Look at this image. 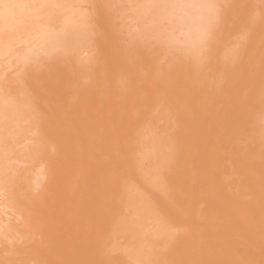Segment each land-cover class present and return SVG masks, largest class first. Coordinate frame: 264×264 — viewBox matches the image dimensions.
Returning <instances> with one entry per match:
<instances>
[{"label":"bare ground","instance_id":"bare-ground-1","mask_svg":"<svg viewBox=\"0 0 264 264\" xmlns=\"http://www.w3.org/2000/svg\"><path fill=\"white\" fill-rule=\"evenodd\" d=\"M2 1H4L5 2V0H2ZM1 1V2H2ZM11 1L12 0H6V4L8 3V2H10V4L8 3V8L6 7V6H4L5 5V3H2V5L1 6H4V7H6L7 8V11L8 12H6L7 14L9 13H17V11L20 9V11L21 10H23V8H25V9H27L26 7H30L31 6V4H33V3H36L37 2V0H36V2H34L35 0H29V2L28 3H25V5H24V2H26V1H28V0H21V1H23V6L21 5V3H20V5H19V1H15L18 5H16V3L15 2H13L12 1V3H11ZM30 1H32L33 3H31L30 4ZM40 0H38V3H40V5L39 6H41V4L43 3V1L44 0H41V2H39ZM75 2H76V0H74ZM81 1V0H80ZM92 1V3H91V7H92V9H93V7L95 8L94 10H92V11H94V13L96 12L97 14V17H99V15L101 16V17H99V18H97V19H100V21L101 20H103V19H105V18H107L109 15H110V13H112V12H114L115 13V10L116 9H114L113 7H111L112 9H114V11H112V12H110V10H112V9H110V5H112V3L111 2H113V1H109V0H87V2H85V5H86V3H87V5L90 3ZM123 4H121V5H125L124 4V2H126V0L124 1H122V0H120ZM139 1V0H138ZM145 1V0H144ZM143 1V2H144ZM146 1H147V3H146ZM145 1V3H142L141 5H148V7L150 8V10H152L153 12H149L150 10H149V8H147L148 10H146V6H145V10H144V8H139V10L140 11H142V12H139V10H138V8L136 7V4H135V6H134V8L136 7V10H138L137 12L139 13H137V14H135L133 11H131V9H130V12L131 13H133L134 14V16H135V18L136 17H138V18H140V19H138L139 20V22L138 21H134L133 19V22H137V23H135L136 25L139 23V24H141V26H142V24H143V26L141 27L139 24L137 25V27H139L138 29H139V31H138V29H137V27H136V25L131 21V20H129V23H130V21H131V23H133L132 25H133V28H135V29H132L134 32L135 31H137V32H139L138 34H143L142 36H141V38L142 39H140L141 40V42H140V40H138V37L135 35V34H137V33H133V31H132V33H131V30L129 31V26H125V25H127L126 23H123L121 20L123 19L122 17H120V15L118 16V20H120V18H121V24H122V26L123 27H127V34H124L123 33V36L124 35H128L129 34V32H130V34L131 35H133V36H135L134 38L136 39L137 38V42L134 44V45H136V44H138V42L139 43H142V44H148L147 46H149V48L150 47H152L151 45L152 44H154V42L153 43H151L150 41H152L153 39H155L156 38V34L157 33H152V32H150L151 31V29H152V31H155L156 29H155V26H156V28H158L159 26H161L160 25V23H163V21L164 22H167L165 19L167 18V20H169V19H173L172 17H175V19H176V23H177V25H175L176 27H177V29H176V27H173V30L174 29H176L177 31H178V34L179 33H181L180 32V30L182 31V33L183 32H185L183 35H182V33L180 34L182 37L184 36V38H185V40H183V42H184V44L185 45H188L189 46V48L192 50V53L194 54L195 53V55H193V54H191L190 52H191V50L188 52L187 51V54L188 53H190L188 56H190V55H193L191 58L190 57H188V60H189V58H190V60H191V62H190V60L189 61H185V60H187L186 58H184L183 57V61L182 62H175V63H171V65L168 63L166 66V68H167V71H165L166 70V68L164 69L163 68V65L161 64V62L159 63V61H161L160 59H158L157 60V62L155 61V59H157V57L156 58H154L155 57V55H154V57L152 56V53H153V51L152 50H150L149 51V49H147L149 52H147V50H146V46L145 47H142V46H140V44H138L139 45V47H137V49H136V51H132V50H135V49H133V48H130L131 50H128V47L126 48L125 46H123L124 45V42H118V40H117V43H116V41H114V40H112L111 38H110V36H105V37H103L104 35H105V33L107 32V34L108 33H111V30L113 29V28H109L110 29V32L109 31H106L108 28H106L107 26H105V25H103V21H101L102 22V24H101V22H99V20H97L98 22H93V20H92V24H90L91 26L89 27L88 26V28L86 27V30H84L85 29V25L83 26L82 25V27H84V29L82 28V27H77V24H67V21H66V23H64V24H66V25H68V26H65V27H68V29H70V30H68L67 28V30L68 31H70V32H68L67 30V32L65 31V29L63 28V33L64 32H66V34L64 33H62L61 32V34H60V32H59V26H58V22L59 21H61V20H58V22L55 20V22H57L55 25H56V27L58 26L59 28H56V27H53V28H55V29H53L54 30V32L53 31H51V30H49V31H51V32H48V30H43V32H40V33H43L42 34V36H40V38H39V46H45V51H46V53L43 51L44 50V48H42V47H40V49H38V47L39 46H37L36 47V49L34 50V52H32V51H28V52H30V54H31V56H30V54H28L27 53V55H26V58L25 59H23L24 61H22L23 62V66H24V68H23V70L22 71H20V72H22V74H20L21 76L25 73V75H27V76H25L24 75V77H21V78H24V80L27 78V80H25V82L26 81H35V79L36 78H38L35 82H31V85H32V83H33V85L31 86L30 84H29V88L28 87H22V89H23V92H22V94H20V96H24L23 98H25V100L24 99H19V101L21 100L22 101V107H24V105L26 106L27 105V103L28 102H30L29 101V99H30V96H26V94L28 93V95L31 93V91H29V92H27L26 93V91H28V89L29 90H32V88H33V90H34V92H35V95H37V99L38 100H40V102L39 101H36V102H34L35 100H32L31 102H33V104L34 105H38L39 103V105L41 106V107H39V106H36L35 108H39V109H41V110H44L45 111V109L47 108H49V111H50V109H52L53 111H54V113H56L57 112V114H55L54 115V117L53 118H50V117H52L53 116V114H52V111H50L51 113V116L50 117H44V115L42 114V116L45 118V119H43V118H41L42 119V121H43V123L44 124H42V121H41V126L40 127H42V128H44V131H43V129L42 130H40L41 131V134H43L42 133V131L43 132H46V136H47V133H48V137L50 138V140L48 141V138L46 137V139H45V143L46 144H48V147L46 148V150H47V154H49L47 157H50L49 158V160H48V162L47 163H45V166H44V170H40V172H38L37 171V173L38 174H35V175H37V176H35L36 178H34V181L36 182V185H37V187H38V189H37V192H33L34 190H32V189H24V190H29V192H30V194H34L33 196L31 195H29V192L26 194V195H28V196H25V191L24 190H22V189H20V188H18V189H20V192H21V190H22V192H23V194L21 195L20 194V192L19 193H17V195L18 194H20L21 195V197H19V196H17L16 195V192H15V194H13L14 193V190H10V187L12 188V186H10V183L12 182V181H14L13 179H16L15 177H13V178H9V180L7 181V179L6 178H4L5 176H6V174L9 172H12L13 170H11V169H9V167L7 168V169H9L10 171H7V170H4L5 169V167H4V165H5V163H4V165L2 164V162H1V158H0V171L2 172H0V186L1 187H7V185H8V189H9V194H11L10 196H9V198L8 197H6L7 199H8V202L10 201V205H11V203H13V202H15L16 203V205L13 203L12 205L13 206H16L17 208V212H18V210H19V212L21 211V209H22V214H19L18 215V213H16V214H12V212L14 213L15 211H16V209H13L12 208V210L13 211H9V208H4V210H2L3 212H5V210H7V211H9L8 213L7 212H5V213H3L2 211H1V213L0 214H2V215H0V236H2L1 238H0V264H117L116 262L119 260L118 258L119 257H121V256H117V258L115 259L114 257H115V255H114V257L112 258L111 257V255H110V257H109V255H108V252L109 251H107L106 250V246H105V241H104V237H103V232H105L106 230L105 229H110L109 227H107V228H105V224H103V223H113V222H116V219H114V221L112 220L113 218H114V216L113 215H111V213L110 212H108V210H110V211H112V209H113V211H114V207L115 206H117V204L116 205H114V207L113 206H108V205H113L112 203L113 202H115L116 201V203H121V201H118L117 202V200H115V199H117V198H115L114 200L115 201H113V200H111L110 201V198H107L109 195V192L111 191H113V190H108V196L106 195V186H104L103 184V182H105V184H106V181H104L105 180V174L101 171V169L104 167V164L107 162H105V161H103L104 159H103V156L102 155H104L103 154V152L105 153L107 150L110 152V147L109 146H114V143L115 142H117V140L119 139V140H121L122 138L120 137V136H124V134H126V133H124L123 131H120V130H122L123 128H124V125H126L127 127L129 126L130 127V125L132 126V124L134 125V124H137V123H140L141 124V122H142V120H141V118L140 117H137V113L140 111L139 109H140V106L142 107V105H143V103H145V102H147V104L148 103H150L151 104V101H152V103H153V105L155 106H157L156 108H158V105H159V107L161 108H163V107H166V109L165 108H163V110L165 111V113H166V110H167V112H171V114H170V116L172 115V117H170V116H168V117H170V118H168V119H166L167 118V114H166V118H164L165 120H167L168 122H170V123H172V124H174L175 126H174V129H175V127H178V126H182L181 124H183V126L181 127V128H183L184 127V125L185 126H192V129L191 128H189L188 127V129H187V131H188V136L186 135V133H184V132H186V129H185V127H184V131H183V129H181L182 131H183V133H184V136H186V138H188L189 137V139L190 140H188V139H186L185 137V139H186V141L184 142V143H188L189 141V143H190V145L192 146V144H193V147L195 146L196 148H198L199 147V150H200V147H202V145L205 143V141L207 140V142L206 143H208V145H211V146H208L207 144H205V145H207L208 147H210V149L211 150H209V148L206 150V146L204 147L205 148V150L207 151H205L204 149V151L206 152V153H209V155L210 156H208V154L206 155V153L204 152V155L202 156V154H203V152H201V150H200V152L198 151V149H196V148H193V151L192 152H196L195 154L194 153H192L191 151H189V153L191 152V156L190 155H188L187 154V156H186V159H188V157H189V159H188V162L187 163H190V162H192L193 163V161H191V160H194V162L196 163L195 165H196V169L194 170L195 172H193V164H189L190 165V168H191V166H192V168H191V170L189 169V172L190 171H192V172H188V173H186V174H184L185 172H186V169H187V166H185L186 167V169H185V171L184 170H182L183 171V174L184 175H187L188 174V176L190 177V179L187 177V176H184V178H182V180H183V184H184V181L187 179L188 180V182H185L186 184H187V186H188V188H186V189H188L187 191H189V189L191 190H193L194 192H193V194H190V196H193L192 198H190V199H195V201L193 200V201H191V203L193 204V202L195 203V204H197V202H198V200H196V197L197 198H201V200H203V201H205V199L206 198H208L210 201H208V199H206V201H208V204L207 203H204L203 201H201L200 199V203H204V204H207L208 205V207L207 208H205L204 210V212L203 213H200V211L202 212V209H199V217L202 219L203 217H205L206 215H207V213L206 212H208V214L209 213H211V214H214V210H215V214L214 215H216V213L218 212L217 210H220L219 212H218V214L220 213V215H223V219H224V216L226 215V213H230L229 215L227 214V216L230 218V216H231V218L233 217L234 218V216H237V218L239 219H237V220H235L236 221V223H232V222H230L229 220H231V218L229 219V218H227V216H226V220H225V222L227 223V220L230 222L229 224L230 225H228V223L227 224H225V222L223 221V219H222V221L223 222H221V218H220V221H219V223L220 224H225V225H223V227L221 226V227H219V231H218V233L216 232L217 230H216V228H214L216 231V233H217V235L218 236H220V237H218L219 239L221 238V236H222V238L220 239V240H218L217 241V239H216V241L215 240H213L212 238L214 237V235L216 236V234H215V232H214V230H213V228H212V225L215 223V221L218 219L219 220V217H218V215L216 216V217H211L210 215V217L211 218H209L208 217V215H207V217L210 219L209 221H206L205 222V220H206V217H205V220H204V218H203V220H204V225L206 226V228L205 229H201V231L200 230H197V227H198V225H203V224H198L197 225V221L194 223V224H196L195 226H197V227H195L193 224H191V222L189 223V224H191L189 227L190 228H192V225L196 228L195 230H197V231H195L194 230V228L192 229V232H189V231H187V232H189V236L187 235V232H184V233H186V235H187V239H186V236H185V239H186V241H185V239L184 238H182L183 236H180V234H179V236H177V231L178 230H175V229H177V227H173V228H175L174 230H172V228L171 229H169V231H168V227H170V225H168V224H165L164 222H163V224L159 221V223L160 224H162V225H157V227L159 226V227H163L162 228V230L164 229V231H168L169 233L170 232H176V240H173V241H170L169 243H171V242H175V243H171L172 245H174V244H178L179 243V245L182 243V244H184V246L182 247V250H181V245H180V247L177 245V247H176V245H175V247L173 246V248L174 249H172V248H170L171 249V258L172 257H179V259L178 258H172L173 260H176V259H178L179 260V262L181 261H183V263H185V262H187V261H189V262H191V259H193V260H195L196 261V263H198V264H256V263H258V264H264V223H263V219H264V180H262L261 179V181L259 182V187H261L260 188V190L258 189V187H257V189H258V191H259V193H258V195L259 194H261V196L260 197H262V199H261V204H260V200H259V198L257 199L258 200V202H259V204L260 205H263L262 207H259V204H257L258 202L257 201H254V200H252L253 201V203H252V205H251V203L249 204V202H245V199H246V201L251 197H253L252 196V193L251 192H249L248 191V186H247V191H245V193L246 192H249V193H251V194H249V195H251V196H249V198H244V197H242L241 198V196L242 195H244V194H242L243 192L241 191L240 192V190L238 191H236V190H234V191H236V192H239V194L238 193H234L233 194V196L231 197L230 195H227V194H231V191H228L227 192V190H226V192L224 191V188L225 187H229V185L230 184H232L233 182H235L238 178H239V176L237 175V173L238 174H241V171H242V169H243V171H242V174H241V176L243 175V174H245L246 173V175L248 174H254V173H257V171H260L261 169L263 170L264 169V152H263V155H262V151H264L263 150V147H264V145H263V147H261V146H258V147H260V149H262V151H260L259 150V148H258V150H257V148L256 149H253V148H255V146H253V148H252V145H251V148H248L249 146H250V144H249V141L247 142V138H242L240 141H238V140H236L235 139V141H237L238 142V144L233 140V143H234V146H233V150H232V153H231V149L229 150V144H231L230 142H232L231 140L233 139V138H235L237 135H239V134H242V130L244 129V126L246 125L245 123H247V121L249 122H252V120H249V119H251L250 118V116H251V113H252V111H251V109L249 108L248 109V111L246 110V108L244 107L246 104H247V106H248V104H252V103H254L253 101L256 99V97L258 96V95H261L262 93H261V91L260 90H257V89H255L254 88V86L255 85H257V84H255V82L257 83V81L256 80H259V76H258V79L256 78V79H253V81H252V79H251V82H253L252 84L250 83V84H247L246 82L248 81H246L245 83L247 84H244V83H242L240 80H238V79H240L239 78V75L241 74V75H243L244 73V71L241 73V71H239V70H237L236 68H235V70H234V68L232 69L231 67L232 66H234V65H232L231 66V63H232V60H231V55L228 53V55H227V53H225L224 52V50L225 49H223V48H227V46L228 47H230L229 46V44L228 45H226V42L223 44L222 43V49L220 50V49H218L219 50V52H218V50L216 49V48H218V47H216V45H215V43L217 44V45H219L218 43H219V41H221L219 38H220V36H221V34L219 33V31L217 32V30H219V29H222V28H220V26L221 27H224L222 30L224 31V33H228V31L225 29V25L226 24H223V23H227V21L229 20V16H227V15H230L228 12V10L229 9H227L228 7H227V5L226 4H228V2H226V1H229V0H224L225 1V7H224V9L222 8H220L219 6H224V1H221V0H146ZM238 2L237 3H239V0H237ZM242 0H240V2H241ZM247 2H248V0H246ZM252 1H254V5L256 4L257 6H259L258 5V2H259V0H251L250 2L252 3ZM256 1H258V2H256ZM0 2V3H1ZM53 2H56V1H53ZM67 2H70V0L68 1L67 0ZM67 2H65V4L67 3ZM81 2H83V1H81ZM89 2V3H88ZM117 2V1H116ZM115 2V0H114V3H116ZM119 2V1H118ZM117 2V3H118ZM129 2V1H128ZM127 2V3H128ZM137 1H135V3H136ZM219 2H220V5H219ZM221 2L223 3L222 5H221ZM236 2V1H235ZM245 1H243V3H244ZM247 2H246V4H247ZM16 5V6H14V4ZM72 3H74V2H72ZM111 3V4H110ZM130 3V2H129ZM134 3V2H133ZM132 3V4H133ZM218 3V4H217ZM232 3V2H231ZM260 3H262L261 4V6L263 5V2H262V0H260ZM259 3V4H260ZM4 4V5H3ZM44 4V6H41V7H47V6H49L50 7V11H51V7L52 6H56V8L54 9V10H52V11H58V9L61 7V9H63L62 8V6L64 5V6H66L65 4H61V6H60V4H59V8L57 9V7H58V5H57V3H54V4H48V2L47 3H43ZM69 4H71V3H69ZM76 4H77V2L76 3H74V5L76 6ZM118 4H120V3H118ZM131 4V5H132ZM139 4H140V2H139ZM234 4V3H233ZM240 4V3H239ZM34 5L36 6V5H38V4H33L32 6L34 7ZM79 5H80V3H79ZM81 5H83V4H81ZM116 5V4H115ZM121 5H118V7L119 6H121ZM141 5H139L140 7H142ZM143 5V6H144ZM243 5H245V4H243ZM243 5H241V7L243 6ZM248 5H253V4H249V2H248ZM247 5V6H248ZM254 5H253V7H252V10H250L251 9V6H249L250 7V9L247 7L246 8V15L247 14H249L250 13V11H251V13L246 17V15H245V17H246V19L245 20H247V18H249L246 22L247 23H245L244 24V26H242V28L243 27H245V26H247V24H248V26H249V28L250 27H252V29H247V27H246V31L243 29L242 31H244V32H246L245 34H247V33H249L250 32V30L251 31H253L254 33L256 32L255 30H257V33H259V34H262L263 33V31H264V7L262 6L261 7V9L263 10L262 12V14H261V12L260 13H258V10L256 9H254L255 10V12H254V10H253V8H254ZM255 5V7H257ZM0 6V7H1ZM20 6H21V8H20ZM24 6H26V7H24ZM38 6V8H40ZM72 6H73V4H72ZM71 6V7H72ZM78 6V5H77ZM89 6V5H88ZM129 6H130V4H129ZM138 6V7H139ZM216 6H218L219 8L217 9L216 8ZM222 6V7H223ZM236 6V5H235ZM3 7V10H2V7L0 8L1 10V18L0 19H6L8 22L10 21V24H9V33H10V31H12L11 30V28L13 27L14 29H16V27L18 26V23L17 22H13L10 18L12 17V19H14V21L17 19V18H14V17H18L19 18V15L18 16H15V14L13 15V13H12V15L14 16H10V18H9V15H7L8 16V18H6L7 16L5 15V11L6 10H4L5 8ZM37 7V6H36ZM70 7V6H69ZM68 7V8H69ZM82 7V6H81ZM90 7V8H91ZM130 7H132V6H130ZM227 7V8H226ZM229 7H232V6H230L229 5ZM237 7H238V5H237ZM35 8V7H34ZM65 8V7H64ZM73 8V7H72ZM125 8H126V6H125ZM239 8H240V6H239ZM243 8V7H242ZM259 8V7H258ZM25 9H24V11H25ZM32 9V7H30V10ZM36 9V8H35ZM42 9V8H41ZM44 9V8H43ZM42 9V10H43ZM60 9V10H61ZM77 9L79 10V8L77 7ZM82 9H83V7H82ZM81 9V10H82ZM85 9V8H84ZM83 9V10H84ZM98 10V11H95V10ZM120 9V8H119ZM118 9V10H119ZM215 9H216V12H218L219 11V13H220V10H221V12L223 11L224 12V10L226 11L227 10V14H223V12H222V14H223V16L222 17H220V18H223V19H221L222 21L224 20V22L223 23H221L222 21L220 20V18H218L217 17V19H219V21H221L220 23L218 22V20L216 19V12H215ZM220 9V10H219ZM235 9V8H234ZM244 9V8H243ZM14 10V11H13ZM66 10V9H65ZM121 10V9H120ZM143 10L145 11V13L143 12ZM232 10V9H231ZM241 10V9H240ZM240 10H238V11H240ZM250 10V11H249ZM2 11H4L3 13V15H2ZM20 11H18V12H20ZM23 11V12H24ZM34 11V10H33ZM32 11V12H33ZM37 11V9L35 10V12ZM64 11V10H63ZM63 11H61V12H63ZM70 11H72V10H70ZM77 11V10H76ZM75 11V12H76ZM85 11V10H84ZM81 11L80 13H82L83 12V14H79V17H80V15H83V17L84 18H81L82 20H84L86 17H88V11ZM123 9H122V13H123ZM127 11V13H128V10H125L124 12H126ZM243 11V10H242ZM242 11H241V13H242ZM249 13H248V12ZM252 11L254 12L253 13V17L254 16H258L257 18L256 17H254L255 18V20L257 21V22H259V23H256V21H254L253 19V17H251V14H252ZM260 11V10H259ZM31 12V11H30ZM31 12V13H32ZM40 12H42V11H40ZM44 12V11H43ZM46 12H47V10H46ZM67 12V11H66ZM66 12H64V13H66ZM98 12H99V15H98ZM117 12V11H116ZM118 12H120V11H118ZM146 12L148 13H154V14H156V13H158V15L159 16H157V15H153V18L151 19V17H149V18H147V20L146 19H142V17H140L141 15H140V13L142 14V13H144L145 15H147L146 14ZM244 12V14H245V11H243ZM21 13V12H20ZM19 13V14H20ZM39 13V12H38ZM38 13H35V14H33L34 16L36 15V16H38L39 14ZM52 13V12H51ZM63 13V14H64ZM87 13V14H86ZM90 13L92 14V12H91V9H90ZM89 13V14H90ZM93 13V14H94ZM121 13V14H122ZM127 13H126V15H127ZM216 13V14H215ZM224 13H226V12H224ZM230 13H231V11H230ZM235 13V12H234ZM240 13V12H239ZM240 13V14H241ZM258 13V14H257ZM24 14V13H23ZM25 14H28V13H25ZM30 14V13H29ZM38 14V15H37ZM42 14H44V13H42ZM54 14H55V12L52 14L53 15V17H54ZM60 14H62V13H60ZM72 14V13H71ZM74 14V13H73ZM84 14H86V15H84ZM91 15V17L92 16H94V15ZM118 14V13H117ZM120 14V13H119ZM128 14H130V13H128ZM133 14H132V16H133ZM221 13H220V15H217V16H221L222 15ZM237 14V13H236ZM235 14V15H236ZM243 14V13H242ZM255 14V15H254ZM261 14V15H260ZM11 15V14H10ZM33 15L32 16H30V17H33ZM52 15L51 16H48L47 14L45 15L46 17L48 16V17H52ZM57 15H58V13H57ZM56 14H55V16H57ZM66 15V14H65ZM70 15V14H69ZM75 15V14H74ZM74 15H73V17H74ZM95 15V16H96ZM108 15V16H107ZM126 15H125V17H126ZM239 15V14H238ZM238 15H236V16H238ZM3 16V17H2ZM21 17H22V15H20ZM23 16H28V15H23ZM35 16V17H36ZM40 16V15H39ZM45 16H40L41 18H42V21L39 19V17L38 18H36V21L40 24V22H43V19H45L44 17ZM76 16H78V15H76ZM75 16V17H76ZM155 16V17H154ZM165 16H167V17H165ZM224 16H226V17H224ZM243 16V19H244V15H242ZM260 16H262L261 17V20L259 19V17ZM21 17L19 18V20H21ZM58 17H59V15H58ZM63 17V16H62ZM71 17V16H70ZM90 17V16H89ZM103 17V18H102ZM117 17V16H116ZM128 17H129V15H128ZM128 17H126V19L128 18ZM131 17V16H130ZM160 17V18H159ZM161 17H163V18H161ZM168 17H170V18H168ZM215 17V18H214ZM54 18H57V17H54ZM68 19H69V16L67 17ZM93 18V17H92ZM96 18V17H95ZM94 18V19H95ZM154 18H156V19H154ZM224 18H226V20L224 19ZM240 17H238V19H239ZM263 18V19H262ZM23 19H25V17L24 18H22V23H23ZM30 19V18H29ZM28 19V20H29ZM35 19V18H34ZM39 19V20H38ZM47 19V18H46ZM60 19V18H59ZM66 19V18H65ZM67 19V20H68ZM73 19V18H72ZM77 19V18H76ZM88 18H86V20H87ZM109 19H111V18H108V20ZM112 19H114L113 17H112ZM116 19V20H117ZM126 19H125V21H126ZM158 19H162V21L160 22V21H157L156 22V20H158ZM164 19V20H163ZM213 19V20H212ZM214 19L216 20V21H214ZM234 19V18H233ZM243 19H242V21H243ZM259 19V20H258ZM6 20H4L3 21V23H6V25L5 24H1V29H4L3 28V26H8L7 24H8V22H6ZM18 20V19H17ZM16 20V21H17ZM47 20H51V19H47ZM107 20V21H108ZM116 20H114V24H115V21ZM141 20H143V21H141ZM149 20V21H148ZM150 20H154L153 21V24L154 23H156L155 24V26L154 25H152L151 23H152V21L150 22ZM170 20V21H171ZM174 20V19H173ZM244 20V21H245ZM14 23V24H12V22ZM70 21V20H69ZM68 21V23H71V22H69ZM106 21V22H107ZM110 21V20H109ZM146 21V22H145ZM175 21V20H174ZM232 21H234V20H232ZM239 22H241L240 20H238ZM248 21L250 22V25H249V23H248ZM1 22V21H0ZM26 22V21H25ZM24 22V23H25ZM31 22V20L29 21V23ZM33 22H34V20H33ZM32 22V23H33ZM36 22V23H37ZM44 22H47V21H44ZM43 22V23H44ZM53 22H54V19H53ZM78 22H81L80 21V19H79V21ZM113 22V21H112ZM142 22H145V23H149V25L151 24L152 26H149V25H147L146 24V27L144 26L145 25V23H142ZM172 22V21H171ZM170 22V23H171ZM238 22V23H239ZM17 23V24H16ZM20 23L21 22H19V28H21V26L22 25H24V24H22V25H20ZM36 23H34V27H35V24ZM88 24L87 22H85V21H83V24ZM105 23V22H104ZM128 23V25H130ZM214 23H219L220 24V26H219V28H218V25L219 24H214ZM230 21H229V26H231L230 25ZM233 23H236V22H233ZM31 24V23H30ZM46 24V23H45ZM52 24V23H51ZM62 24V23H61ZM81 24V23H80ZM94 24V25H93ZM109 24V23H108ZM107 24V25H108ZM113 24V23H112ZM117 24L119 25V27H120V24L117 22ZM124 24V25H123ZM166 25H168L167 23H165ZM165 24L163 23L162 25L163 26H165ZM179 24V25H178ZM222 24H223V26H222ZM242 24V23H241ZM255 24H257V25H255ZM17 25V26H16ZM26 25V24H25ZM29 25V24H28ZM48 24H46V26H47ZM53 26H55L54 24H52ZM93 25V26H92ZM101 25H103L104 27H102ZM217 25V26H216ZM228 25V24H227ZM237 25V24H236ZM255 25V26H254ZM51 25H50V23H49V27H50ZM62 26V25H61ZM63 26V27H64ZM70 26V27H69ZM72 26V27H71ZM78 26H79V24H78ZM95 26V27H94ZM112 25H110V27H111ZM180 26H183L182 27V29H180V30H178V28H181ZM216 26V27H215ZM36 27H37V24H36ZM92 27H94V30H93V28ZM101 27L102 28V32H104V34H103V38L101 39H95L99 44H97V46H98V54L99 55H96V54H94V55H96V56H98V57H95V59L96 60H98V62H96L95 61V59H93L94 61H95V63H97V65L95 66V63L93 64L92 63V61H91V63L93 64V65H90V66H82V64H81V67L79 68L80 69V71H79V69H77L76 70V68L77 67H75L74 65L76 64V66L78 65V63L76 62V60H75V64L72 66V65H70L69 66V64H72V63H69V64H67V62L66 61H56V62H59V63H61V64H59V63H55V60H54V62H51V60L53 59V57L51 56L52 55V53L50 52V51H52V50H54L55 51V53H57L58 51H56L57 50V48L56 47H60L61 48V46L63 47V45L64 44H62V43H66V40H65V38H64V36H66L68 33V35H70L69 37L67 36V38L66 39H69V38H71L72 39V41H71V39H70V41L71 42H69L68 40H67V42L68 43H72L71 44V46H69L70 48H68V43L67 44H65L66 46V49H68V50H66V52H68L69 51V49H70V51H72L71 50V48L73 49V53H76V52H78L79 51V49L78 48H80L81 46L80 45H82L83 43V46H85L86 45V43H85V41L87 40V43H90V42H88V39L89 38H91L90 37V35H89V33H88V30H90V28H91V32L93 33L94 31H96V30H98L99 32H101V28H100V30H99V28ZM116 27H118V26H116ZM119 27H118V29H119ZM130 27H132L131 25H130ZM141 27V28H140ZM153 27V28H152ZM166 27H168V26H166ZM170 27V26H169ZM169 27L167 28V29H169ZM215 27V28H214ZM237 27V26H236ZM24 28V27H23ZM22 28V29H23ZM62 28V27H61ZM148 29L147 31L145 30V29ZM151 28V29H150ZM217 28V29H216ZM234 28V27H233ZM25 30H27L26 28H24ZM41 29V28H40ZM45 29V28H44ZM57 29V30H56ZM105 29V30H104ZM108 29V30H109ZM120 29H123L122 27H120ZM131 29V28H130ZM137 29V30H136ZM143 30V32H140L141 30ZM215 29V30H214ZM241 29V28H240ZM255 29V30H254ZM17 30H18V28H17ZM24 30V31H25ZM56 30V31H55ZM116 30V29H115ZM158 30H160L159 31V35H161V33L160 32H162V33H165V32H167V33H169L170 35H172V36H170L169 34H165L164 35V37L165 38H169V37H171V39H169V41L167 40V39H165L164 40V42H168V44L167 43H163L164 44V46L166 45V47H168V45H169V42H173V44H174V42L177 44V42L176 41H182V37L180 38L179 36H178V39H173V41H172V37L174 38V37H176L177 35L176 34H174L175 33V30H174V32H172L175 36H173V34H171V32H169V30H166V31H164L162 28H159V29H157V31H155V32H158ZM163 30V31H162ZM171 30V29H170ZM221 30V31H222ZM226 30V31H225ZM238 30V29H237ZM248 30H249V32H248ZM1 32H3V34L5 33V31H7V29H4L3 31L2 30H0ZM34 31V30H33ZM123 30H121V32H122ZM147 33H146V32ZM214 32L215 34H211V32ZM222 31V32H223ZM232 30H230V32H231ZM13 32H14V30H13ZM20 32H22L21 30H20ZM32 32V31H31ZM35 33H36V31H34ZM99 32H95V34L96 35H102V34H97V33H99ZM113 33H114V30L112 31ZM125 32V31H124ZM23 33L24 32H22V35H23ZM34 33V34H35ZM71 33V34H70ZM87 33H88V35H87ZM145 33V34H144ZM150 33V34H149ZM210 33V34H209ZM219 33V34H218ZM223 33V34H224ZM226 33V34H227ZM234 33V32H233ZM235 33H237V32H235ZM252 33V32H251ZM6 34H8V33H6ZM10 34H12V33H10ZM16 34V33H15ZM29 34H31V33H29ZM33 34V33H32ZM64 36H63V35ZM106 34V35H107ZM117 34H119V33H117ZM116 34V35H117ZM209 34V35H208ZM217 34H218V36H217ZM0 35H2V33H0ZM5 35V34H4ZM9 35V34H8ZM7 35V36H8ZM24 35H26V34H24ZM23 35V36H24ZM86 35H87V37H86ZM108 35H110V34H108ZM120 35H122V34H120ZM146 35H148V36H151V37H148V36H146ZM169 35V36H168ZM208 35V36H207ZM212 35V37H209V36H211ZM241 35L244 37V35L241 33ZM247 35H249L247 38H249L250 37V34H247ZM246 35V36H247ZM12 37L11 38H13V36L14 35H11ZM29 36V35H28ZM32 36V35H31ZM33 36H35V35H33ZM112 36V35H111ZM118 36V35H117ZM129 36V35H128ZM132 36V37H133ZM140 36V35H139ZM144 36V37H143ZM148 37V39H151L150 41H148L147 39H144V38H146V37ZM155 37V38H153V37ZM234 36V35H233ZM240 36V35H239ZM246 36L244 37L245 39H247L246 38ZM258 36V35H257ZM260 36V35H259ZM264 35L262 34L261 36H260V38H259V42L260 43H262L261 41L263 40V43H264V37H263ZM6 37V36H5ZM9 37V36H8ZM39 37V36H38ZM88 38V39H86V38ZM93 37H95V35H94V33H93ZM93 37L91 38V39H93ZM101 37V36H100ZM164 37L162 38L161 37V39H164ZM208 37L211 39V40H214V43L210 40V42H209V39H208ZM216 37H219V38H216ZM222 37H223V35H222ZM236 37H238V35H236ZM235 37V41L233 40L232 42H236V38ZM261 37H263V38H261ZM2 38H3V35H2ZM1 38V39H2ZM18 38V37H17ZM96 38V37H95ZM110 38V40H108ZM114 38V37H113ZM120 38H121V36H120ZM123 38V37H122ZM121 38V39H122ZM124 38H126V37H124ZM131 38V37H130ZM177 38V37H176ZM179 38H180V40H179ZM213 38V39H212ZM243 38V40H245ZM251 38V37H250ZM252 38H255V37H253V34H252ZM252 38H251V40H252ZM0 39V40H1ZM7 39V38H6ZM5 39V40H6ZM16 39V38H15ZM31 39V38H30ZM120 39V40H121ZM143 39H144V41H145V43H144V41H143ZM159 39H160V36H159ZM207 39H208V41H207ZM218 39V40H217ZM225 39H226V36H225ZM232 39H234V38H232ZM239 39V38H238ZM241 39V38H240ZM256 39V38H255ZM260 39H262L261 41H260ZM4 40V39H3ZM5 40L3 41V42H5ZM10 40V39H9ZM28 41H29V38L27 39ZM84 40V41H83ZM104 40H106L105 42H104ZM119 40V41H120ZM129 40V39H128ZM128 40H126V41H128ZM131 40H133L134 41V39H131ZM157 42H158V36H157V39H155ZM217 40V41H216ZM248 40V39H247ZM250 40V41H251ZM18 41V40H17ZM25 41V40H24ZM65 41V42H64ZM95 41V42H96ZM100 41H102L101 42V45L104 43V45H102L103 47H100L101 45H100ZM123 41H125L124 39H123ZM125 41V43H127ZM136 41V40H135ZM207 41V43L209 42L212 46H213V44H214V46L212 47V46H210L209 44H207V43H205ZM224 41H226V40H224ZM224 41H222V42H224ZM228 41H230V39L228 40ZM240 41V40H239ZM239 41L237 40V42L239 43ZM0 42H2V41H0ZM9 42V41H8ZM11 42V41H10ZM14 42H16V41H14ZM31 42V41H30ZM29 42V43H30ZM183 42H179L176 46L178 47V49H177V51L178 50H180L181 48L180 47H183L184 45H183ZM202 42H203V46H208V51L209 52H206L205 51V49H204V47H203V50H204V56L206 57V59H205V57H204V61L202 60L203 59V57H202V59H201V53H202V51H201V47H200V44H201V46H202ZM231 42V41H230ZM243 42V41H242ZM23 43V42H22ZM29 43H27V46H29L28 44ZM38 43V42H37ZM91 43H93V42H91ZM105 43H106V46H105ZM121 43H123V45H121ZM149 43H151V45H149ZM181 43H182V45H181ZM245 43H247V42H245ZM244 43V44H245ZM255 40H254V45H255ZM258 43V42H257ZM6 44V43H5ZM15 44V43H14ZM16 44H17V42H16ZM15 44V45H16ZM34 44H36L35 43V41H34ZM33 44V45H34ZM41 44V45H40ZM60 44V45H59ZM62 44V45H61ZM162 44V43H161ZM162 44V45H163ZM181 46H180V45ZM206 44V45H205ZM221 44V43H220ZM233 44V43H232ZM235 44V43H234ZM240 44V43H239ZM243 44V45H244ZM259 44V43H258ZM2 45V44H1ZM12 46V43L11 44H9V46ZM22 45V44H21ZM23 45H25V44H23ZM88 45H90V44H88ZM91 45H93V44H91ZM96 45V44H95ZM95 45H93V46H95ZM131 45H132V43H131ZM133 45V46H134ZM155 45H156V43H155ZM172 45V44H171ZM171 45H169L170 47H171ZM225 47H224V46ZM246 45V44H245ZM261 45V44H260ZM6 46H7V44H6ZM14 46V45H13ZM36 46V45H35ZM48 46H49V48H48ZM80 46V47H79ZM82 46V47H83ZM96 46V47H97ZM133 46H131V47H133ZM161 46V45H160ZM163 46V47H164ZM210 46V47H209ZM220 46V45H219ZM234 46V45H233ZM259 45H257V47H258ZM16 47V46H15ZM23 47V46H22ZM25 48H26V46H24ZM23 47V48H24ZM81 47V48H82ZM92 47V46H91ZM90 47V48H91ZM100 47V48H99ZM158 47V46H157ZM157 47L155 48V49H157ZM165 47V48H166ZM173 47H175V46H173ZM234 47H236V46H234ZM251 47V46H250ZM260 47H262V46H260ZM264 47V46H263ZM1 48H6L4 45H3V47H1ZM8 48H12V47H7V49ZM18 48H20L19 46L17 47V49ZM25 48L23 49V50H25ZM30 48H31V50H32V47L30 46ZM30 48H28V49H30ZM46 48H47V50H46ZM50 48H51V50H50ZM60 48H58L59 49V52H60V50L62 49H60ZM80 48V49H81ZM89 47H88V49H90ZM136 48V47H135ZM148 48V47H147ZM165 48H163V50H162V52L163 51H165V53H166V50L169 48H167V49H165ZM186 48H188V47H186ZM239 48V47H238ZM254 48V47H253ZM6 49V50H7ZM13 49V48H12ZM16 49V50H17ZM41 49H42V51L46 54V56H47V58H48V60H46V58H43V56H45V55H43V56H41L40 54H43V52L41 51ZM49 49V50H48ZM63 49H64V51H65V48L63 47ZM62 49V50H63ZM76 49H78V51H75ZM87 49V48H86ZM87 49V50H88ZM160 49V48H159ZM159 49L157 50V52H159ZM169 49H173L172 47L171 48H169ZM168 49V51H170ZM175 50H176V47L174 48ZM184 49V48H183ZM210 49V50H209ZM217 51H216V50ZM240 49V48H239ZM4 50V49H3ZM2 50V51H3ZM6 50H5V52H6ZM21 50V49H20ZM40 50V51H39ZM82 50V49H81ZM85 50V49H84ZM96 50V49H95ZM107 50V51H106ZM128 50V51H127ZM215 50V51H214ZM230 50V49H229ZM257 50H259V48H255V51H257ZM262 50H264V48L262 49ZM22 51V50H21ZM38 51V52H37ZM50 52V54L48 53V52ZM90 51H91V49H90ZM126 51V53H124ZM151 51H152V53H151ZM172 51V50H171ZM170 51V52H171ZM182 50H180L179 52H181ZM185 51H186V49H185ZM221 51H222V53H221ZM234 51H237V49H235ZM261 51V49L259 50V51H257V52H255V53H259ZM5 52H3L4 53V55H5ZM8 52V51H7ZM13 52H15V50H13ZM12 52V53H13ZM23 52V51H22ZM22 52H17V53H15V56H16V59H17V57H18V55H19V53H22ZM65 52V53H66ZM88 52V51H87ZM168 53L167 52V54H171V53ZM174 52V55H175V53H176V51H173ZM184 52V51H183ZM213 52L215 53V52H218V53H215V54H213ZM227 55V56H229L228 58L229 59H227V57L226 58H224L223 56L225 55L224 53ZM226 52H229V51H226ZM249 52V51H248ZM23 53H25V51L23 52ZM23 53L21 54V55H23ZM61 53V52H60ZM60 53H58L59 55H60ZM63 54H64V52H62ZM71 53V52H70ZM70 53H68L69 55H70ZM72 53V54H73ZM149 53V54H148ZM185 53V52H184ZM237 53V52H236ZM7 54V53H6ZM10 54H11V52H10ZM7 55V56H10V62H11V56L12 55ZM17 54V55H16ZM63 54H61V55H63ZM84 54V53H83ZM89 56V54H91V53H85V56H83V57H86L87 55ZM93 54V53H92ZM155 54V53H154ZM179 56H181L179 53H177ZM232 55H233V53H231ZM264 53H262V55H263ZM4 55H3V57H4ZM25 55V54H24ZM23 55V56H24ZM53 55H55V54H53ZM67 55V54H66ZM65 55V56H66ZM74 55V54H73ZM72 55V56H73ZM78 55V54H77ZM76 55V56H77ZM80 55V54H79ZM156 55H157V53H156ZM173 55V54H172ZM173 55V56H174ZM225 55V56H226ZM250 55V54H249ZM260 55H261V53H260ZM1 56V55H0ZM14 56V54H13V56H12V58L13 57H15ZM20 56V55H19ZM48 56H51V57H48ZM57 56V55H56ZM55 56V57H56ZM65 56H64V58H65ZM91 56V55H90ZM159 56H161L160 55V53H159ZM166 56L167 55H165V58H166ZM237 56H238V53H237ZM254 56H255V58H258V57H256V55L254 54ZM259 56V55H258ZM6 57V56H5ZM82 57V58H83ZM172 57V56H171ZM171 57H169L168 56V58H171ZM178 57V56H177ZM253 57V56H252ZM19 58H21V56L19 57ZM22 58H24V57H22ZM50 58H51V60H50ZM57 58V57H56ZM71 58V57H70ZM94 58V57H93ZM154 58V59H153ZM159 58V57H158ZM164 58V55H163V57L161 56V59H163ZM175 57H173V59H174ZM238 58V57H237ZM248 58V57H247ZM246 58V60H248ZM250 58V57H249ZM263 58H264V56H263ZM6 59V58H5ZM15 59V58H14ZM61 59V58H60ZM66 59H67V57H66ZM75 59V58H74ZM81 59V58H80ZM84 59V58H83ZM172 59V58H171ZM185 59V60H184ZM193 59V60H192ZM226 59V60H225ZM236 59V58H235ZM259 59H261L262 60V58H260L259 57ZM259 59H255V61H254V58L253 59H251V61L253 60V68H252V66H251V62H249V61H246L251 67L250 68H252V69H250V71H252L254 68H255V72H256V70H258L259 69V67L258 66H256V65H258L259 63L258 62H260V61H257V60H259ZM4 60V58H2L1 59V61H3ZM18 60V59H17ZM20 60V59H19ZM19 60H18V63H19ZM58 60V59H57ZM63 60H65V59H63ZM71 60H72V62H73V59L71 58ZM70 60V61H71ZM85 60V59H84ZM88 60V58L86 57V60L85 61H87ZM167 59H165V61H166ZM182 59L180 58V61H181ZM196 60V61H195ZM212 60L215 62H212ZM264 60V59H263ZM12 61H14V60H12ZM21 61V60H20ZM83 61V60H82ZM81 61V62H82ZM93 61V62H94ZM169 61V60H168ZM203 61V62H202ZM15 62H16V60H15ZM64 62H66V63H64ZM89 62V64H90V61H88ZM164 61H162V63H163ZM243 62V61H242ZM264 62V61H263ZM2 63H4V61L2 62ZM11 63H13V62H11ZM17 63V62H16ZM15 63V64H16ZM17 63V64H18ZM27 63H29V65L30 66H28L29 68H25V64H27ZM212 63H213V65H212ZM251 63V64H250ZM258 63V64H257ZM7 64H9V63H7ZM6 64V65H7ZM20 65L22 64V63H19ZM85 64H86V62H85ZM84 63H83V65H85ZM166 63H164V65H165ZM232 64H236V63H232ZM239 64V63H238ZM243 64V63H242ZM5 65V66H6ZM14 65V64H13ZM19 65V66H20ZM28 65V64H27ZM80 65V64H79ZM168 65H170L169 67H168ZM172 65H173V69L171 68L172 67ZM212 65V66H211ZM244 66L246 65V64H243ZM242 65V66H243ZM249 65H247V66H249ZM261 65H262V62H261ZM10 66V65H9ZM8 66V67H9ZM18 66V67H19ZM118 66V67H117ZM151 67L150 69V71L149 72H146V71H148L146 68H148V67ZM211 67V69L213 68V71L215 72H213L211 69H209V72L211 71L212 73H210V74H208V73H206L208 70V68H210ZM0 67H1V64H0ZM3 67V66H2ZM1 67V69H6L5 67L4 68H2ZM7 67V66H6ZM17 67V66H16ZM17 67V68H18ZM22 67V66H21ZM27 67V66H26ZM70 67H72V68H70ZM75 67V68H74ZM92 67V68H91ZM121 67H125V69H123V68H121ZM214 67H215V69H214ZM237 67V66H236ZM256 67H258V69L256 68ZM264 66L262 65V68H263ZM12 68V64H11V66H10V68H8V69H11ZM119 68H121L120 70H118ZM170 68V69H169ZM248 69H249V67H247ZM246 68V69H247ZM261 68V70H263ZM0 69V70H1ZM14 69V68H13ZM70 69H72L71 70V72H73V73H71L69 70ZM78 71L77 73H76V71ZM172 69V70H171ZM233 70V71H228V70ZM243 69V68H242ZM245 69V68H244ZM248 69H247V72H248ZM12 70V69H11ZM10 70V71H11ZM18 71H19V69H17ZM169 70H171L170 72H169ZM3 71V70H2ZM4 71H6V70H4ZM17 71V72H18ZM23 71H26V72H23ZM29 71H32V72H29ZM206 71V72H205ZM217 71V72H216ZM228 71V72H227ZM249 71V72H250ZM9 71H7V73H8ZM16 72V71H15ZM178 72L179 73H181L180 75H177L178 74ZM252 72H254V71H252ZM264 72V71H263ZM1 73H3V72H1ZM11 73V72H10ZM71 73V74H70ZM76 73V74H75ZM216 73H217V75H216ZM226 73H228V74H226ZM257 73H258V71H257ZM12 74H14V72H12ZM18 75H16L17 77H20V75H19V73H17ZM73 74H75V75H73ZM213 74H215V75H213ZM249 74V73H248ZM261 75H262V73H260ZM259 74V75H260ZM264 74V73H263ZM2 75L3 74H1L0 76L2 77ZM4 75H5V72H4ZM15 75V74H14ZM14 75H12V77H14ZM240 75V76H241ZM250 75V74H249ZM258 75V74H257ZM260 75V82L261 81H263L264 80V76H261ZM6 76V75H5ZM56 76V77H55ZM238 76V77H237ZM246 76V75H245ZM8 77V76H7ZM16 77V78H17ZM53 77V78H52ZM54 77H55V79H54ZM59 77V78H58ZM83 77H85V78H90L88 81H89V83L88 82H86V80L85 81H83ZM107 77H108V79H107ZM109 77L110 78H112L111 80L109 79ZM253 77H257V76H254L253 75ZM11 78V77H10ZM82 78V79H81ZM235 78H237V83L235 82V84H236V87L233 85V83H231V86H233L231 89H233L234 87V89H233V91L232 90H230V88L228 89V91H226L225 89H227L228 87H227V82H229V81H233V80H235ZM251 78V77H250ZM3 79V78H2ZM5 79V78H4ZM3 79V80H4ZM29 79V80H28ZM40 79H41V81H40ZM48 79H50V81H52V82H49V80ZM54 79V80H53ZM81 79V80H80ZM2 80V81H3ZM7 80H8V78H7ZM18 80V79H17ZM23 80V79H22ZM21 80V81H22ZM38 80L40 81V86H39V84L37 85L36 83H38ZM47 80V81H46ZM244 80V79H243ZM5 81H6V79H5ZM10 81V80H9ZM0 82H1V80H0ZM8 82V81H7ZM18 82V81H17ZM43 82H44V84H43ZM50 83L49 84V86H48V83ZM83 82H86V83H83ZM155 82H157L158 84H156ZM250 82V81H249ZM259 82V83H260ZM12 84H14L13 82H11ZM19 83H20V81H19ZM28 83V82H27ZM183 83V84H182ZM3 84V83H2ZM2 84H0V85H2ZM18 83H15V87L16 88H21V86H22V84L20 85L19 84V86L17 85ZM34 84H35V87H33L34 86ZM58 84V85H57ZM159 84H162L161 86H159ZM7 85H8V83H7ZM18 87H17V86ZM28 85V84H27ZM47 85V86H46ZM238 85V86H237ZM261 85V84H260ZM4 86V85H3ZM25 86H26V84H25ZM37 86V87H36ZM112 86V87H111ZM167 86V90H166V88H164V87H166ZM261 86H264V85H261ZM260 86V87H261ZM5 87V86H4ZM4 87H2L3 89H4V91H5V88ZM7 87H9V86H7ZM32 87V88H31ZM39 87H43L44 88V91H43V93H42V91H41V88H39ZM46 87V88H45ZM61 87V88H60ZM109 87H111V88H109ZM258 87V86H257ZM10 88V87H9ZM15 88V89H16ZM18 88V89H19ZM28 88V89H27ZM31 88V89H30ZM43 88H42V90H43ZM55 88H58V91H57V89L55 90ZM106 88H108L109 90H110V92H111V95H112V97L110 96V93L108 94L107 93V91H109V90H107ZM117 88V89H116ZM17 89V90H18ZM36 89V90H35ZM39 89V90H38ZM46 89V90H45ZM60 89V90H59ZM161 89H164V91H163V93H162V91H161ZM261 89V88H260ZM1 90V89H0ZM20 90V89H19ZM165 90H166V92L168 91L169 93L168 94H164V92H165ZM243 90H246L245 92H242ZM262 90V89H261ZM7 91V90H6ZM5 91V92H6ZM10 91H11V88H10ZM226 91V92H225ZM229 91L232 93H230L229 94ZM264 90H262V92H263ZM3 92V91H2ZM0 93L1 95H3V97L5 96L6 97V93ZM14 92V91H13ZM21 92V91H20ZM33 92V91H32ZM165 92V93H166ZM26 93V94H25ZM37 93V94H36ZM38 93H42V95L41 94H38ZM261 93V94H260ZM33 94L34 93H31L30 95H32L33 96ZM105 94H106V96H105ZM109 96H108V95ZM115 94V95H114ZM122 94L123 95H125V97L124 96H122ZM9 95V94H8ZM14 95V94H13ZM16 95V94H15ZM39 95H41L42 97L41 98H43V101H42V99L40 98V96ZM118 95H121V97L122 98H124V99H122L120 96H119V98L121 99V101H120V99L118 98ZM164 95H167L166 96V98H167V100L165 101L164 99H166L165 98V96ZM31 96V97H32ZM105 96V97H104ZM108 96V97H107ZM261 96H264V93H263V95H261ZM260 96V97H261ZM3 97H0L1 99H0V101L2 102H0V104L1 105H3V103H5L4 101H2L3 100ZM8 97V96H7ZM6 97V100L7 99H9L10 97H11V95L9 96V98H7ZM106 97L108 98L107 100H106ZM128 97V98H127ZM259 97V98H260ZM12 98V97H11ZM9 99L7 102H9L10 103V105L9 106H11V104H12V106L14 105V103H16L15 104V106H13L14 108L15 107H17L18 108V105L20 106V111H22V108H21V105H20V103H19V101H17L18 99H17V97L16 98H12V99ZM18 98H20V97H18ZM170 100H169V99ZM172 98V99H171ZM5 99V98H4ZM14 99H17L16 101L19 103H17ZM28 99V100H27ZM116 99H117V101H116ZM261 100H262V98H260ZM5 100V101H6ZM27 100V101H26ZM105 100V101H104ZM110 100V101H109ZM133 100V101H132ZM261 100H259V102L261 101ZM11 101H13V103H11ZM41 101H42V103H41ZM58 101H60V103L58 102ZM252 103H251V102ZM24 102H27L26 104H24ZM62 102V103H61ZM155 102V103H154ZM165 102V103H164ZM169 104V103H171V105H168L167 103ZM250 102V103H249ZM256 102V101H255ZM264 102V101H263ZM8 103V104H9ZM115 103H118L119 105H117V110L116 111H114V110H111L112 109V107H108L110 110H108V109H106L107 108V106H112V105H114ZM24 104V105H23ZM42 104V105H41ZM110 104V105H109ZM163 104V105H162ZM166 104V105H165ZM222 104V105H221ZM257 104H258V101H257ZM256 104V105H257ZM260 104V103H259ZM262 104V103H261ZM5 105V104H4ZM28 105H30V104H28ZM146 105V104H145ZM219 105H221V106H219ZM6 106H8V105H6ZM6 106H4V107H2V106H0V108L2 107V109H0V111L2 112V111H8L10 108H12L11 110H13V111H15V109L11 106L10 108L9 107H7V108H9V109H3V108H5ZM42 106H43V108L45 107V109H42ZM154 106H150V107H154ZM255 105H253V107H254ZM261 106H263V104L261 105ZM260 106V107H261ZM29 107V106H28ZM28 107H27V109H28ZM33 107V106H32ZM32 107H31V109H32ZM145 107V106H144ZM256 107V106H255ZM254 107V108H255ZM258 107V106H257ZM37 108V110L39 111V109ZM151 108V109H152ZM156 108H153V109H156ZM161 108V109H162ZM244 108V109H243ZM248 108V107H247ZM259 108V107H258ZM26 109V110H27ZM57 110L56 112H55V110ZM103 109L104 110H107L108 112V115H105V116H102V112H103ZM115 109H116V107H115ZM148 109V108H147ZM151 109H149V110H147V111H144L145 112V114H146V112H150V110ZM152 109V110H153ZM11 110H9L7 113H5V116L4 115H0V119L2 118L3 119V116H4V118L6 117V116H8V113H10V114H12L11 113ZM34 110V109H33ZM135 110H137V112H136V116L134 115V112H135ZM170 110V111H169ZM255 110V109H254ZM262 109H260V111H261ZM4 111V112H5ZM30 111H32V110H30ZM30 111H28V112H30ZM38 111H35V113H36V115H37V112ZM109 111H111L112 113H114V114H116L115 112H117V115H118V117L116 118V117H114V116H117V115H114L113 116V114L112 113H110V114H112V116L115 118H113V117H111V115L109 116ZM17 112H19V109L17 110ZM17 112L15 111V115L17 116L18 114H17ZM41 112V111H40ZM132 114H130V113ZM255 112H257V110L256 111H254L252 114H253V117L252 118H255V119H253V120H256V118H258L260 121H258V124H259V122H261V120L264 118V114L262 115L261 113V116H263V118H261L260 116H255ZM14 113V112H13ZM21 113H23V111L21 112ZM21 113H19V115L21 114ZM27 113V112H26ZM140 114H141V111L139 112ZM173 113V114H172ZM3 114V113H2ZM7 114V115H6ZM9 114V118H12L11 117V115ZM29 114H31L32 115V113H29ZM58 114H59V117H58ZM142 114H143V110H142ZM144 114V115H145ZM14 115V114H13ZM25 115H27V114H25ZM33 115H34V113H33ZM62 115V116H61ZM173 115H175V117L173 116ZM258 115V114H257ZM65 117V118H62V117ZM139 116V115H138ZM18 117H22V116H18ZM24 117V116H23ZM22 117V118H23ZM57 117H58V119H57ZM144 117V116H143ZM143 117H142V119H143ZM260 117V118H259ZM20 118H18L19 119V126H20V124L22 123V121H23V119L21 120ZM25 118V117H24ZM32 119H33V117H31ZM40 117H36L35 119L37 120V119H39ZM61 120H60V119ZM112 118L115 120H112ZM32 119H30V120H32ZM145 119V118H144ZM154 119H157L156 117L154 118ZM12 120V119H11ZM20 120H21V123H20ZM34 120V119H33ZM44 120H46V122L44 121ZM264 120V119H263ZM262 120V121H263ZM25 121V120H24ZM39 121V120H38ZM38 121H37V123H38ZM117 121V122H116ZM133 121V122H132ZM157 121V120H156ZM160 121V120H159ZM246 121V122H245ZM1 122H3V121H1ZM12 122V121H11ZM10 122V124L9 125H12V127H10V130H12L13 131V129H11V128H13L14 127V123L12 122L11 123ZM31 123H32V121H30ZM155 122V121H154ZM161 122V121H160ZM160 122H156V124L157 123H160ZM168 122H166V124H168ZM16 123V122H15ZM36 123V122H35ZM47 123V124H46ZM48 123H50L52 126L51 127H55L53 130L54 131H56L55 129H57L56 128V126H58V125H60L61 123H62V125L59 127L58 126V130H57V133L56 132H54V133H50V131L52 130L51 129V127L50 126H48V125H50V124H48ZM60 123V124H59ZM129 123V124H128ZM131 123V124H130ZM153 123V122H152ZM163 123V122H162ZM169 123V124H170ZM176 123V124H175ZM262 123V122H261ZM263 123H264V121H263ZM7 124V123H6ZM17 125H18V122L16 123ZM33 124V123H32ZM39 124L40 123H38L37 125L39 126ZM128 124V125H127ZM151 124V123H150ZM154 124V123H153ZM169 124H168V128L170 127V130L172 131L173 129H171V126H169ZM171 124V125H172ZM244 124V125H243ZM248 124V123H247ZM251 124V123H250ZM250 124H248V125H246L245 127H247V128H249V125ZM253 124H255V123H253ZM257 124V120H256V125H258ZM5 125V124H4ZM8 125V124H7ZM23 125H24V123H23ZM54 125V126H53ZM121 125H122V127H121ZM148 125V124H147ZM146 125V126H147ZM252 125V124H251ZM250 125V126H251ZM16 126V125H15ZM27 126V125H26ZM38 126H35L36 127V129H37V127ZM45 126H48V127H45ZM118 126V127H117ZM125 126V128H127ZM154 126V125H153ZM155 126H157V125H155ZM243 127V129L242 130H240L241 129V127ZM260 126H261V124H260ZM3 127V126H2ZM2 127L0 128L1 130H2ZM8 128H5V129H9V126H7ZM21 127V126H20ZM23 127V126H22ZM25 127V126H24ZM24 127L23 128H19V127H17L18 128V132H19V130L20 129H22V130H20L21 132H20V134L22 133V131L23 130H25V132L27 131V129L26 128H28V127H26L25 129H24ZM39 127V128H40ZM119 127H121V129L119 128ZM134 127V126H133ZM151 127V126H150ZM161 127V126H160ZM164 125L161 127V128H159V130H163L164 128L166 129L167 127H164ZM173 127V126H172ZM193 127L196 129L197 128V131L195 130V129H193ZM253 127V126H252ZM263 127V126H262ZM107 128V129H106ZM117 128H119L120 130H118ZM138 128V127H137ZM152 128V127H151ZM156 128V127H155ZM179 128V127H178ZM178 128H176V130H178ZM258 128V127H257ZM4 129V128H3ZM14 129H16V128H14ZM29 129V128H28ZM35 128H34V130H36ZM46 129V130H45ZM48 129L50 130V131H48ZM147 129L149 130V128L147 127ZM146 129V130H147ZM153 130H154V128H152ZM152 129H151V133L150 132H147L148 133V135H146V137L148 138V136L149 137H151L152 135H150V134H152V133H154L153 131H152ZM157 129V128H156ZM164 129V130H165ZM179 129V130H180ZM190 129V130H189ZM246 129V128H245ZM252 129V128H251ZM0 130V131H1ZM29 130H31V129H29ZM39 130V129H38ZM37 130V132H40V131H38ZM120 131V133H121V135H119L118 133V131ZM126 130V129H125ZM128 131H129V129H127ZM132 130V129H131ZM133 130H135V129H133ZM132 130V131H133ZM164 130H163V132H164ZM169 130V129H168ZM178 130V131H179ZM180 130V131H181ZM193 130V131H192ZM9 131V130H8ZM15 131V130H14ZM13 131V132H14ZM33 131V130H32ZM140 131V130H139ZM158 131V130H157ZM190 131V132H189ZM193 133H195V134H193ZM194 131H196V132H194ZM3 132V131H2ZM5 132H6V130H5ZM4 132V133H5ZM10 133V132H8V134L10 133V134H12L11 135V137H10V134H9V136L7 135V133L5 134V136H6V138H3V136H2V138L3 139H1L0 140V143H1V141H2V143H1V145L3 144V142H4V146L3 147H5V144H8V147L14 142L13 140L15 139V137L19 134L18 132L16 133V134H14V133ZM24 132V131H23ZM118 132V133H117ZM122 132L124 133V134H122ZM135 131H133L132 133H134ZM138 132V131H137ZM163 132H162V134L161 135H165V134H163ZM172 132H174V131H172ZM244 132H246V130L244 131ZM244 132H243V134L241 135V137H243V135L245 136V134H244ZM27 133H29L30 135L32 134V133H30V132H28L27 131ZM26 133V134H27ZM56 133V134H55ZM141 133H143V132H141ZM160 133H161V131H160ZM167 133V132H166ZM179 133H181V132H179ZM179 133H177V134H179ZM182 133V134H183ZM190 133H191V138L193 139V138H195L194 140L195 141H198V142H201V143H199L198 144V142H195L196 144L194 145V142H192V141H194V140H192L191 138H190ZM259 133V132H258ZM28 134V136H27V139H28V137L30 136ZM33 134H34V131H33ZM35 134L36 135H34V136H39V133H36L35 132ZM45 134V133H44ZM52 134V135H51ZM156 134H157V132H156ZM158 134H159V132H158ZM158 134H157V137H158ZM181 134V135H182ZM247 135H248V133H246ZM1 135H3V134H1ZM1 135H0V137H1ZM23 135V134H22ZM117 135H119L118 137H117ZM135 135V133L133 134V136ZM138 135H140V134H138ZM161 135H159V140H164L163 139V137H160ZM181 135H179V137L181 136ZM194 135V136H193ZM246 135V136H247ZM257 135V136H256ZM12 136H14V139H9V137L10 138H13ZM25 136V135H24ZM42 136V135H41ZM40 136V137H41ZM51 136V137H50ZM141 136H143V135H141ZM145 136V135H144ZM153 136H155L154 134H153ZM151 137V138H153V139H155V137ZM170 136H172V135H170ZM249 136V135H248ZM253 136H255L253 139H252V135L251 136H249V137H251L249 140L250 141H252L253 142V140L254 141H256L255 140V138L257 137L258 138V140L259 139H261V138H263L264 137V132L262 131V133H259V134H255V135H253ZM7 137H8V139L9 140H12V143H7L6 142V139H7ZM22 137V136H21ZM39 137V138H40ZM121 139H120V138ZM135 137H136V135H135ZM176 137V136H175ZM183 137V136H182ZM240 137V138H241ZM17 139L16 140H18V139H20V138H18V136L16 137ZM23 138H25V137H22V139ZM30 138L31 139H33V137L32 136H30ZM34 138H36V137H34ZM38 138V139H39ZM42 138H43V136H42ZM42 138H40V139H42ZM45 138V137H44ZM126 138V137H125ZM124 138V139H125ZM129 138V137H128ZM167 138V137H166ZM169 138V137H168ZM183 138V139H184ZM236 138H238V136L236 137ZM21 139V140H22ZM37 139V140H38ZM149 139V140H148ZM148 139H143V143H144V141H146V140H148L149 141V143L152 141L150 138H148ZM171 140H173L172 139V137L170 138ZM181 139V138H180ZM204 139H206V140H204ZM239 139V138H238ZM5 140V141H4ZM28 140H30V139H28ZM35 140V139H34ZM118 140V141H119ZM135 140H136V138H135ZM151 140V141H150ZM159 140H157V142H159ZM167 140V139H166ZM170 140V141H171ZM178 140V139H177ZM187 140H188V142H187ZM192 140V141H191ZM202 140V141H201ZM20 141V140H19ZM127 141V140H126ZM125 141V142H126ZM139 141H140V139H139ZM154 141V140H153ZM152 141V142H153ZM174 141V140H173ZM6 142V143H5ZM9 142V141H8ZM32 142H33V140H32ZM38 142H40L39 140H38ZM44 141H43V139H42V143H43ZM124 142V143H125ZM131 142H133V141H131ZM142 141H140V143H141ZM151 142V143H152ZM155 142H156V140H155ZM155 142H153L154 143V145H155ZM181 142H183V141H181ZM191 142H192V144H191ZM202 142H203V144H202ZM241 142H247V144H248V146L246 147V144H244L245 145V147L243 148L241 145L239 146V143L240 144H242ZM260 142H263V141H261L260 140ZM34 143H36V142H34ZM124 143L123 144H121V146L123 147L124 146ZM129 143V142H128ZM127 142L125 143V144H128ZM135 143V142H134ZM142 143V144H143ZM146 143H148V142H146ZM146 143H144V145L146 144ZM160 143V142H159ZM158 143V144H159ZM162 143H163V145L164 144H166V143H168V142H162L161 141V145H162ZM173 143H175V141L173 142ZM232 143V144H233ZM259 143V142H258ZM39 144V143H38ZM108 144H109V146H108ZM111 144V145H110ZM137 144V143H136ZM176 144V143H175ZM174 144V146L177 148L176 150H178L179 148L177 147L178 145L176 144L175 145ZM179 144V143H178ZM183 144V143H182ZM0 145V147L2 148V146ZM41 146H42V144H40ZM104 145H105V147H104ZM117 145H119V142H118V144ZM132 145H135V144H133L132 143ZM150 145V144H149ZM152 145V146H151ZM150 145V149H152L153 150V144H151ZM169 145V144H168ZM180 145V144H179ZM199 145V146H198ZM243 145V144H242ZM259 145V144H258ZM34 146V145H33ZM45 146H47V145H44V148H45ZM136 147H138L139 145H135ZM159 146V145H158ZM167 145H165V147H166ZM187 146V145H186ZM216 146V147H215ZM222 146H223V148H222ZM228 146V147H227ZM7 147V146H6ZM11 147V146H10ZM9 147V148H10ZM43 147V146H42ZM107 147V148H106ZM119 146H117V148H118ZM129 147V146H128ZM135 147V148H136ZM152 147V148H151ZM155 147H157V145L155 146ZM160 147V146H159ZM162 148H160L161 150L164 148L163 146H161ZM169 147V146H168ZM170 147H171V145H170ZM182 147V146H181ZM257 147V146H256ZM0 148V150H2ZM9 148H6V149H9ZM106 148V149H105ZM115 148V147H114ZM114 148H111V149H113V151H114ZM120 148V150L122 149L121 147H119ZM135 148H134V150H135ZM143 148V147H142ZM144 148H145V146H144ZM143 148V149H144ZM147 148H149V147H147ZM190 148V147H189ZM191 148V149H192ZM219 148H221L220 150H219ZM228 148V149H227ZM232 148V147H231ZM240 148H243L244 150H242V151H240L241 149ZM247 148V149H246ZM5 149V148H4ZM38 149V154H42V153H39L40 151H43V148H40L39 146H38V148H36V150ZM116 149V148H115ZM125 150H127L126 148H124ZM143 149H141V147H140V149L139 150H142L141 152H142V157L144 158L146 155L145 154H143ZM149 149V150H150ZM156 149V148H155ZM159 149V150H160ZM164 149H166V148H164ZM163 149V150H164ZM169 149V148H168ZM168 149H166V151L168 150ZM195 149L198 151H195ZM202 149V148H201ZM224 149V150H223ZM253 149V150H252ZM11 151H12V149H10ZM104 150V151H103ZM106 150V151H105ZM119 150V149H118ZM118 150H117V152H116V150H115V152L119 155V153H118ZM132 150V149H131ZM163 150H162V152H163ZM174 151H172V149H171V153L170 154H172V153H176V151H175V149H173ZM180 150V149H179ZM202 150V151H203ZM208 150H209V152H208ZM230 151V153L228 152V151ZM247 150V151H246ZM252 150V151H251ZM254 150H257V151H254ZM8 150H6V152H7ZM29 151H31V150H29ZM52 151H53V153H52ZM127 151H129V150H127ZM138 151V150H137ZM136 151V152H137ZM145 151H147V150H145ZM157 151H158V149H157ZM157 151L156 152H154V150H153V152H152V154H155V153H157ZM184 151V150H183ZM220 151H221V153H222V151H223V153L221 154V156H220ZM224 151H226V153L224 152ZM239 151H240V154H238L239 153ZM244 151V152H243ZM258 151H259V153L261 154V156L259 157V154H257L258 153ZM108 152V153H109ZM115 152H112V153H115ZM121 152V151H120ZM132 152H134V151H132ZM141 152H137L136 154L138 155L139 154V157H141V155H140V153ZM149 152V151H148ZM151 152V151H150ZM179 152V151H178ZM180 152H181V150H180ZM185 152V151H184ZM184 152H182V153H184ZM251 152V153H250ZM252 152H255V153H252ZM36 153V152H35ZM108 153H107V155H108ZM115 153V154H116ZM122 153V152H121ZM235 153V154H234ZM238 154V156H240V157H237V154ZM243 153V154H242ZM1 154H4V152H3V150H2V152L0 151V155ZM10 154V153H9ZM15 154V153H14ZM32 154V153H31ZM110 155H112L113 156V154H111V153H109ZM122 154H124V151H123V153ZM122 154H120L121 156L120 157H122L123 155ZM126 154V153H125ZM135 154V155H136ZM146 154H148L149 155V153H147L146 152ZM159 154V153H158ZM162 154H165V151L162 153ZM166 154L168 155L169 153H167L166 152ZM174 154H172L173 155V158L178 154V153H176V155H174ZM193 154V155H192ZM198 154H201L200 156L201 157H199L198 156ZM226 154V155H225ZM229 154V155H228ZM247 154H251V156L254 154H256L255 156H257V162L258 163H251L252 164V166L250 165V164H246L245 162H242V163H240V165H242V168L240 167V169L239 170H241L240 172L238 171V172H233V171H231V170H234V167H233V165L232 164H229V163H227V161L228 162H230V161H234V159H236V158H239V159H242L241 157H244V156H246ZM129 155V154H128ZM147 155V157L146 158H144V160L146 159V161H147V159H148V157L151 155H149L148 156ZM157 155V154H156ZM161 155V154H160ZM172 155H168V156H171V158L169 157L167 160H165V162L166 161H168V160H172V161H169V162H171V163H173V164H171V163H166V164H164V166L163 167H165V165H168V166H171V168L173 167V169L174 170H176V166L178 165L177 163L175 164L174 162H173V160H176V159H172ZM184 155H186V154H184ZM206 155V156H205ZM224 155V156H223ZM234 155V156H233ZM12 156V155H11ZM42 156V155H41ZM45 156V155H44ZM111 156V157H112ZM125 156V155H124ZM153 156H155V155H152V157ZM159 155H157V157H158ZM163 156V155H162ZM183 156V155H182ZM181 156V157H182ZM208 156V157H207ZM223 156V157H222ZM225 156H227V157H225ZM229 156V157H228ZM232 156H233V158L234 157H236V158H234L233 160H230L231 158H232ZM255 156L253 157V158H255ZM1 157V156H0ZM5 158L6 159V157L4 156V155H2V158ZM9 157V156H8ZM13 157H14V155H13ZM16 157V156H15ZM18 157V156H17ZM16 157V158H17ZM43 157V156H42ZM102 157V158H101ZM110 157V158H111ZM167 157V156H166ZM180 157V158H181ZM202 157H205V158H202ZM211 158L210 160H212V161H209V159L208 158ZM248 157H250V156H247V158ZM263 157V158H262ZM3 158V159H4ZM11 159H10V161L13 159L12 157H10ZM109 157H105V159H110ZM113 158V157H112ZM111 158V159H112ZM116 158H119V157H117V155H116ZM123 158V157H122ZM125 158H127L126 156H125ZM154 158V157H153ZM153 158H150V159H153ZM160 158H162V159H164L163 157H161L160 156ZM175 158H177V159H179V156L178 157H175ZM200 158H202V159H200ZM226 158H228L227 160L225 159V161H224V159ZM246 157H244L243 159H245ZM259 158H261V159H263V160H259ZM29 159V158H28ZM114 160H115V158H113ZM112 159V160H113ZM142 159V158H141ZM150 159H148V160H150ZM155 159V158H154ZM154 159L152 160L153 161V163H155V161H154ZM158 159V158H157ZM160 160V161H162L163 162V160ZM181 159H183V158H181ZM180 159V160H181ZM191 159V160H190ZM250 159V158H249ZM256 159V158H255ZM119 160V159H118ZM121 160V159H120ZM134 160V159H133ZM156 160V159H155ZM180 160H177L178 162H179V165L177 166V168L178 167H180V163H181V161ZM185 160V159H184ZM190 160V161H189ZM196 160L198 161V160H200V161H204V162H199V163H197L196 162ZM209 162H208V161ZM215 160V161H214ZM219 160H221V161H224V166L225 167H222L223 165L222 164H219V166L216 168V170L215 169H213V167L215 168L216 167V165H218V163H220V161ZM230 160V161H229ZM261 161L262 162V164H261V162H259V161ZM3 162L5 161H7V160H2ZM9 161V160H8ZM7 161V162H8ZM13 161V160H12ZM109 161V160H108ZM130 161V160H129ZM238 161H240V160H237V162ZM245 161H250V160H245ZM251 161H253V160H251ZM256 161V160H255ZM18 162V161H17ZM21 162V161H20ZM113 162V161H112ZM116 161H114L113 163H115ZM117 162H119V161H117ZM116 162V163H117ZM124 162L126 163V161H125V159H124ZM137 162H139V161H137ZM150 162V161H149ZM157 162V161H156ZM207 164H206V163ZM226 162V163H225ZM232 162H230V163H232ZM235 162H236V160L234 161V165H235ZM241 162V161H240ZM9 164H10V162H8ZM112 163V164H113ZM121 163H123L122 161H121ZM131 163H133V161L131 162ZM148 163V162H147ZM152 162H150L149 164H151ZM202 165H205V166H207V167H205L206 169H207V171L208 172H205V174H206V178H205V180L203 179L204 178V176H202V181H201V183L200 182H197V180H198V178L202 175V170H198V166H201V164ZM222 163V162H221ZM245 163V164H244ZM11 164H14V163H12L11 162ZM117 164H120V162L119 163H117ZM116 164V165H117ZM135 164V163H134ZM138 164V163H137ZM142 164H143V160H142ZM141 164V165H142ZM158 164V163H157ZM170 164V165H169ZM182 165H183V163H181ZM197 164H200V165H198L197 166ZM225 164H228L227 166L225 165ZM254 164H256V165H254ZM6 165H7V163H6ZM15 166L17 165V167L19 166L18 165V163L16 164H14ZM110 165V164H109ZM115 165V164H114ZM114 165H113V167H114ZM185 165H187L186 164V160H185ZM220 165H222V166H220ZM232 165V167H233V169H232V167H230V166ZM239 165V164H238ZM10 166V165H9ZM103 166V167H102ZM105 166H106V164H105ZM112 165H110L109 167H111ZM118 166V165H117ZM122 166V165H121ZM121 166H120V168H121ZM126 166H127V164H126ZM145 166V165H144ZM159 166V165H158ZM158 166L156 167L155 165L154 166H148L149 168H153V167H156V168H158ZM168 166H167V169H169V171H170V173H172L173 172V170L171 169L170 170V168H168ZM231 168H229V167ZM236 166V168H237V164L235 165ZM102 167V168H101ZM116 167V166H115ZM134 167H136V166H134ZM138 167H139V164H138ZM147 167V166H146ZM160 167V166H159ZM202 167V166H201ZM203 167V168H204ZM119 167H118V169H120ZM123 168L124 169H128V168H125V164H124V166H123ZM162 168V167H161ZM182 168V167H181ZM194 168H195V166H194ZM204 168V169H205ZM219 168V169H218ZM239 168V167H238ZM13 169H14V166H13ZM108 169H110V168H108ZM113 169V168H112ZM140 169V168H139ZM153 169H155V168H153ZM166 169V170H167ZM199 169H201V168H199ZM206 169L204 170V171H206ZM221 169L223 170V172L221 171ZM229 169V170H228ZM260 169V170H259ZM16 170H18V168H16ZM115 170H116V168H115ZM125 170V171H126ZM132 170V169H131ZM159 170H160V168H159ZM162 170V169H161ZM165 170V171H166ZM218 170V171H217ZM225 170H227V173H226V171ZM111 171V170H110ZM135 171V170H134ZM138 171V170H137ZM137 171H135L136 173H137ZM142 171V170H141ZM140 171V172H141ZM146 171V170H145ZM144 170L142 171V172H145ZM148 171V170H147ZM164 171V170H163ZM163 171H161V173L163 172ZM168 171V170H167ZM166 171V172H167ZM172 171V172H171ZM178 171H179V173H180V170L178 169ZM177 170H176V172H178ZM188 171V170H187ZM198 171H200L199 173H198ZM224 171H225V173L226 174H224V175H228L229 173L230 174H232L231 176L229 175L228 177H226V179L227 178H230V177H232V176H235V177H232V178H230V179H227V180H225V176L222 174V175H220L221 173L220 172H222V173H224ZM3 172H7L6 174H4V175H2L3 174ZM22 172V171H21ZM106 172V171H105ZM108 172H109V170H108ZM131 172V171H130ZM139 172V171H138ZM139 172V177L141 176V173ZM150 172V171H149ZM151 172H153L152 171V169H151ZM155 172L157 173H159L160 171H158V169L156 170L155 169ZM155 172L153 173L154 175H155ZM175 172V175H177V173ZM219 172V173H218ZM244 172V173H243ZM13 173V172H12ZM17 173V172H16ZM111 173V172H110ZM115 173V172H114ZM164 173V172H163ZM168 173V172H167ZM113 174V173H112ZM116 174H117V172H116ZM132 174H134V173H132ZM138 174V173H137ZM146 174H148V175H151L150 177L152 178L154 175H152L151 173H146ZM145 174V175H146ZM165 175H164V178L167 176V174L166 173H164ZM174 174V173H173ZM173 174H171V175H173ZM198 174H199V177H198ZM204 174V173H203ZM219 174V175H218ZM260 174V173H259ZM12 175V174H11ZM168 175H170L169 173H168ZM191 175H192V177H194V178H192L191 177ZM218 175V176H217ZM236 175H237V178H236ZM254 175H257V174H254ZM261 175V174H260ZM8 176V175H7ZM6 176V177H7ZM10 176V175H9ZM19 176V175H18ZM110 176V175H109ZM118 176H119V174H118ZM118 176L116 177V178H118ZM124 176V175H123ZM126 176V175H125ZM136 176V175H135ZM144 176V175H143ZM156 176H158L157 177V179L158 180H156ZM198 178H197V177ZM208 176V177H207ZM223 176V177H222ZM245 176V175H244ZM243 176V177H244ZM262 176H264L263 175V173H262V175H261V177ZM11 177V176H10ZM132 177H134V176H132ZM138 177V178H139ZM159 177L161 178V174L159 173V175H155L154 177H153V179H151V183H152V180H153V184L155 185L156 183L158 184V182H159ZM172 177V176H171ZM175 177H177L178 179H180L181 178V174H180V176H175ZM219 177V178H218ZM222 177V178H221ZM247 177L248 176H245V179H247ZM255 177V176H254ZM253 177V178H254ZM18 178V177H17ZM106 178H108L107 176H106ZM115 178V182L114 183H117V179ZM119 178H120V176H119ZM119 178H118V180H119ZM122 178V177H121ZM135 178V177H134ZM134 178L132 179L131 178V180H133L134 181ZM146 178V177H145ZM155 178V179H154ZM163 178V177H162ZM161 178V179H162ZM168 178V177H167ZM166 178V179H167ZM170 178V177H169ZM201 178V177H200ZM199 178V179H200ZM217 178V179H216ZM224 178V179H223ZM234 178L236 179V180H234ZM250 176L248 177V179L247 180H245V179H242L241 178V180H242V182L245 180V182H248L249 181V183L252 181V179L253 178H251V181H250ZM108 179H110V178H108ZM130 178H128V180H129ZM143 179H144V177L141 179L142 180V182H143ZM149 179V178H148ZM165 179V181H167ZM173 179V178H172ZM194 181H193V180ZM219 179V180H218ZM220 179H222L221 181H220ZM256 180H257V177L255 178ZM5 180L7 181V182H5ZM12 180V181H11ZM23 180H24V178H23ZM31 180V179H30ZM45 180V181H44ZM107 180V179H106ZM121 180V179H120ZM119 180V181H120ZM125 181L127 180V179H124ZM136 180L138 181V179H137V176H136ZM135 180V181H136ZM139 180H140V178H139ZM163 180V179H162ZM162 180H160V182L162 181ZM174 180H176V178L175 179H173L172 181H174ZM204 180V181H203ZM232 180V181H231ZM234 180V181H233ZM241 180H239L238 179V182L240 183L241 182ZM11 181V182H10ZM118 181V183H120ZM147 181V180H146ZM158 181V182H157ZM179 181V180H178ZM206 181V182H205ZM255 181V180H254ZM254 181H252L253 183H254ZM10 182V183H9ZM15 182V181H14ZM14 182H12L13 184H15ZM22 182V181H21ZM35 182L33 183V184H35ZM111 182V181H110ZM141 182V183H142ZM150 182H148V183H150ZM155 182V183H154ZM159 182V183H160ZM168 182H169V180H168ZM168 182H167V184L166 185H168V187H170V185L168 184ZM238 182H235V183H238ZM244 182V183H245ZM6 183H7V185H6ZM117 183V184H118ZM134 184V185H131L130 186V188H129V184ZM137 183V182H136ZM139 183H140V181H139ZM138 183V184H139ZM144 183V182H143ZM146 183V182H145ZM144 183V184H145ZM162 183V182H161ZM164 183V185H165V182H163ZM163 183H162V185H163ZM170 183H172V182H170ZM175 183V182H174ZM203 183V184H202ZM248 183V184H249ZM252 183V184H253ZM256 183V182H255ZM32 184V183H31ZM113 183H111V185H112ZM117 184H115L114 186H117ZM122 184H124V182L122 183ZM156 184V185H157ZM178 184H180V183H177V185ZM247 184V183H246ZM12 185V184H11ZM30 185V184H29ZM108 185H110L109 184V182H108ZM125 185V184H124ZM146 185H147V183H146ZM149 185H151V184H149ZM155 185V186H156ZM161 185V184H160ZM159 184L156 186V188H154V189H158V187L160 186ZM161 185V186H162ZM163 185V186H164ZM182 185V184H181ZM16 186V188H17V185H15ZM14 186V187H15ZM119 186H121V185H119ZM127 186H128V188H129V192H128V195H129V193H130V195H133V197L135 196H138V197H136V198H134L135 199V201H132V205H137V203L138 202H140V200H141V203H142V200L143 199H146L145 198V196H144V198H141V196H142V194H141V196H140V194H138V193H141L142 192V190L140 191L139 189V187L137 186V184L135 185V183L133 182H128L127 183ZM126 185H125V187H127ZM136 186H137V188H136ZM162 186V187H163ZM176 186V185H175ZM233 186H236L234 183H233ZM232 186V187H233ZM256 186V185H255ZM258 186V185H257ZM0 187V188H1ZM34 187V189L35 188H37L36 186H33ZM122 188L121 189H123V186H121ZM132 187V188H131ZM135 187V188H134ZM144 187V186H143ZM143 187H141V188H143ZM147 187H149L148 185H147ZM160 188L159 187V189H163V188ZM167 186H166V189H165V187H164V189H163V191H161V193L162 192H165V194H167V192H168V190L167 189H169V192L171 191L172 192V190H170V188H168ZM184 187V186H183ZM240 187H242L241 188V190L243 189V185L240 183ZM240 187H238L239 189H240ZM252 187V186H251ZM250 187V188H251ZM24 188H26V187H24ZM105 188V193H104V191H103V189ZM114 188V187H113ZM119 187H116V189H118ZM139 188V189H138ZM151 189H153L152 187H150ZM173 188V187H172ZM171 188V189H172ZM176 188V187H175ZM182 188V187H181ZM218 188H223V192L221 191V193H219L218 192ZM245 188V187H244ZM111 189V188H110ZM115 189V190H116ZM134 189H138L140 192H138V191H136V190H134V191H136L135 193H136V195H134L135 193H134V191L133 190ZM146 188L144 187L143 188V190H145ZM148 189V188H147ZM177 189V188H176ZM231 189V188H230ZM234 189V188H233ZM235 189H237V188H235ZM253 189H254V187H253ZM31 190V191H30ZM131 190L133 191V193L134 194H131ZM150 190V189H149ZM165 190V191H164ZM166 190H167V192H166ZM175 190V189H174ZM173 190V191H174ZM181 190V189H180ZM184 190V189H183ZM192 190H191V192L190 193H192ZM232 190V189H231ZM255 190V189H254ZM253 190V191H254ZM0 191H3L2 189L0 190ZM6 191H7V188H6ZM116 191H118V190H116ZM127 191V190H126ZM151 191V190H150ZM207 191H209L207 194L205 193V192H207ZM214 191H216L215 193H214ZM233 191V192H234ZM110 192V194H112V193H114V192H112L111 193ZM123 192V194L122 195H124L126 192H124V191H122ZM155 192H156V190H155ZM168 192V193H169ZM257 192V191H256ZM116 193V195L118 194L117 192H115ZM147 193H149L150 194V192H147ZM179 193V192H178ZM186 193V192H185ZM205 193V194H204ZM217 193H219V194H217ZM4 194H6V192L4 193ZM151 194L153 195V193H152V191H151ZM158 194V193H157ZM164 194V195H165ZM171 194V193H170ZM172 194H173V192H172ZM179 194H182V195H184V198L182 197V195H181V197L183 198V203L184 202H188V201H184L185 199H187L188 200V197H190V196H188L189 194L187 193V194H183V193H179ZM204 194V195H203ZM242 194V195H241ZM254 194H256V193H254ZM0 195H2V196H0V198L1 197H5V196H7V195H4L3 196V194H0ZM13 195V196H12ZM16 195V196H15ZM115 194H113V196H114ZM118 195H120V193L118 194ZM127 195V196H128ZM130 195H129V197H130ZM143 195H145L144 194V192H143ZM159 195H161L160 193H159ZM159 195H158V198H160V200L163 202V200H165V204H164V206H166L167 204H166V197L165 196H163L164 197V199H163V197L161 196V197H159ZM169 195V194H168ZM176 195H178V194H176ZM175 194H174V196H176ZM257 195V194H256ZM112 196V195H111ZM121 196V195H120ZM154 196V195H153ZM185 196H187V198L185 197ZM245 196H247L246 194H245ZM117 197H119V196H117ZM123 197V196H122ZM140 197V198H139ZM143 197V196H142ZM155 197H157L156 196V193H155ZM177 197H179V195L177 196ZM181 197H179L178 199H179V201H178V204L180 203V199H181V201H182V198ZM6 198H3V199H6ZM15 198V199H14ZM124 198L125 199H127L125 196H124ZM168 198V201H173V199L174 198H172L171 199V195H170V197L168 196L167 197ZM257 197H255L254 199H256ZM6 199V200H7ZM13 201H12V200ZM119 199H121L120 197H119ZM131 199H133V198H131L130 197V202H131ZM133 199V200H134ZM137 199V200H136ZM139 199V200H138ZM153 199V198H152ZM157 199V198H156ZM1 200V199H0ZM15 200V201H14ZM16 200L18 201V203L16 202ZM109 200V201H108ZM123 200V199H122ZM149 199L147 198V201H148ZM151 200V199H150ZM155 200V199H154ZM153 200V201H154ZM251 200H249V201H251ZM3 201H5V200H3ZM126 201V200H125ZM146 201V200H145ZM157 201H159V199L157 200ZM176 202H174L173 201V204L174 203H177V200H175ZM2 201H0V203H1ZM109 204H108V203ZM112 202V203H111ZM136 202V203H135ZM151 202V201H150ZM156 201H154V203H155ZM254 202H255V204H254ZM257 202V203H256ZM4 203V202H3ZM127 205L129 204V202L127 203V202H125ZM157 203V202H156ZM168 203V202H167ZM171 203V202H170ZM170 203H168V206L167 207H169V204ZM189 204H186V205H182V207L183 206H186L187 208H191L192 206H194V205H192L191 207H188V205L190 206L191 205V203L190 202H188ZM19 205V207H18V205ZM115 204V203H114ZM124 204V203H123ZM139 204V203H138ZM145 204H147V202H145ZM150 203L148 202V204L147 205H149ZM158 204V203H157ZM178 204H175V207L172 205V203L170 204L171 206H173L172 207V209L173 210H175L174 208H176V209H178ZM181 204V203H180ZM198 204H199V202H198ZM203 204V205H204ZM4 205V204H3ZM2 205V203H1V206H3ZM107 205V208H105V206ZM118 205H120V204H118ZM122 205V204H121ZM135 205V206H136ZM141 205H143L144 206V209L143 208H141V210H145V208H147V205L145 206L144 205V202H143V204H141ZM159 205H161V203L159 204ZM177 205V206H176ZM1 206H0V209H1ZM20 206H21V208H20ZM126 206V205H125ZM130 206H131V204H130ZM140 206V205H139ZM142 206V207H143ZM163 206V205H162ZM163 206V207H164ZM6 207H8V206H6ZM12 207V206H11ZM113 207V208H112ZM134 207V206H133ZM137 207H138V205H137ZM141 207V206H140ZM152 207V209H153V206H151ZM156 207H157V205H156ZM163 207H161V208H163ZM166 207V208H167ZM180 207V206H179ZM196 207V206H195ZM194 207V208H195ZM199 207V206H198ZM202 207V206H201ZM227 207V208H226ZM228 207H229V211L228 212H221V209H223V210H225V209H227L228 210ZM243 208V209H248L247 211L245 210V212H244V210L243 209H241V211L242 212H240V214H241V216H243V219L244 220H247V221H245L244 222V220H243V222L241 221L242 220V218L240 219L239 218V212L238 211H240V208ZM258 207V209H256ZM15 208V207H14ZM19 208V209H18ZM106 210V209H108V210H106L107 211V213H104V212H106L104 209ZM111 208V209H110ZM117 208H118V206L115 208V210H117ZM121 208V207H120ZM166 208H165V210H166ZM200 208V207H199ZM225 208V209H224ZM238 208H239V210H238ZM254 208L256 209V210H254ZM259 208H260V210H259ZM263 208V209H262ZM3 209V208H2ZM134 209H136V208H134ZM133 209V210H134ZM148 209H149V206H148ZM148 209H146V210H148ZM156 209H158V208H156ZM169 209H171V207H169ZM168 209V210H169ZM179 209H182L181 207L179 208ZM192 209H193V207H192ZM198 209V208H197ZM197 209H195V210H197ZM230 209H235V210H232V212L233 213H231V210ZM104 210V211H103ZM132 210V211H133ZM137 210L139 211V207L135 210V211H133V214L134 213H137ZM159 211L161 210V209H158ZM164 210V211H165ZM172 210V211H173ZM182 210H184V209H182ZM181 210V211H182ZM186 210H188V209H186ZM186 210H184V211H186ZM191 210V209H190ZM194 210V211H195ZM226 210V211H227ZM112 211V212H113ZM169 211H171V210H169ZM169 211H167V212H169ZM180 210H179V212L177 211H175L176 212V215H179V214H177V213H180L181 212ZM259 211V212H258ZM24 212V213H23ZM143 212H145V211H141V212H138V213H140V214H142ZM148 212V211H147ZM146 212V215H145V213L142 215V216H147L146 218H148L149 216H151V218L152 217H154L155 216V214H157L158 212L156 211L155 212V210L154 211H150V212H155V214H153L152 213V215H151V213H150V215L148 216V214L149 213H147ZM163 212V211H162ZM161 211H160V216L162 215L161 213H162ZM196 212V211H195ZM213 212V213H212ZM237 212V213H236ZM244 212V214L245 215H247V217L246 216H244L242 213ZM109 213H110V215L111 216H113L112 218H111V216L109 215ZM116 213V212H115ZM188 212L186 211V214H187ZM190 213V212H189ZM192 213H193V211H192ZM198 213V212H197ZM196 213V214H197ZM205 213H206V215H205ZM224 213V214H223ZM247 213V214H246ZM263 213V214H262ZM106 214H108V216H110L109 217V219L107 218L106 219ZM159 214V213H158ZM169 214V213H168ZM171 214H172V212H171ZM182 214H183V211H182ZM185 214V213H184ZM200 214H202V215H200ZM232 214V215H231ZM116 215H117V213H116ZM116 215H115V217H116ZM121 214L119 213V216H120ZM139 215V214H138ZM138 215H137V217L136 218H138ZM163 215H164V213H163ZM173 215V214H172ZM175 215V216H176ZM181 215V214H180ZM180 215H179V217H180ZM190 215V214H189ZM189 215H187V216H189ZM192 215V214H191ZM234 215V216H233ZM263 215V216H262ZM19 216V217H18ZM107 216V217H108ZM125 216V215H124ZM141 216V215H140ZM157 216V215H156ZM155 216V217H156ZM159 216V215H158ZM157 216V218H159ZM170 216V215H169ZM168 216V217H169ZM175 216H173V217H175ZM184 216V215H183ZM186 216V215H185ZM184 216V217H185ZM193 216V215H192ZM22 217V218H21ZM104 217H105V219H104ZM118 217V216H117ZM166 217V216H165ZM173 217H172V219H173ZM178 216H176V218H177ZM183 217V218H184ZM197 217H198V214H197ZM197 218V220H199L200 218ZM218 217V218H217ZM245 217L247 218V219H245ZM134 218H135V214H134ZM180 218H182V217H180ZM191 218V217H190ZM190 218H188L189 219V221H191V219ZM127 219V218H126ZM140 219L141 220H143L142 219V217H140ZM150 218H148V220H149ZM159 219H161V218H159ZM178 219V218H177ZM200 219V220H201ZM216 219V220H215ZM235 219V218H234ZM233 219V220H234ZM104 220H106L105 222H104ZM107 220H109V222H107ZM111 220L113 221V222H111ZM121 220V219H120ZM140 220V221H141ZM146 220V219H145ZM145 220H143V221H145ZM154 221L155 220V222H156V218L154 219H150V222L149 223H151V221ZM184 220H186L185 218L183 219V221ZM193 220V219H192ZM196 220V219H195ZM194 220V221H195ZM208 220V219H207ZM217 220V221H218ZM140 221H138V225H141V223H140ZM152 221V227H156L155 225L156 224H158L157 222L155 223V222H153ZM163 221H165V220H163ZM169 221H171L170 219L167 221L168 223H170ZM216 221V222H217ZM232 221V220H231ZM238 221V222H237ZM241 223H240V222ZM117 222H118V220H117ZM120 222V221H119ZM129 222L131 223V219L129 220ZM134 222H136V220L134 221ZM173 222V221H172ZM170 223V224H174V223ZM175 222V221H174ZM179 222V221H178ZM178 222H176V223H178ZM234 222V221H233ZM258 222H260V224L261 225H258ZM122 223H124L123 222V220H122ZM140 223V224H139ZM144 223V225L145 226H147V222H143ZM142 223V224H143ZM153 223H155L154 225H153ZM182 223V222H181ZM181 223H179V225L181 224ZM199 223H201V222H199ZM243 223V224H242ZM106 224V225H107ZM119 224V223H118ZM121 224V223H120ZM132 224H133V222H132ZM134 224H136V223H134ZM134 224H133V226H134ZM185 224V223H184ZM231 224H233V226H231ZM122 225V224H121ZM144 225H142V227H145ZM149 225V224H148ZM164 225V226H163ZM167 225V226H166ZM176 225V224H175ZM183 225V224H182ZM182 225H180V226H182ZM187 224H185V226H186ZM214 225H216V224H214ZM214 225H213V227H214ZM226 225L228 226V227H226ZM112 226V229H114L113 227H114V225H111ZM128 226H129V224H128ZM136 226H137V224L135 225V228H136ZM180 226H178V228L180 227ZM184 226V225H183ZM219 226V225H218ZM218 226H217V228H218ZM230 226V227H229ZM131 227H132V225H131ZM141 227V226H140ZM152 227H148L150 230L152 229ZM156 227V228H157ZM159 227H158V229H159ZM164 227H167V228H164ZM188 227V228H189ZM104 228V229H103ZM116 228V227H115ZM120 228V227H119ZM147 228V232H145V231H143V233L141 232V230L139 229V227H138V230H140V235H144V232L145 233H149L150 234V230ZM182 228V227H181ZM180 228V229H181ZM188 228H187V230H188ZM201 228V227H200ZM204 228V227H203ZM210 228H212V230H210ZM107 229V230H108ZM123 229V228H122ZM133 229H134V227H133ZM158 229H153V230H151V231H154L155 232V230H156V232L158 233L159 231H161V230H159L158 231ZM161 229V228H160ZM166 229V230H165ZM180 229H179V231H180ZM105 230V231H104ZM126 230V229H125ZM128 230V229H127ZM131 230V229H130ZM144 230H145V228H144ZM149 230V231H148ZM170 230H172V231H170ZM205 230H206V232H205ZM208 230H210V231H208ZM136 231V230H135ZM164 231H162V232H164ZM183 231V230H182ZM184 231H186V229L184 230ZM199 231V232H198ZM110 232H111V229H110ZM123 232H125V231H123ZM154 232H152V233H154ZM247 233V235H249L248 236V238H251V239H249V242L251 241V242H254V241H256V239H258V241H262V243L261 244H263L261 247H263L262 248V250L261 249H259V251L261 250V253H256V251H257V249H258V246H257V248L255 249V246H256V244H255V246H254V248L253 249H255L256 251H254V254L256 255L257 254V256L259 255V257H260V262L258 261V259L259 258H257V261L258 262H256L255 263V261H256V259L254 260V257H252V256H255V255H253L252 254V252H253V250L251 249V251H247V247L245 248V251L244 250H242L241 249V243L242 242H244V241H239V239H238V241L239 242H237V243H235V241L237 240V238L238 237H240V239H242V236H240V234L239 233ZM4 233H8L7 235L6 234H4ZM11 233V234H10ZM108 233V232H107ZM131 233V232H130ZM133 233H135V232H133ZM139 233V232H138ZM151 233V234H152ZM160 233L161 232H159V234H158V236L160 237L161 235H163V233H161V235H160ZM184 233H182V235L184 234ZM203 233H205V234H207V235H209V236H213L212 238L210 237V239H212L211 240V242H213V243H210V242H208V238H209V236H208V238L207 239H205L207 236L206 235H202ZM232 233V235L233 236H231V237H234V234L233 233H235L236 235H238V237H236V235H235V238H236V240H234L233 239V241H232V239H230L229 237V235ZM2 234H4V238L5 239H2L3 238V235ZM122 234H124V233H122ZM156 234V233H155ZM165 235L164 236H166L167 235V233H164ZM175 234V233H174ZM191 234V235H190ZM200 234L202 235V236H200ZM213 234V235H212ZM7 237H6V236ZM106 234H104V236H105ZM119 235H120V233H119ZM133 235V234H132ZM139 235V237H141V239H142V236H140ZM169 236H170V234H168ZM172 236H170V237H173V234H171ZM195 235V238H197L198 237V239L197 240H195L194 239V236ZM244 235V234H243ZM246 235V234H245ZM243 236V237H246V236ZM147 236V235H146ZM154 236V235H153ZM152 236V238L154 239V237ZM157 236V235H156ZM158 236L156 237L157 239H158ZM163 236V237H164ZM150 238H151V235L149 236ZM162 237V236H161ZM169 237V239L171 240V238ZM175 237V236H174ZM173 237V238H174ZM192 239H191V238ZM108 238V237H107ZM136 238V237H135ZM151 238V239H152ZM172 238V239H173ZM188 238L189 239H191L193 242H189V240H188ZM216 238V237H215ZM248 238H243V240H245V241H248L247 239ZM109 239V241H110V238H108ZM145 239V237L143 238V240ZM146 239H148V238H146ZM183 239V240H182ZM205 239V241H207V244H205L206 242H204V241H202V240H204ZM261 239V240H260ZM106 240V239H105ZM160 240V239H159ZM163 240V239H162ZM228 240H230V241H232V243H230ZM108 241V240H107ZM138 241V240H137ZM140 241V240H139ZM155 241H156V239H155ZM166 241V240H165ZM110 242H112V241H110ZM157 242V241H156ZM161 242V240L160 241H158L156 244H162V243H160ZM168 242V241H167ZM189 243V245H188V243ZM198 242V243H197ZM234 242V243H233ZM241 242V243H240ZM248 242V243H249ZM257 242V241H256ZM255 242V243H256ZM109 242H107V244H108ZM140 243H143V241L142 242H140ZM145 243H146V240H145ZM144 243V244H145ZM148 243V242H147ZM165 243V242H164ZM208 243H210V244H208ZM239 243H240V245H239ZM248 243H246L247 244V246L250 244H248ZM113 244V243H112ZM126 244V243H125ZM124 244V245H125ZM137 244V243H136ZM152 245H153V242L151 243ZM151 244H149L150 245V247H151ZM158 244V245H159ZM170 244V245H171ZM242 244H244V243H242ZM253 244L254 243H252V247H253ZM123 245V246H124ZM140 245H142V244H140ZM148 244H146L145 245V248H146V246H149ZM165 245H166V247L163 245H160L162 248H165V249H163V250H166L167 251V243H165ZM171 245V246H172ZM185 245H187L186 247H187V249H186V247H185ZM192 245H194L196 248V250L195 249H192L193 251L195 250V252H193L192 250H188V247L190 248ZM118 246V245H117ZM127 246V245H126ZM136 246V245H135ZM137 246H139L138 244H137ZM143 246V245H142ZM154 246V245H153ZM193 246V247H194ZM240 246V247H239ZM107 247H108V245H107ZM120 247V246H119ZM140 247V246H139ZM149 247V248H150ZM156 247V246H155ZM154 247V248H155ZM170 247V246H169ZM168 247V248H169ZM180 248V250H178L177 248ZM142 247H140V251L141 250H143V249H141ZM144 248V247H143ZM153 247H151L150 249H152ZM192 248V247H191ZM248 248H249V246H248ZM111 249V248H110ZM114 249V248H113ZM116 249V248H115ZM122 249V248H121ZM123 249L125 250V248L123 247ZM122 249V250H123ZM156 249V248H155ZM158 249H160V250H162L161 248H158ZM169 249V250H170ZM249 249V250H250ZM120 250V249H119ZM119 250H117L118 252H119ZM139 250V249H138ZM189 252H188V251ZM116 251V250H115ZM135 251V250H134ZM165 251V252H166ZM137 252H139V251H137ZM148 252V251H147ZM157 252V251H156ZM155 252V253H156ZM160 252L161 251H159V254H160ZM163 252V251H162ZM168 252V251H167ZM170 252L169 253H167V255L168 254H170ZM187 252H188V254H189V256H187ZM191 252V253H190ZM112 253H114V251H112ZM119 253H122V251L121 252H119ZM132 253V252H131ZM139 253H143L142 251L141 252H139ZM115 254V253H114ZM118 254V253H117ZM135 254H136V252H135ZM138 254V253H137ZM136 254V255H137ZM153 254V253H152ZM164 254V253H163ZM166 254V253H165ZM164 254V255H165ZM191 254H193V255H191ZM113 255V254H112ZM123 255V254H122ZM141 256H142V254H140ZM143 255H147V254H143ZM149 256H150V252H149V254H148ZM157 255V256H156ZM156 258L157 257H160L161 255H158V252L156 253ZM163 255V256H164ZM190 255L192 256V257H190ZM250 255V256H249ZM127 256H128V254H127ZM131 256V255H130ZM134 256L135 255H133V257L132 258H134ZM166 256V255H165ZM165 256H164V258H165ZM170 256V255H169ZM169 256H166V260H168V261H170L171 260V258H168L167 259V257H169ZM129 257V256H128ZM151 257V256H150ZM251 257V258H250ZM123 258H125V257H123ZM131 258V259H132ZM137 258H139L138 256H137ZM143 258H145V257H143ZM148 259H149V257H147ZM152 258H154V257H152ZM163 258V257H162ZM121 259H122V257H121ZM130 259V260H131ZM148 259H144V260H148ZM158 259H160V258H158ZM158 259L156 260V262H157V264H158V262H163V261H161L162 259H160L159 261H158ZM202 259H203V261H202ZM205 259V260H204ZM117 260V261H116ZM124 260H126V259H124ZM143 260V259H142ZM154 260V259H153ZM152 260V261H153ZM172 260V261H173ZM178 260H177V262L176 263H178ZM123 261V260H122ZM121 261V262H122ZM127 261H129V260H127ZM132 262H134L133 261V259L131 260ZM150 261V260H149ZM195 261H194V263L193 264H195ZM131 262V263H132ZM154 262V261H153ZM171 262V261H170ZM181 262H180V264H181ZM126 263V262H125ZM135 263H137V259H136V262ZM147 263V262H146ZM166 262H165V260H164V264H165ZM174 263V261L172 262V263H170V264H173ZM188 263V262H187ZM186 263V264H187ZM118 264H120V263H118ZM134 264V263H133ZM137 264H139V260H138V263ZM148 264V263H147ZM166 264H169V262L168 263H166ZM175 264V263H174ZM179 264V263H178Z\"/></svg>","mask_w":264,"mask_h":264},{"label":"rangeland","instance_id":"rangeland-1","mask_svg":"<svg viewBox=\"0 0 264 264\" xmlns=\"http://www.w3.org/2000/svg\"><path fill=\"white\" fill-rule=\"evenodd\" d=\"M1 1H2V0H0V2H1ZM9 1H10V0H9ZM12 1L15 2L16 0H15V1L12 0ZM12 1H11V3H12ZM17 1H19V5H20V3H21V5L23 4V1H21V0H17ZM17 1H16V2H17ZM24 1H25V0H24ZM32 1H33V0H32ZM32 1H30V4L33 3ZM53 1H56V2H53ZM68 1H69V0H68ZM81 1H83V2H81ZM81 1H80V0H76L77 4H76V6H75L74 3H76V2H75L74 0H70V2H67V0H44L43 3H47V2H48V4H54V3H57V5H58L57 9L61 6L62 3L65 4V2H67V3L65 4L66 6H64V5L62 4V5H63V6H62L63 9H61V7H60V8L58 9V11H57V10H56V11H52V10H54V9L56 8V6H52V7H51L52 9H51V11H50V7H49L50 5L47 6V7H41V6H44V4L41 2V0L39 1V2L42 3L41 6H39L40 3H38V0H37V2H36V0H35L34 2H36V3H33V4H38V5H36L37 7L34 5V7L37 9L36 12H35L36 9L32 6L33 4H31V6H30V7H32L31 10H30V7H26V6H24V7H26L27 9L23 8V10H21V11H20V9L18 10V11H20L21 13L18 12V11H17L16 14L12 12L13 15L15 14V16H18V15H19V18L21 17L20 15H22L21 20H22V18L25 17V19H23V23H22L21 20H19L18 17H14V16L12 15V13H10L11 15H10L9 13H8V14L6 13V12H8V11H7V8H8V3L10 4V2H8V3L6 4V0H5V2L2 1V2L0 3V6L2 5V3H5V5H4V4H3V5L7 7V8H6V7H4V6H1V7H2V10H3V7L5 8L4 10H6L5 12L2 11V15L5 13L6 16L9 15V18H10V16H13L14 18H17V19H18V20L16 19L17 21H16V20L14 21V19H12V17L10 18L13 22H17V23H18V26L16 25V26H17L16 29L13 28L15 25L11 28L12 31H10V33H12V34H10V33L8 32V31L10 30V29H9V28H10V27H9L10 21L8 22L6 19H4V20H6V22H8V24H7L8 26H7V27H6V26H3V28L5 27L4 29H7V31H5V33H4L5 35L3 34V32H4L3 30H4V29H1V28H2V27H1V24H5V25H6V23H3L4 20H3V19H0V21H1V22H0V27H1L0 30L3 31V32L0 31V33H2V35H3V38H2V35H0V39L2 38V39L0 40V41H2V42H0V55H1V56H0V64H1V67L3 66L2 68H4V67L6 68V69H1V67H0V69H1V70H0V75L3 74L2 77L0 76V80H1L0 84L3 83L2 85H0V89H1V90H0V93H1V94L4 93V92L7 90V91L5 92V93H6V94H5L6 97L8 96L7 98H9V96L11 95L12 98H16V97H17L18 100H17V99H14L15 101H16V100L19 101V99H24V100H25V98H23L24 96H20V94H22V92H23L22 87L24 86V87H28V88H29V87H30L29 84L31 85V82H35L38 78H36L35 81H32V80L30 81V80L28 79L29 81H26V82H25V80H27V78L24 80V78H25V77H24L25 73H24L22 76L20 75V74H22V72H20V71H22L23 68H24V66H23V62H22V61H24L23 59L26 58L27 53L30 54V52H28V51H32V52H34V50L36 49V47L39 46V45H38V44H39V41H38V40H39L40 36H42V34H43V33H40V32H43V30H48V32H51V31L54 32L53 29H55V28H53V27H56L55 24L58 22V20H61V21L58 22V26H59L60 28H59L58 26H57L56 28H59L58 30H59L60 34H61V32L63 31V28L65 29V31L68 29V27H65V26H68V25L64 24V23H66V21H67V24H72V23H73V24H77V27H82V25H83V26L85 25V26H84L85 29H84V27H82L84 30H86V27L88 28V26H89V27L91 26L90 24H92V20H93L94 23H95V22H98L97 20H99V22L103 21V25L107 26L106 28H108V29H109V28H110V29L113 28V29L111 30V33H108V34H110V35H108L107 32H106L105 35L103 36L104 32H102V28L100 27V28H101V32H99L98 30H96V31L93 32L96 38L93 37V33L91 32V28H90V30H88V33L90 32L89 35H90L91 38L93 37V39H91V38H89V39L86 38L87 35H88V33H87V35H86L85 38L88 39V42L91 41V42H93V43H91V42H90V43H87V40H86V41H85V43H86L85 46H83L84 43H83L82 45H80L81 47L83 46L82 48L79 46L82 50H81L80 48H78L79 51H78V49H76V50L74 49L75 51H78V52H76V53H73V52H72V51H73L72 48H71L72 51H70V49H69V51L66 52V50H68V49H66V47H65L66 45H65V44L68 43L67 40H68L69 42H71L72 39H71V38L66 39L67 36H68V37L70 36V35H68L69 33H68L66 36H64L63 34H64V33L66 34V32H67L68 30H70V29H68V30H67L66 32H64V33L62 32V33H63L62 35L64 36V38L66 37V38H65L66 43H62V44H64L63 47L65 48V51H64V49H63L62 46H61V48H62L63 50H62L60 47H56V48H57L56 51H58V52L55 53L54 50L50 51V52L52 53L51 56H52V57L54 56L53 59L51 60V58H50V60H51V62H54V60H55V63H59V62H56V61H60V60H61L62 62H63V61H66L67 64L72 63V64H69V66H70V65L73 66V65L77 62L78 65H77V66H76V64L74 65L75 67H77L76 70L79 69V68L81 67V64H82V66H90V65H93V64L95 63V61L98 62V60H96L95 57H98V56H96V55H99V54H98V52H99V51H98V46H97V44H99V43H98L99 41L97 42L96 40H97L98 38H99V39H100V38L102 39V38L105 37V36H106V37H107V36H110V38H111L112 40L115 39L114 41H116V43H117V40H118V39L120 40V39L123 37L120 41L118 40V42H124V45H123V43H121V45H123V46H125V47L127 46V47H128V50H131L130 48L135 49V50H132L133 52L136 51L137 47H139L138 44H140V46L143 45L142 47H145V46H146V50H147V49H149V51L152 50V51H153V53H152V51H151L152 56L154 57V55H155L154 58L157 57V59H155L156 62H157L158 59L161 60V61H159V63L161 62V64L163 65V68H164V67L166 68V67H167L166 65H167L168 63L171 65V63H175L176 61H177V62H182L184 56H185L184 58L187 59V60H185V59H184V60H185V61H189L190 58H191L193 55H195V53H194V54L192 53V50L189 48V46L184 44L185 41L183 42V40H185V38H184L185 35H184L183 37L180 35V34L182 33V31H181L180 29H182L183 26H180L181 28H178V30H180V32H181V33L178 34V31L176 30L177 27L175 26V25H177L175 17H172L175 21H174L173 19H172V20H171V19L167 20V18H166L165 20H166L167 22H164V21H163V23H164V24L167 23L168 25L165 24V26H163V25H162L163 23H160L161 26H159L158 28H156V26H155L156 23L153 24V21H154V20H150V22L152 21L151 24L155 26V29H156L155 31H157V29H159V28H162L164 31L169 30V32H171V31L174 32V30H175V33H174V34L177 35V36H176L177 38H176V37H174V38L172 37V41H173V39H174V40H175V39H178V36H179L180 38L182 37V41H176V40H175V41L177 42V44H178L179 42H183V45H184V46H183V47H180V48H181L180 50H182L181 52H179L180 50L177 51V49H178L177 46H178V45H177L175 42H174V44H173V42H169V45L172 44L171 47H172L173 49H169V48H171L169 45H168L169 48L166 47V45L168 44V42H167V41L164 42V40L167 39V40L169 41V39H171V37H169V38H168V37H167V38L164 37V35H165L168 31L165 32V33L160 32L161 35H159L158 33H159L160 30H158V32H155V31H152L151 28H150V29H151L150 32H152V33H157V34H156V38L153 37V36H152V37L155 38V39H157V36H158V42H157L155 39H153L152 41H150L151 39H148V37H151V36L146 35V36H148V37L145 36L146 38H144V39H147V40L150 41L151 43L154 42V44H152V45H151V43H149V45H151L152 47L149 48V46H147L148 44H142L143 42H142V43H139V42H138V44L134 45L138 40L142 39L141 36H142L143 34H142V35H141V34H138L139 32H137V31L134 32V31L132 30V29H135V28L137 27V25L139 24V23H138V24L136 25L135 23H137V22H133V20L135 19L134 21H138V22H139L138 19H140V18H138V17L135 18L134 14L130 12V9H131V11H133L134 13L136 12L135 14L138 13L137 11L139 10V8H140V9H141V8H144V10H145V6H146V10H148V9H147V8H149L148 5H146V4H145V5L143 4L144 6L141 5L142 3H145L146 0H145V1H144V0H139V1H138V0H126V2H124V4L126 3L125 5H121V4H123V3H122L120 0H115V2H116V1L118 2V1H119L118 3H120V4H118L117 2L114 3V0H109V1H113V2H111L112 5H110V9H112L111 7H113L114 9H116V10H115V13L112 12V11H114V9L110 10V12H112V13H110L109 16L107 15L108 17L105 18V19H103V20H101V21H100V19H97V18L101 17V16L99 15V12H98L99 17H97V15H96L97 13H96V12L94 13V11H92V10L95 9L94 7H93V9H92V7L90 6L91 3H92V1H91L90 3L88 2V3H89V4H88L89 6L87 5V3H86V5H85V2H87V0H81ZM89 1H90V0H89ZM122 1H123V0H122ZM124 1H125V0H124ZM128 1H129L130 3H129ZM135 1H137V2L135 3ZM143 1H144V2H143ZM221 1H224V0H221ZM225 1H226V0H225ZM225 1H224V6L222 5L223 3L221 2V5L223 6V7H222V6H219L221 9H222V8L224 9L225 4H226ZM235 1H236V2H235ZM243 1H245V2L243 3ZM250 1H251V0H248L249 4H253V5H254V1H252V3H251ZM16 2H15V3H16ZM28 2H29V0L26 1V2H24V5H25V3H28ZM72 2H74V3H72ZM127 2H128V3H127ZM133 2H134V3H133ZM139 2H140V4H139ZM226 2H228V4H226L228 8H227V7H226V8L229 9V10H228V11H229L228 13L230 14V15H227V16H229V17H228L229 20L227 21V23H226V22L223 23L224 20H223V21L221 20V19H223V18H220V17L223 16V14H224V15L227 14V10H226V11L224 10V12H226V13H224V12L222 11V12H223V14H222L221 10L219 9V10H220V13H221L222 15H221V16H217V15H220V13H219V11L216 12V9H215V12L217 13V14L215 13V14H216V15H215V16H216V19H217V17L220 18V20H221L222 22L219 21V19H217L218 22H219V23L221 22V23H223V24H226V25H225V26H226L225 29L228 31V33L226 32L227 34L224 33V31L222 30L224 27H221L219 23H214V24H219V25H218V28H219V26H220V28H222V29L217 30V32L219 31V33H220V34L222 33V34H221L220 38H219V37H216V38H219V39L221 40V41H219V43H218L220 46L217 45V44L215 43L216 47H218V48H216V49H217V50H218V49L221 50V49L223 48V47H222V43L224 44V43L226 42V45L229 44L230 47L227 46V48H223V49H225L224 52L227 53V55H228V53H229V54L232 56V57H231L232 63H233V62L236 63V64H232V63H231V66L234 65V66H232L231 68H232V69L234 68V70H235V68H236V69L238 68L237 70L241 71V73L244 71V72H243L244 74L242 73L243 75H241V74H240L241 76L239 75V78H240V79H238V80H240V81L242 80L241 82L244 83V84H246V83H247V84H250V83L252 84L253 82H251V79H252V81H253V79H256V78L258 79V76H259V80L261 79V78H260V75H261L260 73H262L261 76H264V74H263V73H264V72H263V71H264V67L262 68V65L264 66V62H263V61H264V60H263V59H264V58H263L264 54L262 55V53H264V50H262V49L264 48V47H263V46H264V43H263V40H262V39H260V41L262 40V41H261L262 43H260V42L258 41L259 38H260V36H261L262 34L264 35V31H263L262 34H259V33H257V30H255V29H254V30L256 31L255 33H254L253 31H251V30H250V32H249V30H248L249 33H247V34H250V37H251V38H252V34H253V37H255L256 39H255V38H252V40H251L250 37L247 38L249 35L245 34V33L247 32L245 29H246V27H247V29H248L249 26H248V24H247V26H245V27H243V28H242V26H244V24L247 23L246 21H247L249 18H247V20H245V19H246V17L251 13L250 10H252L253 5H248V2H247L246 0H242L241 2H240V0H239V3H240V4L237 3V2H238L237 0H229V1H226ZM231 2H232V3H231ZM246 2H247V4H246ZM256 2H258V1H256ZM262 2H263V5H262V6L264 7V0H262ZM69 3H71V4H69ZM79 3H80V5H79ZM111 3H110V4H111ZM132 3H133V4H132ZM146 3H147V1H146ZM233 3H234V4H233ZM259 3H260V0H259V2H258V5H259V6H257V5H256L257 3H256L255 5H256L257 7H255V5H254L253 10H254V9H255V10L257 9V10H258V13L261 12V14H262V13H263L262 11H263L264 9H263V10L261 9V7H262L261 4H262V3H260V4H259ZM13 4H14V3H13ZM59 4H60V6H59ZM72 4H73V6H72ZM81 4H83V5H81ZM115 4H116V5H115ZM129 4H130V6H132V7H130ZM131 4H132V5H131ZM135 4H136V7L138 8V10H136V7L134 8ZM217 4H218V3H217ZM243 4H245V5H243ZM16 5H18V4L16 3ZM16 5L14 4V6H16ZM19 5H18V6H19ZM77 5H78V6H77ZM118 5H121V6L118 7ZM139 5H141L142 7H140ZM219 5H220V2H219ZM229 5L232 6V7H229ZM235 5H236V6H235ZM237 5H238V7H237ZM241 5H243L242 7H243L244 9L241 7ZM247 5H248V6H247ZM22 6H23V5H22ZM38 6H39L40 8H38ZM69 6H70V7H69ZM71 6H72L73 8H72ZM81 6L83 7V9L85 8V9H84L85 11H88V12H87V13H88V17H86V18H88L87 20H86V18H85L84 20L81 19V18H84L83 15H80V17H79V14H83V12H82V13H80V12H81V11H84V10L82 9ZM125 6H126V8H125ZM138 6H139V7H138ZM239 6H240V8H239ZM246 6H247L249 9H250L249 6H251V9L249 10L250 13L247 11V12L249 13V14H247V15H246V8H247ZM1 7H0V8H1ZM64 7H65V8H64ZM68 7H69V8H68ZM77 7L79 8V10L77 9ZM90 7H91V8H90ZM219 7L216 6L217 9H218ZM258 7H259V8H258ZM20 8H21V6H20ZM41 8H42V9L44 8V9L42 10ZM119 8H120L121 10H120ZM234 8H235V9H234ZM24 9H25V11H24ZM60 9H61V10H60ZM65 9H66V10H65ZM81 9H82V10H81ZM90 9H91L92 14L94 13V14L96 15V16H95V15L93 14V15H94V16H92L93 18L91 17L92 14L90 13ZM118 9H119V10H118ZM122 9H123L124 11H125V10H128V13H130V14H128L127 11H126V12L123 11V13H122ZM231 9H232V10H231ZM240 9H241V10H240ZM0 10H1V9H0ZM33 10H34V11H33ZM46 10H47V12H46ZM63 10H64V11H63ZM70 10H72V11H70ZM76 10H77V11H76ZM144 10H143V12L145 13L146 10H145V11H144ZM149 10H150V8H149ZM238 10H240V11H238ZM242 10L245 11V14H244V12H243ZM255 10H254V12H255ZM259 10H260V11H259ZM13 11H14V10H13ZM23 11H24V12H23ZM30 11H31V12L33 11V12H32L33 14L39 12L38 14H39L40 16H41V15H42V16H45L46 14H47L48 16H51V15L55 12L56 15H57V13H58L59 17H58V15L55 16V14H54V17H57V18H54L53 15H52L51 18L48 17V16H47V17L45 16V17H44L45 19H43V22H44V21H47V22H44V23H43V22H40V24H39V23L36 21V18L39 17V19L42 21V18H43V17L41 18L38 14H37L38 16L35 15V16H36V17H35ZM40 11H42V12H40ZM43 11H44V12H43ZM61 11H63V12H61ZM66 11H67V12H66ZM75 11H76V12H75ZM85 11H84V12H85ZM95 11H98V10L96 9ZM116 11H117V12H116ZM118 11H120V12H118ZM230 11H231V13H230ZM241 11H242L243 14L241 13ZM3 12H4V13H3ZM51 12H52V13H51ZM64 12H66V13H64ZM139 12H142V11L139 10ZM149 12H153V11L150 10ZM149 12H148V13L146 12L147 15H145L144 13H142V14L140 13V15H141L140 17H142L143 20H144V19L147 20V18H149V17H151V16H152V17H151V19H152V18H153V15H157V16H159L158 13H156V14L151 13V14H150ZM234 12H235V13H234ZM239 12H240L241 14H240ZM254 12L252 11L251 17H253L252 15H253ZM0 13H1V11H0ZM19 13H20V14H19ZM23 13H24V14H23ZM25 13H28V14H25ZM29 13H30V14H29ZM42 13H44V14H42ZM60 13H62V14H60ZM63 13H64V14H63ZM71 13H72V14H71ZM73 13H74L75 15H74ZM87 13H86V14H87ZM89 13H90V14H89ZM117 13H118V14H117ZM119 13H120V14H119ZM121 13H122V14H121ZM126 13H127V15H126ZM236 13H237V14H236ZM258 13H257V14H258ZM65 14H66V15H65ZM69 14H70V15H69ZM86 14H84V15H86ZM132 14H133V16H132ZM138 14H139V13H138ZM138 14H137V15H138ZM152 14H153V15H152ZM235 14H236V15L239 14V15L236 16ZM261 14H260V15H261ZM23 15H28V16L26 17V16H23ZM29 15H30V16L33 15V17H30ZM73 15H74V17H73ZM76 15H78V16H76ZM119 15H120V17L123 18L122 20H121V18H120V20H121L122 22L124 21L123 23H126V24H127V25H125V26H129V28H128L129 31L131 30V33H132V31H133L134 34L137 33V34H135V35L138 37V40H137V38L135 39V38H134L135 36L131 35L130 32H129V34H128L129 36H128V35H124V36H123V33H124V34H127L128 32H127V27H126V28L123 27L122 24H121V21L118 20V19H119V18H118ZM125 15H126V17H128V15H129V17L126 19ZM242 15H244V19H243V16H242ZM245 15H246V17H245ZM254 15H255V14H254ZM262 15H263V14H262ZM0 16H1V14H0ZM3 16H4V15H3ZM3 16H2V17H3ZM62 16H63V17H62ZM68 16H69V19L67 18ZM70 16H71V17H70ZM75 16H76V17H75ZM86 16H87V15H86ZM89 16H90V17H89ZM116 16H117V17H116ZM130 16H131V17H130ZM258 16H259V15H258ZM258 16H254V17L257 18ZM263 16H264V15H263ZM95 17H96V18H95ZM112 17H113L114 19H112ZM154 17H155V16H154ZM165 17H167V16H165ZM224 17H226V16H224ZM238 17H240V18L238 19ZM254 17H253V18H254ZM261 17H262V16L259 17L260 20H261ZM0 18H1V17H0ZM6 18H8V16H7ZM29 18H30V19H29ZM34 18H35V19H34ZM46 18H47V19L49 18V19H51V20H47ZM59 18H60V19H59ZM65 18H66V19H65ZM72 18H73V19H72ZM76 18H77V19H76ZM94 18H95V19H94ZM102 18H103V17H102ZM108 18H111V19H109L110 21L108 20ZM117 18H118V19H117ZM137 18H138V19H137ZM159 18H160V17H159ZM161 18H163V17H161ZM168 18H170V17H168ZM214 18H215V17H214ZM233 18H234V19H233ZM28 19H29V20H28ZM39 19H38V20H39ZM53 19H54V22H53ZM67 19H68V20H67ZM79 19H80L81 22H78ZM116 19H117V20H116ZM125 19H126V21H125ZM132 19H133V20H132ZM154 19H156V18H154ZM224 19L226 20V18H224ZM242 19H243V21H242ZM259 19H258V20H259ZM262 19H263V18H262ZM30 20H31V22H30L31 24L29 23ZM33 20H34V22H33ZM55 20H56L57 22H55ZM69 20H70V21H69ZM107 20H108V21H107ZM114 20H116V21H115V24H114ZM129 20H131V21L136 25L135 28H133V25H134V24L131 23V21H130V23H129ZM143 20H141V21H143ZM163 20H164V19H163ZM170 20H171L172 22H171ZM212 20H213V19H212ZM232 20H234V21H232ZM238 20H240L241 22H239ZM244 20H245V21H244ZM253 20L256 21L257 19L255 20V18H254ZM12 21H11V22H12ZM25 21H26V22H25ZM68 21L71 22V23H68ZM83 21L87 22L88 24H86V23L83 24ZM106 21H107V22H106ZM112 21H113V22H112ZM148 21H149V20H148ZM157 21H160V22H161L162 19H158V20H156V22H157ZM214 21H216V20L214 19ZM229 21L231 22V23H230L231 26H229ZM13 22H12V24H14ZM19 22H21L22 24H24V25H22V24L20 23V25H22L21 28H19V27H20V26H19ZM24 22H25V23H24ZM32 22H33V23H32ZM36 22H37V23H36ZM63 22H64V23H63ZM104 22H105V23H104ZM117 22L120 24V27H122L123 29H120V27H119V25L117 24ZM145 22H146V21H145ZM145 22H142V23H145ZM170 22H171V23H170ZM233 22H236V23H233ZM238 22H239V23H238ZM17 23H16V24H17ZM34 23L37 24V27H36V24H35V27H34ZM45 23L48 24V25L46 26ZM49 23H50V25H51L50 27H49ZM51 23L54 24L55 26H53ZM61 23H62V24H61ZM80 23H81V24H80ZM108 23H109V24H108ZM112 23H113V24H112ZM128 23H129L132 27H130V25H128ZM147 23H148V22H147ZM147 23H145V25H144L145 27H146V24H147ZM241 23H242V24H241ZM248 23H249V25H250V22H249V21H248ZM256 23H259V22L256 21ZM25 24H26V25H25ZM28 24H29V25H28ZM73 24H72V25H73ZM78 24H79V26H78ZM101 24H102V22H101ZM107 24H108V25H107ZM132 24H133V25H132ZM151 24L149 25V23H148L147 25L152 26ZM223 24H222V26H223ZM227 24H228V25H227ZM236 24H237V25H236ZM10 25H11V24H10ZM61 25H62V26H61ZM64 25H65V26H64ZM93 25H94V24H93ZM93 25H92V26H93ZM103 25H101V26L104 27ZM110 25H112V26L110 27ZM123 25H124V24H123ZM135 25H134V26H135ZM139 25L141 26V24H139ZM178 25H179V24H178ZM241 25H242V26H241ZM255 25H257V24H255ZM255 25H254V26H255ZM63 26H64V27H63ZM116 26H118L119 29H118V27H116ZM142 26H143V24H142ZM142 26H141V27H142ZM166 26H168V27L170 26L169 29H167L168 27H166ZM216 26H217V25H216ZM216 26H215V27H216ZM236 26H237V27H236ZM8 27H9V28H8ZM23 27L26 28L27 30H25ZM61 27H62V28H61ZM69 27H70V26H69ZM71 27H72V26H71ZM94 27H95V26H94ZM94 27H92L93 30H94ZM141 27H140V28H141ZM173 27H176V29L173 30ZM215 27H214V28H215ZM233 27H234V28H233ZM17 28H18V30H17ZM22 28H23V29H22ZM40 28H41V29H40ZM44 28H45V29H44ZM52 28H53V29H52ZM66 28H67V29H66ZM98 28H99V27H98ZM100 28H99V30H100ZM130 28H131V29H130ZM138 28H139V27H137V29H138ZM146 28H147V27H146ZM152 28H153V27H152ZM240 28H241V29H240ZM42 29H43V30H42ZM51 29H52V30H51ZM88 29H89V28H88ZM108 29H107L106 31H109V32H110V29H109V30H108ZM115 29H116V30H115ZM137 29H136V30H137ZM144 29H145V28H144ZM144 29H143V30H144ZM170 29H171V30H170ZM216 29H217V28H216ZM237 29H238V30H237ZM243 29H244L246 32L242 31ZM249 29H252V27H250ZM13 30H14V32H13ZM20 30H21L22 32H24L23 35H24V34H26V35L23 36V35H22V32H20ZM24 30H25V31H24ZM33 30L36 31V33H35ZM49 30H51V31H49ZM56 30H57V29H56ZM56 30H55V31H56ZM104 30H105V29H104ZM113 30H114V33L112 32ZM121 30H123V31L121 32ZM140 30H141V29H140ZM143 30H141L140 32H143ZM145 30L147 31L148 29H145ZM163 30H162V31H163ZM214 30H215V29H214ZM221 30H222L223 32H222ZM226 30H225V31H226ZM230 30H232V31L230 32ZM252 30H253V29H252ZM31 31H32V32H31ZM124 31H125V32H124ZM138 31H139V29H138ZM146 31H145V32H146ZM68 32H70V31H68ZM95 32H99V33H97V34H102V35H99V36H98V35L95 34ZM147 32H148V31H147ZM147 32H146V33H147ZM172 32H171V34H173ZM233 32H234V33H233ZM235 32H237V33H235ZM251 32H252V33H251ZM6 33H8L9 35L6 34ZM15 33H16V34H15ZM29 33H31V34H29ZM32 33H33V34H32ZM34 33H35V34H34ZM117 33H119V34H117ZM133 33H132V34H133ZM184 33H185V32H183L182 35H183ZM219 33H218V34H219ZM223 33H224V34H223ZM241 33L244 35V37L247 35L246 38H247L248 40L245 39V38L241 35ZM70 34H71V33H70ZM106 34H107V35H106ZM116 34H117L118 36H117ZM120 34H122V35H120ZM144 34H145V33H144ZM149 34H150V33H149ZM167 34H169V33H167ZM174 34H173V36H175ZM209 34H210V33H209ZM209 34H208V35H209ZM211 34H215V33L212 31ZM218 34H217V36H218ZM7 35H8L9 37H8ZM11 35H14L13 38H11V37H12ZM28 35H29V36H28ZM31 35H32V36H31ZM33 35H35V36H33ZM111 35H112V36H111ZM139 35H140V36H139ZM169 35H170V34H169ZM169 35H168V36H169ZM208 35H207V36H208ZM222 35H223V37H222ZM233 35H234V36H233ZM236 35H238V37H236ZM239 35H240V36H239ZM257 35H258V36H257ZM259 35H260V36H259ZM5 36H6V37H5ZM38 36H39V37H38ZM100 36H101V37H100ZM102 36H103V37H102ZM120 36H121V38H120ZM132 36H133V37H132ZM159 36H160V39H159ZM170 36H172V35H170ZM225 36H226V39H225ZM17 37H18V38H17ZM70 37H71V36H70ZM113 37H114V38H113ZM124 37H126V38H124ZM130 37H131V38H130ZM143 37H144V36H143ZM161 37H162V38L164 37V39H161ZM209 37H212V35L209 36ZM209 37H208V39H209V42H210L211 39H210ZM235 37L237 38V39H236V42H232L233 40L235 41ZM263 37H264V36H263ZM263 37H261V38H263ZM6 38H7V39H6ZM15 38H16V39H15ZM28 38H29V41L27 40ZM30 38H31V39H30ZM110 38H109L108 40H110ZM117 38H118V39H117ZM180 38H179V40H180ZM232 38H234V39H232ZM238 38H239V39H238ZM240 38H241V39H240ZM243 38H244L245 40H243ZM3 39H4V40L6 39L5 42H3V41H4ZM9 39H10V40H9ZM37 39H38V40H37ZM70 39H71V41H70ZM95 39H96V40H95ZM99 39H98V40H99ZM103 39H104V38H103ZM123 39H124L125 41L128 40V39H129V40L126 41L127 43H125V41H123ZM131 39H134V41L131 40ZM144 39H143V41H144ZM208 39H207V41H208ZM212 39H213V38H212ZM229 39H230L231 42L228 41ZM263 39H264V38H263ZM17 40H18V41H17ZM24 40H25V41H24ZM135 40H136V41H135ZM217 40H218V39H217ZM217 40H216V41H217ZM224 40H226V41H224ZM237 40H238V41L240 40V41H239L240 44L237 42ZM250 40H251V41H250ZM254 40H255V42H256L255 45H254ZM8 41H9V42H8ZM10 41H11V42H10ZM14 41H16L17 44H16V42H14ZM30 41H31V42H30ZM34 41H35L36 44H34ZM83 41H84V40H83ZM95 41H96V42H95ZM105 41H106V40H104V42H105ZM207 41H206L205 43H207ZM211 41L214 43V40H211ZM222 41H224V42H222ZM242 41H243V42H242ZM22 42H23V43H22ZM29 42H30V43H29ZM37 42H38V43H37ZM64 42H65V41H64ZM101 42H102V41H100V45H101ZM140 42H141V40H140ZM209 42H208L207 44H209L210 46H212ZM245 42H247V43H245ZM257 42H258L259 44H258ZM5 43L7 44V46H6ZM11 43H12V46H11V45L9 46V44H11ZM14 43H15L16 45H15ZM27 43H29V44H28L29 46H27ZM131 43H132V45H131ZM144 43H145V41H144ZM155 43H156V45H155ZM161 43H162V44H163V43H164V44L167 43V44L164 46V44L162 45ZM220 43H221V44H220ZM232 43H233V44H232ZM234 43H235V44H234ZM244 43H245L246 45H245ZM1 44H2V45H1ZM21 44H22V45H21ZM23 44H25V45H23ZM33 44H34V45H33ZM62 44H61V45H62ZM68 44H69V45H68V48H70L69 46H71L72 43H71V44L68 43ZM88 44H90V45H88ZM91 44H93V45L96 44V45L93 46V45H91ZM141 44H142V45H141ZM243 44H244V45H243ZM260 44H261V45H260ZM3 45H4L6 48H1V47H3ZM13 45H14V46H13ZM35 45H36V46H35ZM40 45H41V44H40ZM59 45H60V44H59ZM102 45H104V43H103ZM102 45H101L100 47H103ZM133 45H134V46H133ZM160 45H161V46H160ZM176 45H177V46H176ZM179 45H180V44H179ZM181 45H182V43H181ZM181 45H180V46H181ZM205 45H206V44H205ZM233 45L236 46V47H234ZM257 45H259V46L257 47ZM15 46H16V47H15ZM18 46H19L20 48L17 49ZM22 46H23V47L26 46V48L24 47L25 50H23L24 48H23ZM30 46L32 47V50H31ZM91 46H92V47H91ZM96 46H97V47H96ZM105 46H106V43H105ZM131 46H133V47H131ZM157 46H158V47H157ZM163 46H164V47H163ZM173 46L176 47V50L174 49L175 47H173ZM210 46H209V47H210ZM213 46H214V44H213ZM213 46H212V47H213ZM223 46H224V45H223ZM250 46H251V47H250ZM260 46H262V47H260ZM7 47H12L13 49H12V48H8V49H7ZM40 47L44 48L43 51L46 53V51H45V46H44V47H43V46H39L38 49H40ZM88 47H89V48L91 47V48H90L91 51H90V49H88ZM100 47H99V48H100ZM127 47H126V48H127ZM135 47H136V48H135ZM147 47H148V48H147ZM156 47H157V49H155ZM165 47H166V48H165ZM186 47H188V48H186ZM200 47H201L200 49H201V51H202V53H201V59H202V57L204 56V54H203V53H204L203 47H204V49H205L206 52H209V51H208V49H207L208 46H206V47L203 46V42H202V46H201V44H200ZM224 47H225V46H224ZM238 47H239L240 49H239ZM253 47H254V48H253ZM28 48H30V49H28ZM34 48H35V49H34ZM48 48H49V46H48ZM58 48L61 49V50H60L61 53L59 52V49H58ZM86 48H87L88 50H87ZM159 48H160V49H159ZM163 48H165V49L168 48L170 51H171V50H172V51L170 52V51H168V49H167V50H166V53H165V51L162 52ZM183 48H184V49H183ZM255 48H256V49L259 48V50L261 49V51H260L259 53H255V52L259 51V50L255 51ZM3 49H4V50H3ZM6 49H7V50H6ZM16 49H17V50H16ZM20 49H21L23 52L25 51V53H23ZM84 49H85V50H84ZM95 49H96V50H95ZM158 49H159V52H157ZM161 49H162V50H161ZM185 49H186V51H185ZM216 49H215V50H216ZM229 49H230V50H229ZM235 49H237V51H234ZM2 50H3V51H2ZM5 50H6V52H5ZM13 50H15V52H13ZM27 50H28V51H27ZM36 50H37V49H36ZM46 50H47V48H46ZM48 50H49V49H48ZM50 50H51V48H50ZM128 50H127V51H128ZM190 50H191L190 53L193 54V55H190L191 57L188 56L190 53L187 54V51L189 52ZM209 50H210V49H209ZM215 50H214V51H215ZM217 50H216V51H217ZM7 51H8V52H7ZM39 51H40V50H39ZM41 51H42V49H41ZM43 51H42V52H43ZM87 51H88V52H87ZM106 51H107V50H106ZM149 51L147 50V52H149ZM173 51H176L175 55H174V52H173ZM183 51H184L185 53H184ZM226 51H229V52H226ZM248 51H249V52H248ZM3 52H5V55H4ZM10 52H11V54H10ZM12 52H13V53H12ZM17 52H22L23 55L25 54V55L23 56V55H21L22 53H19V55L21 56V58H19V57H20L19 55H18V57H17L18 60H19V59L21 60V61L19 60V63H22L21 65L18 63V60L16 59V56H15V53H17ZM37 52H38V51H37ZM44 52H43V54H40V55H41V56L45 55V56H43V58H46V60H48V58H47V56H46V54H45ZM47 52H48V51H47ZM50 52H48V53L50 54ZM62 52H64V54H63ZM65 52H66V53H65ZM70 52H71V53H70ZM167 52H168V53L170 52L171 54H167ZM218 52H219V50H218ZM218 52H215V53H218ZM224 52H223V53H224ZM236 52L238 53V56H237V53H236ZM6 53H7V54H6ZM58 53H60V55H59ZM68 53H70V55H69ZM72 53H73L74 55H73ZM83 53H84V54H83ZM85 53H91V54H89V56L86 54V55H87L86 57L88 58L87 61H85V60H86V57H83V56H85ZM92 53H93V54H92ZM124 53H126V51H125ZM127 53H128V52H127ZM127 53H126V54H127ZM149 53H150V52H149ZM149 53H148V54H149ZM154 53H155V54H154ZM156 53H157V55H156ZM159 53H160V55H161L162 57H163V55H164V58H163V59H161V56H159ZM177 53H179L181 56H179ZM215 53L213 52V54H215ZM221 53H222V51H221ZM225 53H224V54H225ZM231 53H233V55H232ZM260 53H261V55H260ZM9 54L12 55V56H13V54H14V56H15V57H13V58H12V56H11V62H13V63L10 62V59H9L10 56H7V55H9ZM17 54H18V53H17ZM17 54H16V55H17ZM53 54H55V55H53ZM61 54H63V55H61ZM66 54H67V55H66ZM77 54H78V55H77ZM79 54H80V55H79ZM94 54H96V55H94ZM172 54H173L174 56H173ZM249 54H250V55H249ZM254 54H255L256 57H258V58H255ZM3 55H4V57H3ZM56 55H57V56H56ZM65 55H66V56H65ZM72 55H73V56H72ZM76 55H77V56H76ZM82 55H83V56H82ZM90 55H91V56H90ZM165 55H167L166 58H165ZM202 55H203V56H202ZM225 55H226V54H225ZM225 55H224L223 57H224V58L227 57V59H229L228 57H229L230 55H229V56H227V55L225 56ZM258 55H259V56H258ZM5 56H6V57H5ZM30 56H31V54H30ZM51 56H48V57H51ZM55 56H56L57 58H56ZM64 56H65V58H64ZM168 56H169V57L172 56V57H171L172 59H171V58H168ZM177 56H178V57H177ZM252 56H253V57H252ZM22 57H24V58H22ZM66 57H67V59H66ZM70 57L73 59V62H72V60H71ZM82 57H83L85 60H84ZM93 57H94V58H93ZM158 57H159V58H158ZM173 57H175V58L173 59ZM188 57H190L189 60H188ZM204 57H205V56H204ZM204 57H203V59H202L203 61H204ZM237 57H238V58H237ZM247 57H248V58H247ZM249 57H250V58H249ZM259 57L262 58V60L259 59ZM2 58H4V60H3L4 63H2L3 61H1ZM5 58H6V59H5ZM14 58H15V59H14ZM60 58H61V59H60ZM74 58H75V59H74ZM80 58H81V59H80ZM98 58H99V57H98ZM154 58H153V59H154ZM180 58L182 59L181 61H180ZM192 58H193V57H192ZM235 58H236V59H235ZM246 58H247L248 60H246ZM253 58H254V61H255V59H259V60H257V61H260V62H258L259 64L257 63L258 65H256V66H258V67L260 66L259 69H258V67H256V68L258 69V70H256V72H255V68L252 70V71H254V72L250 71V69H252L253 66H254V65H253V64H254V63H253V60L251 61V59H253ZM57 59H58V60H57ZM63 59H65V60H63ZM93 59H95V61H94ZM165 59H167V60L165 61ZM205 59H206V57H205ZM12 60H14V61H12ZM15 60H16V62H17L18 64L15 62ZM70 60H71V61H70ZM75 60H76V62H75ZM82 60H83V61H82ZM92 60H93L94 62H93ZM168 60H169V61H168ZM192 60H193V59H192ZM225 60H226V59H225ZM249 60H250V61H249ZM81 61H82V62H81ZM88 61H90V64H89ZM91 61H92L93 64L91 63ZM162 61H164V62L162 63ZM195 61H196V60H195ZM203 61H202V62H203ZM242 61H243V62H242ZM246 61H249V62L252 63V64L250 63L251 66L253 65L252 68H250L251 66H250ZM24 62H25V61H24ZM62 62H61V63H62ZM66 62H64V63H66ZM85 62H86V64H85ZM177 62H176V63H177ZM190 62H191V60H190ZM212 62H214V61L212 60ZM255 62H256V61H255ZM261 62H262V65H261ZM7 63H9V64H7ZM15 63H16V64H15ZM61 63H59V64H61ZM83 63H84L85 65H83ZM164 63H166V64L164 65ZM214 63H215V62H214ZM238 63H239V64H238ZM242 63H243V64H246V65L244 66ZM6 64H7V65H6ZM11 64H12V68H11L12 70H11V69H8V68H10ZM13 64H14V65H13ZM27 64H28V65H27ZM27 64H25V68H29L28 66H30V65H29V63H27ZM79 64H80V65H79ZM5 65H6L7 67H6ZM9 65H10V66H9ZM19 65H20V66H19ZM96 65H97V63H95V66H96ZM170 65H168V67H169ZM212 65H213V63H212ZM212 65H211V66H212ZM242 65H243V66H242ZM247 65H249V66H247ZM8 66H9V67H8ZM16 66H17V67L19 66V67L17 68ZM21 66H22V67H21ZM26 66H27V67H26ZM236 66H237V67H236ZM75 67H74V68H75ZM117 67H118V66H117ZM209 67H210V66H209ZM247 67H249V69H248ZM13 68H14V69H13ZM70 68H72V67H70ZM91 68H92V67H91ZM121 68L125 69V67H121ZM121 68H119L118 70H120ZM150 68H151L150 66H149L148 68H146L147 70L149 69V70L146 71V72H149V71L151 70ZM165 68H164V69H165ZM171 68L173 69V65H172ZM242 68H243V69H242ZM244 68H245V69H244ZM246 68L248 69V72H247V69H246ZM261 68H262L263 70H261ZM17 69H19V71H18ZM169 69H170V68H169ZM172 69H171V70H172ZM209 69H211V67L207 69V70H208L207 72H206V71H205V72L208 73V72H209ZM214 69H215V67H214ZM2 70H3V71H2ZM4 70H6V71H4ZM10 70H11V71H10ZM71 70H72V69H70L69 71L71 72ZM74 70H75V69H74ZM76 70H75V71H76ZM171 70H169V72H170ZM211 70L213 71V68H212ZM7 71H9V72L7 73ZM15 71H16V72H15ZM17 71H18V72H17ZM79 71H80V69H79ZM165 71H167V68H166ZM228 71L230 72V71H233V70L230 69V70H228ZM228 71H227V72H228ZM249 71H250V72H249ZM257 71H258V73H257ZM1 72H3V73H1ZM4 72H5V75H6V76L4 75ZM10 72H11V73H10ZM12 72H14L15 75L12 74ZM23 72H26V71H23ZM29 72H32V71H29ZM77 72H78V71H76V73H77ZM167 72H168V71H167ZM213 72H214V71H213ZM216 72H217V71H216ZM17 73H19L20 77H17V76H16V75H18ZM71 73H73V72H71ZM71 73H70V74H71ZM76 73H75V74H76ZM78 73H79V72H78ZM210 73H212V72L210 71L208 74H210ZM214 73H215V72H214ZM248 73H249L250 75H249ZM75 74H73V75H75ZM180 74H181V73L178 72L177 75H180ZM226 74H228V73H226ZM257 74H258V75H257ZM259 74H260V75H259ZM12 75H14V77H12ZM213 75H215V74H213ZM216 75H217V73H216ZM245 75H246V76H245ZM253 75H254V76H257V77H253ZM7 76H8V77H7ZM25 76H27V75H25ZM10 77H11V78H10ZM16 77H17V78H16ZM21 77H24V78H21ZM55 77H56V76H55ZM55 77H54V79H55ZM237 77H238V76H237ZM250 77H251V78H250ZM2 78H3V79L5 78L6 81H5V79L3 80ZM7 78H8V80H7ZM52 78H53V77H52ZM58 78H59V77H58ZM83 78H84L83 81L86 80V82L89 83L88 80H89L90 78H89V79H88V78H85V77H83ZM263 78H264V77H263ZM17 79H18V80H17ZM22 79H23V80H22ZM54 79H53V80H54ZM81 79H82V78H81ZM81 79H80V80H81ZM107 79H108V77H107ZM109 79L111 80L112 78L109 77ZM243 79H244V80H243ZM2 80H3V81H2ZM9 80H10V81H9ZM21 80H22V81H21ZM48 80H49V82H52V81H50V79H48ZM247 80H248V81H247ZM259 80H256L257 83L255 82V84H257V85H255L254 88H255V89L258 88L257 90H260L261 93H262V94H261V93H260V94L263 95L264 91L262 92V90H264V86H261V85H264V80L261 81V82H260ZM7 81H8V82H7ZM17 81H18V82H17ZM19 81H20V83H19ZM40 81H41V79H40ZM40 81L38 80V83H36L37 85L39 84V86H40V84H41ZM46 81H47V80H46ZM246 81H247V82H246ZM249 81H250V82H249ZM11 82H13L14 84H12ZM27 82H28V83H27ZM41 82H42V81H41ZM86 82H83V83H86ZM235 82L237 83V78H235V80H233L232 82H231V81L227 82V87H228V88L225 89V90L228 91V89H229L230 87H231V88L233 87V86H231V83H233V85L236 87ZM245 82H246V83H245ZM259 82H260V83H259ZM7 83H8V85H7ZM15 83H18V84H17L18 86H19V84H20V85L22 84L21 88H19V87L16 85L20 90H19L18 88L15 87ZM47 83H48V82H47ZM155 83L158 84L157 82H155ZM25 84H26V86H25ZM27 84H28V85H27ZM43 84H44V82H43ZM49 84H50V83H48V86H49ZM182 84H183V83H182ZM229 84H230V85H229ZM247 84H246V85H247ZM260 84H261V85H260ZM3 85H4L5 87H4ZM32 85H33V83H32ZM32 85H31V86H32ZM57 85H58V84H57ZM161 85H162V84H159V86H161ZM228 85H229L230 87H229ZM7 86H9V87L11 88V91H10V88L7 87ZM46 86H47V85H46ZM237 86H238V85H237ZM257 86H258V87H257ZM260 86H261V87H260ZM2 87L5 88V91H4V89H3ZM24 87H23V88H24ZM33 87H35V84H34ZM36 87H37V86H36ZM111 87H112V86H111ZM111 87H109V88H111ZM235 87H234V88H235ZM15 88H16V89H15ZM28 88H27V89H28ZM31 88H32V87H31ZM31 88H30V89H31ZM39 88H41V87H39ZM42 88H43V87H42ZM42 88H41V91H42V93H43L44 88H43V90H42ZM45 88H46V87H45ZM60 88H61V87H60ZM164 88H166V90H167V86L164 87ZM231 88H230V90L233 91L234 88H233V89H231ZM260 88H261L262 90H261ZM17 89H18V90H17ZM56 89H57V91H58V88H55V90H56ZM106 89L109 90L108 88H106ZM116 89H117V88H116ZM35 90H36V89H35ZM38 90H39V89H38ZM45 90H46V89H45ZM59 90H60V89H59ZM110 90H111V89H110ZM110 90L107 91V93H108V94L110 93V96L112 97L113 94L111 95ZM162 90L164 91V89H161V91H162ZM166 90H165V92H166ZM2 91H3V92H2ZM13 91H14V92H13ZM20 91H21V92H20ZM29 91H31V93H34L33 96L30 95L31 93L28 95L27 92H29ZM32 91H33V92H32ZM163 91H162V93H163ZM226 91H225V92H226ZM245 91H246V90H243L242 92H245ZM35 92H36V91H35ZM35 92H34V90H33V88H32V90H29V89H28V91H26L27 94H26V93H25V94H26V96H30L29 101L32 99V100H35L34 102H36V101H39V102H40V100L37 99V95H35ZM165 92H164V94H168V93H169L168 91H167L166 93H165ZM233 92H234V91H233ZM19 93H20V94H19ZM23 93H24V92H23ZM42 93H38V94H41V95H42ZM230 93H231V92L229 91V94H230ZM1 94H0V97H3L4 94H3V95H1ZM8 94H9V95H8ZM13 94H14V95H13ZM15 94H16V95H15ZM36 94H37V93H36ZM108 94H107V95H108ZM231 94H232V93H231ZM231 94H230V95H231ZM41 95H39L40 98L43 96V95H42V96H41ZM114 95H115V94H114ZM261 95H258V96L256 97V99L253 101L254 103H252V102L250 101L252 104H248V106H247V104H246L244 107L246 108L247 111H248V109L251 107L252 109H251V108H250V109H251L252 113H253L254 111L257 110V112L254 113L255 116H257V117L260 116L261 118H263V116H261V114H262V115L264 114V102H263V101H264V96H261ZM31 96H32V97H31ZM105 96H106V94H105ZM105 96H104V97H105ZM108 96H109V95H108ZM108 96H107V97H108ZM119 96L121 97V95H118V98H119ZM122 96L125 97V95H123V94H122ZM164 96H165V98H166L167 95H164ZM260 96H261V97H260ZM6 97L4 96V97H3V100H2V101H4L5 103H3V105L0 104V106H2V107L8 105V106H6V107L3 108V109H9V108L12 106V104H11V106H9L10 103L7 102L11 97H10L9 99H7V100H6ZM18 97H20V98H18ZM107 97H106V100L108 99ZM259 97L262 98V100H261ZM4 98H5V99H4ZM12 98H11V99H12ZM121 98H122V97H121ZM127 98H128V97H127ZM0 99H1V98H0ZM41 99H42V101H43V98H41ZM119 99H120V98H119ZM122 99H124V98H122ZM168 99H169V98H168ZM171 99H172V98H171ZM5 100H6V101H5ZM27 100H28V99H27ZM27 100H26V101H27ZM32 100H31V101H32ZM164 100L166 101L167 98L164 99ZM169 100H170V99H169ZM259 100H261V101L259 102ZM9 101H10V100H9ZM17 101H16V102H17ZM31 101L28 102V103H27V102H24V104L27 103L26 106L23 104L24 107H22V105H21V104H22V101H21V100L19 101V103L21 102L20 105H21V108H22L23 113H21L22 111H20L21 109H20V106H19V105H18V108H17V107H15V108L13 107V106H15V104H16V103H14V105H13L12 107L15 109L16 112H17V110L19 109V112H17L18 115L16 116V115H15V114H16L15 111L11 110L12 108H10L9 110H11V113H12V114L8 113V116H9V114H10L12 118H9L10 116H9V117L6 116V117L4 118L5 113H7L9 110H8V111H5V110H4L5 112H4V111H2V112L0 111V115H1V116L4 115V116H3V119H2V118L0 119V128L3 126V127H2V130L0 129V130H1V131H0V135L3 134V135H1V137H0L1 139L6 138V136H5L6 133H7V135L9 136V134L12 133L14 130H15V131H14L15 133H14V132H13V133L16 134V133L18 132V128H17V127H19V128H23V127L25 126L24 129H25L26 127H28V128L31 129V130H29L28 128H26L27 131L30 132V133H32V134L30 135L29 133H27V131L25 132V130H23L24 132L22 131V133L20 134V132H21L20 130H22V129H20L19 132H18L19 134L17 135L18 138H20V139H18V140H16V139H17V138H16L17 136L15 137V139H14V136H12L13 138H10L11 135H12V134H10L9 139H14V140H13V141H14L13 143H12V140H9V139H8V137H7V139H6V142H7V143H9V144L12 143V144L10 145L11 147L9 146L10 148L8 147V144H5V147H3V146H4V142H3V144H2L3 146L1 145L2 141H1V143H0V145L2 146V148H1V147H0V148H1V149L3 150V152H4V154H1V155H0V156H1L0 158H1V162H2V164L4 165V163H5V165H4L5 169H4V170L10 171L9 169H11V168H12L11 170H13V171H12L13 173H12V172H10V173H9V172H8V173H7V172H3L2 175H4V174L7 173V174H6V176L8 175L7 177L4 175V176H5L4 178H6L7 181L9 180V178H10V179L13 178V177L16 178V179H13L15 182L11 180V181L14 182L15 184H13L11 181H10L11 183L9 182V183H10V186H12V188L10 187V190H11V191L14 190V193H13V194H15V192L17 191V192H16V195H17V193L20 192V189H22V188H23L22 190H24V189H32V190H34L33 192H37L38 187H37V185H36V182L34 181V178H36L35 176H37V175H35V174H38L37 171L40 172V170H41V171L44 170L45 163H47L48 160H49V158H50V157H47V156L49 155V154H47V150H46V148L48 147V144L45 143V139H46V137L48 138V141L50 140V138L48 137V133H47V136H46V132H43V131H44V128L40 127V126H41V121H42L41 118L45 119L47 116L50 117V116H51V114H50L51 112H50V111H52V114H53V116L50 117V118H53L54 115L57 114V112H56L57 110L54 109L55 112H56V113H54V111H53L52 109H50V111H49V108H48V109H47V108L45 109V107L43 108V106H42V109H45V111H44V110H41V109H39V108L37 107V108L39 109V111H38L37 108H35V107H36V106L41 107V106L39 105L40 103H39L38 105H34L35 103L33 104V102H31ZM42 101H41V103H42ZM104 101H105V100H104ZM109 101H110V100H109ZM116 101H117V99H116ZM120 101H121V99H120ZM132 101H133V100H132ZM255 101H256V102H255ZM257 101H258V104H257ZM0 102H1V101H0ZM58 102L60 103V101H58ZM250 102H249V103H250ZM1 103H2V102H1ZM8 103H9V104H8ZM11 103H13V101H11ZM17 103H18V102H17ZM19 103H18V104H19ZM61 103H62V102H61ZM154 103H155V102H154ZM164 103H165V102H164ZM166 103H167V102H166ZM259 103H260V104H259ZM261 103L263 104V106H261V105H262ZM4 104H5V105H4ZM28 104H30V105H28ZM145 104H146V105H145ZM167 104H168V103H167ZM256 104H257V105H256ZM41 105H42V104H41ZM109 105H110V104H109ZM117 105H119V104H118V103H115V104L112 105V106H107L106 109L110 110L108 107H112L111 110L116 111V110H117ZM151 105L154 106L153 103H152V101H151V104H150V103L147 104V102H145V103H143L142 107L140 106V109H139V110L141 111V114L139 113V112H140V111H139V112L137 113V117H140V118H141V120H142L141 124H140V123H137V124H134V125L132 124V126L130 125V127H129V126L127 127L126 125H124V128H123L122 125H121V127L123 128L122 130H120L121 127H119L120 129L117 128L118 130L123 131V132L126 133V134H124V133L122 132V134H124V136H123V135L120 136L122 139L119 137L121 140L118 139L119 141L117 140V142L114 143V146H112L111 144H110L111 146H109V144H108V146L110 147V152H109L108 150H107V151L105 150L106 152H105V153L103 152L104 155H102V156H103V159H104L103 161H105V162L107 161V162L105 163L106 166H105V164H104V167H103V166H102L103 168L101 167V168H102L101 171H102V172L104 171L103 173L105 174V180H104V181H106V184H105V182H103V183H104L103 185L106 186V187H105V188H106V195L108 194V193H107L108 190H109V191H110V190H113L112 192L115 191V192H117L118 194L120 193V195H121V196L118 195V194L116 195L115 192L112 193L111 191H110V192H111L112 194H110V192H109V194H108L109 196L107 195V196H108L107 198H110V201H111V200H113V201L117 200V202H118V201H121V203H120V202H119V203H116V201H115V202H113V203L111 202L113 205H111V204L108 205L109 207H110V206H113V207H114V205L117 204L118 208H117V210H115V208L117 207V206H115V207H114V211H113V209H112L113 212L110 211V210H108L109 208L106 209V210H108V212L111 213V215L114 216V218H113L112 220L114 221V219H116V222H113V221L111 220V222H113V223H111V224H110V223H108V224H107V223H103V224H105V228H107V227H109V226L111 227V228L109 227V228L111 229V232H110V229H108V228H107L108 230L105 229L106 231L104 230L105 232H103V237H104V241H105L106 250L109 251V252H108V255L110 254L112 258H113L114 255H115V257H114L115 259L117 258V256H118V257H119V256L122 257V259H121V257H119V258H118L119 260H118V261L116 260V261H117V262H116L117 264H118V263H120V264H133V263H134V264H137V263H138V260H139V264H147V263H148V264H157L156 260H157L158 258L162 259L161 261H163L162 263H161V262H158V264H164V260H165L166 263L169 262V264L172 263L173 261H174L175 264H178V263L180 264L181 261L179 262V260H178L179 257H172V258H174V259H175V258H178V259H176V260H173V259L171 258V252H170L171 249H170V248L174 249L173 246L175 247L176 244L172 245L171 243H175V242H171V243H169V242H170V241H173V240H176V239H175V238H176V232L174 231L173 233H172V232L169 233V232H168L169 229L172 228V230H174L175 228H173V227H177V229H175V230H178V231H177V233H178L177 236H179V234L181 233L180 236H183L182 238H184V239H185V236H186V239H187V235L189 234V232H192V229H193V228H194V230L196 229L195 227H197V226H195L196 224H194L196 221H197V225H198V224H203L202 226H201V225H198L197 230H200V231H201V229H205V228H206V226H205L206 224L204 225V223H203L204 220H205V217H206V220H205V222H206V221H209V220H210L209 218H211V217L214 218V217H216V216L218 215L219 220L217 219V220H218V221H217V220L215 219L217 222L215 221L214 224H216V225L213 224L214 227H213V225H212V228H213L214 232L217 230V231H216L217 233H218V231H219V230H218L219 227H221V226L223 227V225H225V224H227V223H228V225H230V224H229L230 222H232V223L234 224V223H236L235 220L238 219L237 216H234V215H233L235 219H234L233 217L231 218V216H230V218H231V220H232V221H231V220H229L230 218L227 216V214L229 215L230 213H226V215L224 216V219L226 220V216H227V218H229L228 220L230 221V222H229V221L227 220V223H226L225 220L222 218L223 215H220V213L218 214V212H219L220 210H217L218 212L216 213V215H214V214H215V210L213 211L214 214H211V213L208 214V212H206L209 218L207 217V215H206V213H205L206 216L203 217L204 220H203V218H202V219L200 218L201 216L199 217V209H202V212L200 211V213H203V212L205 211L204 209L208 207L207 204H208V201H210V200H209L208 198H206V199H208V201H206V199H205V201H203V200H201V198H197V197H196V200H198L199 204H198V202H197V204H195L194 202H193V204H192L191 201H193V200L195 201V199H193V200L190 199V198L193 197V196H190V194H193L194 191H193L192 189H191V190H192V193H190V192H191L190 189H189V191H187L188 189H186V188H188V186H187V184H186L185 182H188L187 179H188V178L190 179V177L188 176V174H187V175H184V174H186V173L189 172V169L191 170L192 166H193V169H192V170H193V172H195L194 170L196 169V165H195L196 163L194 162V160H191V159H190V160L193 161V163H192V162L187 163L189 157H188V159H186V156H187V154L189 153V151H191V150L193 151V148H196V147H195V146H196V145H195V144H196L195 142H198V141H195V140H194L196 137L192 139V138H191L192 136H191V133H190V138H191L192 140H194V141H192V140H191V141L194 142V145H195V146L193 147V144H192V142H191V144H192V146H191L190 143H189L190 141L188 142V140H190L189 137L186 138V136H184V133H186V135L188 136L189 133H188L187 129H188L189 126H185V125H184L185 129L187 128V129H186V132H184V133H183V131L185 130L184 127L181 128V127L183 126V124H181V125H182L181 127L178 126L179 128H178V127H175V129H174V126H175V125L172 124V123H170V122H168L167 120L164 119V118H166V114H167V118H166V119L172 117V115L170 116L171 112H167V110H166V113H165L164 110L166 109V107H163V108H165V109L163 110V108L161 107V108H162V109H161V108L159 107V105H158V108H156L157 106L155 105L153 108H156V109H153L152 107H150ZM162 105H163V104H162ZM165 105H166V104H165ZM168 105H171V103H169ZM221 105H222V104H221ZM221 105H219V106H221ZM253 105H255L256 107L254 106V107H255V108H254ZM28 106H29V107H28ZM32 106H33V107H32ZM144 106H145V107H144ZM257 106H258L259 108H258ZM260 106H261V107H260ZM2 107H1L0 109H2ZM7 107H9V108H7ZM27 107H28V109H27ZM31 107H32V109H31ZM115 107H116V109H115ZM247 107H248V108H247ZM147 108H148V109H147ZM151 108H152L153 110H152ZM26 109H27V110H26ZM33 109H34V110H33ZM149 109H151L150 112L148 111V112H146V114H145L144 111H147V110H149ZM243 109H244V108H243ZM254 109H255V110H254ZM260 109H262V110L260 111ZM30 110H32V111H30ZM142 110H143V114H142ZM28 111H30V112H28ZM35 111H38V112H37V115H36ZM40 111H41V112H40ZM169 111H170V110H169ZM9 112H10V111H9ZM13 112H14V113H13ZM26 112H27V113H26ZM107 112H108L107 110H104V109H103V112L101 113L102 116L108 115ZM136 112H137V110H135V112H134V115H135V116H136ZM2 113H3V114H2ZM19 113H21V114L19 115ZM29 113H32V115L29 114ZM33 113H34V115H33ZM110 113H112V112L109 111V116L111 115V117H113L114 115H117V112H115L116 114L112 113L113 116H112V114H110ZM129 113H130V112H129ZM252 113H251V116H250L251 119H249V120H252V122H250V121L248 122V121H247L248 124L251 123L252 125L250 124L251 126L249 125V128H247V127H245V126L248 125V124L245 123L246 125L244 126V129H243V127L240 126V127H241L240 130L243 129V130L241 131L242 134H243V132L246 130V132H244L245 136L243 135V137H241L242 134L237 135L239 139L236 138V137H237V136H236L235 138H233V139L231 140L232 142H230L231 144H229V147L227 146V147L229 148V150L231 149V150H230L231 153H232V150H233L234 143L236 142V143L238 144V142L235 141V139L238 140V141H240L242 138H244V139L247 138V139H246L247 142L249 141L250 146H249L248 148H251V145H252V148H253V146H255V148H253V149H256V148H257V150H258V148H259V150L262 151V149H260V147H258V146L263 147V145H264V137L261 138V139H259V140H258V138L256 137V138H255L256 141L253 140V142H252V141L249 140V139L251 138V137H249V136L252 135V139H253V138L255 137V136H253V135H255V134H259V133H262V131L264 132V123H263V121H264L263 119H264V118L262 119L263 121L261 120L262 123L259 122V124H258V121H260V120H259L258 118H256V120H257V124H258V125H256V120H253V119H255V118H252V117H253V114H252ZM260 113H261V114H260ZM13 114H14V115H13ZM25 114H27V115H25ZM42 114L44 115V117H45V116H46V117L44 118V117L42 116ZM130 114H131V113H130ZM144 114H145V115H144ZM172 114H173V113H172ZM257 114H258V115H257ZM6 115H7V114H6ZM118 115H119V114H118ZM118 115H117V116H114V117L117 118ZM131 115H132V114H131ZM138 115H139V116H138ZM18 116H22V117L24 116L25 118H24V117H23V118H22V117L20 118V117H18ZM55 116H56V115H55ZM61 116H62V115H61ZM143 116H144V117H143ZM168 116H170V117H168ZM173 116L175 117V115H173ZM31 117H33L34 120H33ZM36 117H37V118L40 117V118L36 120V119H35ZM48 117H47V118H48ZM58 117H59V114H58ZM58 117H57V119H58ZM114 117H113V118H114ZM142 117H143V119H142ZM155 117H156L157 119H154ZM260 117H259V118H260ZM18 118H20L21 120L23 119L22 123H21V120H20V123H21L20 126H21V127L19 126V119H18ZM62 118H65V117L63 116ZM113 118H112V120L115 119V118H114V119H113ZM144 118H145V119H144ZM11 119H12V120H11ZM30 119H32V120H30ZM48 119H49V118H48ZM59 119H60V118H59ZM24 120H25V121H24ZM38 120H39V121H38ZM60 120H61V119H60ZM156 120H157V121H156ZM159 120H160L161 122H160ZM1 121H3V122H1ZM11 121L14 123V127L11 128V129H13V131L10 130V127H12V125H9ZM30 121H32L33 124H32ZM37 121H38V123H40L39 126L37 125V124H38ZM44 121L46 122V120H44ZM114 121H115V120H114ZM154 121H155V122H154ZM12 122H11V123H12ZM15 122H16V123L18 122V125H17ZM35 122H36V123H35ZM116 122H117V121H116ZM132 122H133V121H132ZM152 122H153L154 124H153ZM156 122H160V123H157V124H156ZM162 122H163V123H162ZM166 122H168V124L170 123L169 126H171V129H173L172 131H174V132H172V131L170 130V127H169V128L167 127L168 124H166ZM245 122H246V121H245ZM6 123H7L8 125H7ZM23 123H24V125H23ZM150 123H151V124H150ZM253 123H255V124H253ZM4 124H5V125H4ZM42 124H44L43 121H42ZM46 124H47V123H46ZM48 124H50V123H48ZM59 124H60V123H59ZM128 124H129V123H128ZM128 124H127V125H128ZM130 124H131V123H130ZM147 124H148V125H147ZM171 124H172V125H171ZM175 124H176V123H175ZM260 124H261V126H260ZM15 125H16V126H15ZM26 125H27V126H26ZM61 125H62V123H61L60 125H58V126L60 127ZM146 125H147V126H146ZM153 125H154V126H153ZM155 125H157V126H155ZM163 125H164V127H167L166 129L163 127V128L165 129V130L163 129L164 132H163V130H159V128H161ZM243 125H244V124H243ZM7 126H9V129H8L9 131H8L7 129H5V128H8ZM22 126H23V127H22ZM35 126H38L37 129H36ZM48 126L51 127L52 125L50 124V125H48ZM48 126H45V127H48ZM53 126H54V125H53ZM58 126H56V128H57V129H55L56 131L53 130L55 127H51L52 130L50 129V130H51V131H50V130L48 129V131H50V133H54V132L57 133ZM125 126H126L127 128H125ZM133 126H134V127H133ZM150 126H151L152 128H154V130H153ZM160 126H161V127H160ZM172 126H173V127H172ZM252 126H253V127H252ZM262 126H263V127H262ZM39 127H40V128H39ZM117 127H118V126H117ZM137 127H138V128H137ZM147 127L149 128V130L147 129ZM155 127H156L157 129H156ZM257 127H258V128H257ZM3 128H4V129H3ZM14 128H16V129H14ZM34 128H35L36 130H34ZM41 128L43 129V131H42L43 134H41V131H40V130H42ZM176 128H178V130L181 128V129H183V131H182L181 129H180L181 131H180V130L178 131V130H176ZM189 128L192 129V126H190ZM245 128H246V129H245ZM251 128H252V129H251ZM38 129H39V130H38ZM106 129H107V128H106ZM125 129H126V130H125ZM127 129H129V131H128ZM131 129H132V130L135 129V130H133V131H135L134 133H135L136 137H135V135L133 136L134 133H132L133 131H132ZM146 129H147V130H146ZM151 129H152V131H153L154 133H152V134H150V135L153 136V134H154L155 136H153V137H155V139L151 138L152 136H151V137L148 136V138H150L152 141L154 140L153 142H155V140H156L155 145H154V143H153L151 140H150V141H151L152 143H151V142L149 143V141H148L149 139L146 137V135H148L147 132H150V133H151ZM168 129H169V130H168ZM193 129H195V128L193 127ZM5 130H6V132H5ZM32 130L34 131V134H33V131H32ZM37 130L40 131V132H37ZM45 130H46V129H45ZM118 130H117V131H118ZM139 130H140V131H139ZM157 130H158V131H157ZM189 130H190V129H189ZM195 130L197 131V128H196ZM2 131H3V132H2ZM120 131H118L119 133L117 132L119 135H121ZM137 131H138V132H137ZM160 131H161V133H160ZM192 131H193V130H192ZM192 131H191V132H192ZM196 131H194V132H196ZM4 132H5V133H4ZM8 132H10V133L8 134ZM35 132H36V133H39V136H34V135H36ZM141 132H143V133H141ZM156 132H157V134H158V132H159L158 137H157ZM162 132H163V134H165L164 136L161 135ZM166 132H167V133H166ZM179 132H181V133H179ZM189 132H190V131H189ZM258 132H259V133H258ZM26 133H27V134H26ZM44 133H45V134H44ZM56 133H55V134H56ZM177 133H179V134H177ZM182 133H183V134H182ZM192 133H193V132H192ZM246 133H248L249 136H248ZM22 134H23V135H22ZM28 134H29L30 136H32L33 139H31L30 136H29L28 139H30V140H28V139H27ZM138 134H140V135H138ZM181 134H182V135H181ZM193 134H195V133H193ZM24 135H25V136H24ZM26 135H27V136H26ZM41 135L43 136V138H42ZM51 135H52V134H51ZM119 135H117V137H118ZM141 135H143V136H141ZM144 135H145V136H144ZM159 135H161L160 137H163L164 140H162V139L159 140ZM170 135H172V136H170ZM179 135H181V136L179 137ZM246 135H247V136H246ZM2 136H3V138H2ZM21 136H22V137H25V138L22 139ZM40 136H41V137H40ZM175 136H176V137H175ZM182 136H183V137H182ZM193 136H194V135H193ZM256 136H257V135H256ZM34 137H36V138H34ZM39 137L43 139V141H44L43 143H42V139H40ZM44 137H45V138H44ZM50 137H51V136H50ZM125 137H126V138H125ZM128 137H129V138H128ZM166 137H167V138H166ZM168 137H169V138H168ZM171 137H172V139L175 141V143L178 145L177 147L181 150V152H180L179 149L176 150L177 148L174 146V144H175V143H173L174 141L170 139ZM184 137H185L186 139H188V140H187L188 143H184V142L186 141V139H185ZM240 137H241V138H240ZM38 138H39V139H38ZM124 138H125V139H124ZM135 138H136V140H135ZM145 138L148 139V140L144 141V143H146V142H148V143H146V144L144 145V143H143V139H145ZM180 138H181V139H180ZM183 138H184V139H183ZM1 139H0V140H1ZM21 139H22V140H21ZM34 139H35V140H34ZM37 139H38L40 142H38ZM139 139H140V141H142L141 143H140ZM166 139H167V140H166ZM177 139H178V140H177ZM196 139H197V138H196ZM19 140H20V141H19ZM32 140H33V142H32ZM46 140H47V139H46ZM126 140H127V141H126ZM157 140H159L160 143H161V141H162V142H165V143L168 142V143H166V144H164V145H163V143H162V145H161L159 142H157ZM170 140H171V141H170ZM184 140H185V141H184ZM204 140H206V139H204ZM233 140L235 141L234 143H233ZM242 140H243V139H242ZM260 140L263 141V142H260ZM4 141H5V140H4ZM8 141H9V142H8ZM125 141H126L127 143H128V142H129V143H128V144H125V143H126ZM131 141H133V142H131ZM181 141H183V142H181ZM201 141H202V140H201ZM6 142H5V143H6ZM34 142H36V143H34ZM118 142H119V145H117ZM124 142H125V143H124ZM134 142H135V143H134ZM206 142H207V140L205 141L204 144H203V142H202L203 145H202V147H200L201 152H203L202 156L204 155V152H205L208 148H209V150L212 149V148L210 149V147H208V146H211L212 144H211V145H208V143H206ZM247 142H245V143H244V142H241L243 145L239 143V146L241 145V146L244 148V147H245L244 144H246V147H247V146H248ZM258 142H259V143H258ZM38 143H39V144H38ZM123 143H124V146L122 147L121 144H123ZM132 143L135 144V145H139V146L136 147L135 145H132ZM136 143H137V144H136ZM142 143H143V144H142ZM158 143H159V144H158ZM178 143H179L180 145H179ZM182 143H183V144H182ZM199 143H201V142H198V144H199ZM232 143H233V144H232ZM40 144H42L43 147H42ZM149 144H150V145H151V144L154 145V146H153V147H154V148H153L154 152H156L157 149H158L157 153L152 154L153 150L150 149V145H149ZM168 144H169V145H168ZM176 144H175V145H176ZM205 144H207L208 146L205 145ZM258 144H259V145H258ZM33 145H34V146H33ZM44 145H47V146H45V148H44ZM156 145H157V147H155ZM158 145H159L160 147H159ZM165 145H167V146L165 147ZM170 145H171V147H170ZM186 145H187V146H186ZM199 145H200V144H199ZM199 145H198V146H199ZM232 145H233V146H232ZM6 146H7V147H6ZM38 146H39L40 148H43V151H40V152H39V153H42V154H38V149L36 150V148H38ZM117 146L121 147L122 149L120 150V148H119V147L117 148ZM128 146H129V147H128ZM144 146H145V148H144ZM151 146H152V145H151ZM161 146H163V147L166 148V149L169 148L167 151H166V149H164V148H163L164 150L162 149L163 152L165 151V154H162L163 152H162V150L160 149V148H162ZM168 146H169V147H168ZM181 146H182V147H181ZM200 146H201V145H200ZM205 146H206V147H205ZM256 146H257V147H256ZM104 147H105V145H104ZM114 147H115L116 149H115ZM135 147H136V148H135ZM140 147H141V149L144 148V149H143V150H144V151H143V154L146 155L144 158L147 157V155H148V154H146V152H147V153H149V155L151 154L150 156L148 155V156H149L148 159L154 157V158L156 159V160H155V159L153 158L154 161H155V163H153V161H152L153 159H150V160L147 159V161H146V159L144 160V158H143L142 155H141V154H142V152H141L142 150H139ZM142 147H143V148H142ZM147 147H149V148H147ZM189 147H190V148H189ZM192 147H193V148H192ZM204 147L206 148V150H205ZM215 147H216V146H215ZM231 147H232V148H231ZM4 148H5V149H4ZM6 148H9V149H6ZM106 148H107V147H106ZM106 148H105V149H106ZM111 148H114V151H113V149H111ZM124 148H126V149L129 150V151L125 150ZM134 148H135V150H134ZM151 148H152V147H151ZM155 148H156V149H155ZM191 148H192V149H191ZM201 148H202V149H201ZM222 148H223V146H222ZM228 148H227V149H228ZM243 148H240V149H241L240 151L244 150ZM10 149H12V151H11ZM118 149H119V150H118ZM131 149H132V150H131ZM149 149H150V150H149ZM159 149H160V150H159ZM171 149H172V151H174L173 149H175L176 153H178V154H177V155H176V153H175V154L172 153V154L176 155L175 157H178V156H179V159H177V158H175V157L173 158V155L170 154V153H171ZM196 149H198V151L200 152L199 147L196 148ZM196 149H195V151H197ZM203 149H204L205 151H204ZM220 149H221V148H219V150H220ZM246 149H247V148H246ZM253 149H252V150H253ZM2 150H0V151L2 152ZM6 150H8V151L6 152ZM29 150H31V151H29ZM115 150H116V152H117V150H118L119 155L115 152ZM137 150H138V151H137ZM145 150H147V151H145ZM183 150H184L185 152H184ZM188 150H189V151H188ZM202 150H203V151H202ZM209 150H208V152H209ZM223 150H224V149H223ZM252 150H251V151H252ZM257 150H254V151H257ZM263 150H264V147H263ZM103 151H104V150H103ZM120 151H121L122 153H123V151H124V154H122ZM132 151H134V152H132ZM136 151H137L138 153L141 152V153H140L141 157H139V154H138V155L136 154V153H137ZM148 151H149V152H148ZM150 151H151V152H150ZM178 151H179V152H178ZM192 151H191V152H192ZM198 151H197V152H198ZM227 151H228V150H227ZM230 151H228V152L230 153ZM240 151H239L238 154H240ZM244 151H245V150H244ZM244 151H243V152H244ZM246 151H247V150H246ZM35 152H36V153H35ZM108 152L111 153V154H113V156L110 155ZM112 152H115L116 154H115V153H112ZM166 152L169 153L168 155H172V159H176V160H173V162L175 161V162H174L175 164L177 163V164L179 165V162H178L177 160H180L181 158H183V159H181L182 161L180 160L181 163H183V165L180 163V167L177 168L178 165L175 167L177 171H178V169L180 170V173H179V171L176 172V170H174L173 167L171 168V166L165 165V167H163L164 164H166V163H171V162H169V161H172V160L170 159V160H168V161L165 162V160H167L169 157L171 158V156H168V155L166 154ZM182 152H184V153H182ZM191 152H190L188 155H190ZM206 152H207V151H206ZM206 152H205V153H206ZM224 152L226 153V151H224ZM263 152H264V151L261 152L262 155H263ZM9 153H10V154H9ZM14 153H15V154H14ZM31 153H32V154H31ZM52 153H53V151H52ZM107 153H108V155H107ZM125 153H126V154H125ZM158 153H159V154H158ZM192 153L195 154L196 152H192ZM222 153H223V151H222ZM222 153H221V151H220V153H219L220 156H221ZM231 153H230V154H231ZM250 153H251V152H250ZM252 153H255V152H252ZM120 154L123 155V156H122L123 158L120 157V156H121ZM128 154H129V155H128ZM135 154H136V155H135ZM156 154L159 155V156L157 157ZM160 154H161V155H160ZM184 154H186V155H184ZM207 154H208V156H210L209 153H206V155H207ZM232 154H233V153H232ZM234 154H235V153H234ZM236 154H237V153H236ZM238 154H237V157H240V156H238ZM242 154H243V153H242ZM257 154H259V157L261 156V154L259 153V151H258ZM2 155H4V156L6 157V159H5L4 157H3V158H4V159H3V158H2ZM11 155H12V156H11ZM13 155H14V157H13ZM41 155H42L43 157H42ZM44 155H45V156H44ZM116 155H117V157H119V158H116ZM124 155H125L127 158H125ZM152 155H155V156L152 157ZM162 155H163V156H162ZM182 155H183V156H182ZM192 155H193V154H192ZM200 155H201V154H198L199 157H201ZM206 155H205V156H206ZM225 155H226V154H225ZM228 155H229V154H228ZM255 155H256V154H255ZM255 155L253 154V155L251 156V154H250V155L247 154L246 156H244V157H246L245 159H243L244 157H241L242 159H239V158L234 157V158H236V159H234V158H233L234 155H233L232 158H231L230 160H233V159H234V161L236 160L235 165L237 164V168H236V166L233 164L234 161L232 162V161L229 160V161L232 162V163H230V162H228V161H227V163L233 165L234 170H231V171L234 172V171L237 169L235 172H238V171L240 172L241 170H239V169H240V167L242 168V165H240V163L245 162L246 164L248 163V164H250L251 166H252L253 163H258V162H257V159H258L257 156H258V155H257V156H255ZM8 156H9V157H8ZM15 156H16V157L18 156V157L16 158ZM111 156H112L113 158H115V160H114ZM160 156L163 157L164 159L160 158ZM166 156H167V157H166ZM181 156H182V157H181ZM190 156H191V155H190ZM208 156H207V157H208ZM223 156H224V155H223ZM223 156H222V157H223ZM247 156H250V157L247 158ZM254 156H255L256 159L253 158ZM10 157L13 158V159H12L13 161H12V160L10 161V159H11ZM105 157H109V158L111 157L113 160L110 158V159H108V160H109V161H108L107 159H105ZM180 157H181V158H180ZM225 157H227V156H225ZM228 157H229V156H228ZM28 158H29V159H28ZM101 158H102V157H101ZM141 158H142V159H141ZM157 158H158V159H157ZM202 158H205V157H202ZM202 158H200V159H202ZM249 158H250V159H249ZM262 158H263V157H262ZM118 159H119V160H118ZM120 159H121V160H120ZM124 159H125L126 163L124 162ZM133 159H134V160H133ZM159 159H160V160L162 159L163 162L160 161ZM184 159L186 160V164H187V165H185V160H184ZM208 159H209V161H212V160H210V159H211L210 157H209ZM223 159H224V158H223ZM225 159H226V158H225ZM225 159H224V161H225ZM227 159H228V158H227ZM227 159H226V160H227ZM260 159H261V158H259V160H260ZM2 160H7V161L9 160L8 162H10V164H9L7 161H6V162H5V161L3 162ZM129 160H130V161H129ZM142 160H143V164H142ZM190 160H189V161H190ZM237 160H240L241 162H240V161L237 162ZM245 160H250V161H245ZM251 160H253V161H251ZM255 160H256V161H255ZM259 160H258V161H259ZM261 160H263V159H261ZM17 161H18V162H17ZM20 161H21V162H20ZM112 161H113V162H114V161H116V162L119 161L120 164H117V163H119V162H117V163H116V162L113 163ZM121 161H122L123 163H121ZM132 161H133V163H131ZM137 161H139V162H137ZM149 161L152 162V163L149 164V163H150ZM156 161H157V162H156ZM204 161H205V160H204ZM204 161H200V160L197 161V160H196L197 163H199V162H204ZM207 161H208V160H207ZM209 161H208V162H209ZM214 161H215V160H214ZM219 161H220V163H218V165H216L215 168L213 167V169L216 170V168L219 166V164H222L223 166H222V165H220V166L225 167L224 164H223L224 161H221V160H219ZM11 162L14 163V164H15V163H16V164L18 163L19 166L17 167V165L15 166L14 164H11ZM147 162H148V163H147ZM212 162H213V161H212ZM221 162H222V163H221ZM259 162H261V161H259ZM6 163H7V165H6ZM112 163H113V164H112ZM134 163H135V164H134ZM137 163L139 164V167H138V164H137ZM157 163H158V164H157ZM205 163H206V162H205ZM225 163H226V162H225ZM245 163H244V164H245ZM251 163H252V164H251ZM109 164L112 165V166L109 167V166H110ZM114 164H115V165H114ZM116 164H117L118 166H117ZM124 164H125V168H128L127 170L123 168ZM126 164H127V166H126ZM141 164H142V165H141ZM171 164H173V163H171ZM189 164H190V165L193 164V165L191 166V168H190V165H189ZM200 164H201V163H200ZM200 164H197V166L200 165ZM206 164H207V163H206ZM238 164H239V165H238ZM242 164H243V163H242ZM261 164H262V162H261ZM9 165H10V166H9ZM113 165H114V167H113ZM121 165H122V166H121ZM144 165H145V166H144ZM154 165H155L156 167H157L158 165L160 166V167L158 166V168H156V167H153V168H155L156 170L158 169V171H160L159 173L161 174V178L163 177V178H162L163 180H162L160 177H159V179L162 180V181H161L162 183L165 182V185H164V183H163V185H164V186H163L162 183L160 182V180H159L160 183L157 181L159 185L161 184V185L163 186V187H162V186L160 185L159 187H160V188L162 187L163 189H164V187H165V189H166V186L168 187V185H166V184H167V182H168V180H169L168 184H169V185L171 184V185H170V187H168V188H170V190H172L173 194H172L171 191L169 192V189H167L169 193H168L167 190H166L167 194H165V192H162V193H161V191H163V189H159V187H158V189H154V188H156V186H157L158 184L156 183L157 185L155 184V185H156V186H155V185L153 184V180H152V183H151L150 181H151V179H153V177H154L155 175H159V173H158V172L156 173V172H155V169H153V168H149V167H148V166L151 167V166H154ZM162 165H163V166H162ZM169 165H170V164H169ZM225 165L227 166L228 164H225ZM232 165H231V166L229 165V166L232 167ZM254 165H256V164H254ZM13 166H14V169H13ZM115 166H116V167H115ZM120 166H121V168H120ZM134 166H136V167H134ZM146 166H147V167H146ZM167 166H168V168H170V170H171V169L173 170V172L171 171L172 173H170L169 169H167ZM185 166H187V169H186ZM194 166H195V168H194ZM201 166H202V167H201ZM201 166H198V170H202V171H201V172H202V175L200 176L201 178L199 177V174H200L199 172H200V171H198V173H199V174H198V177H199L200 179L196 176V177L198 178L197 182H200V183H201V181H202V176H204L203 179L205 180V178H206V174H205V172H208L207 169L205 168V167H207V166L202 165V164H201ZM204 166H205V167H204ZM229 166H228V167H229ZM8 167H9V169H7ZM118 167H119L120 169H118ZM161 167H162V168H161ZM181 167H182V168H181ZM203 167L206 169V171H204L205 169H204ZM230 167H229V168H230ZM233 167H232V169H233ZM238 167H239V168H238ZM16 168H18V170H16ZM108 168H110V169H108ZM112 168H113V169H112ZM115 168H116V170H115ZM139 168H140V169H139ZM159 168H160V170H159ZM184 168L186 169V172L183 174V171H182V170L185 171ZM188 168H189V169H188ZM199 168H201V169H199ZM207 168H208V167H207ZM131 169H132V170H131ZM151 169H152L153 172H151ZM161 169H162V170H161ZM166 169H167L168 171H167ZM181 169H182V170H181ZM218 169H219V168H218ZM230 169H231V168H230ZM108 170H109V172H108ZM110 170H111V171H110ZM125 170H126V171H125ZM134 170H135V171L138 170L139 172H140L141 170H142V171H143V170H144V171L146 170V171H145V172H142V171H141V172H140V173H141V176L139 177V172L137 171V173H138V174H137ZM147 170H148V171H147ZM163 170H164V171H163ZM165 170H166L170 175H168V173H167ZM187 170H188V171H187ZM228 170H229V169H228ZM259 170H260V169H259ZM21 171H22V172H21ZM105 171H106V172H105ZM130 171H131V172H130ZM149 171H150V172H149ZM161 171H163L164 173L167 174V176H166L165 178H164V175H165V174H164L163 172L161 173ZM217 171H218V170H217ZM221 171L223 172L222 169H221ZM225 171H226V173H227V170H225ZM225 171H224V173L220 172V173H221L220 175H222V174H223V175L226 174ZM242 171H243V169H242ZM242 171H241V174H242ZM0 172H1V171H0ZM16 172H17V173H16ZM110 172H111V173H110ZM114 172H115V173H114ZM116 172H117V174H116ZM154 172H155V175L153 174ZM175 172L177 173L178 176H180V174H181V178H180V179H178L177 177H175V176H177V175H175ZM190 172H192V171H190ZM190 172H189V173H190ZM1 173H2V172H1ZM112 173H113V174H112ZM132 173H134V174H132ZM146 173H151V174L154 175V176L151 178V177H150L151 175H148V174H146ZM173 173H174V174H173ZM203 173H204V174H203ZM218 173H219V172H218ZM243 173H244V172H243ZM259 173H260L261 175H262V173H263V175H264V169H263V170L261 169L260 171H257V173H254V174H257V175H254V174H249V175L247 174V175H246V173H245V174H243V175L241 176V174H238V173H237V175L239 176V178H238L239 180H241V178H242V179H245V176H248V177L250 176L251 178H253V177L255 176V177L252 179V181L255 180L254 183L251 181V178H250V181H251L250 183H249V181H248V182H245V180H247L248 177H247V179H245L243 182H242V180H241L240 183L243 185V189L241 190L242 187H240V183L238 182V179L236 180V179L234 178V180H236L235 182H238V183L233 182L236 186H233V183H232V184L229 185V187H225V188H224V191H225V192H226V190H227V192H228V191H231V194L229 193V194H227V195H230V196L232 197L233 194H234L237 190H238V191L240 190V192H241V191L243 192V191L246 189L245 191H247V186H248V188H249L248 191L252 193V196H253V197H252V198H251V197L249 198V196H251V195H249V194H251V193H249V192H246V193H245V191H244V192L242 193V194H244V195L241 194V195H242L241 198H242V197H244V198H249L247 201H246V199H245V202H249V204H250L251 202L253 203L252 200L258 202L257 199L261 196V194L258 195V193H259L258 189L260 190V188H261V187H259V185H260L259 182L261 181V179L264 180V176L261 177V175H260ZM11 174H12V175H11ZM118 174H119L120 178H119ZM145 174H146V175H145ZM171 174H173V175H171ZM190 174H191V173H190ZM9 175H10L11 177H10ZM18 175H19V176H18ZM109 175H110V176H109ZM123 175H124V176H123ZM125 175H126V176H125ZM135 175L137 176L138 181L136 180V176H135ZM143 175H144V176H143ZM183 175L188 177V178L184 181V184L182 183L183 180L185 179ZM218 175H219V174H218ZM218 175H217V176H218ZM229 175L231 176L232 174L229 173L228 175H224V176H225V177H224L225 180L230 179V178H232V177H235V176H232V177L226 179V177H228ZM237 175H236V178H237ZM244 175H245V176H244ZM106 176H107L108 178H110V179L106 178ZM117 176H118L119 180L121 179L120 181L118 180V178H116ZM132 176H134L135 178L132 177ZM171 176H172V177H171ZM243 176H244V177H243ZM17 177H18V178H17ZM121 177H122V178H121ZM138 177L140 178V180H139ZM143 177H144L143 182H144V183L146 182L147 185H148L149 187H147L146 183L144 184V183L142 182L141 179H142ZM145 177H146V178H145ZM157 177H158V176H156V180H158ZM167 177H168V178H167ZM169 177H170V178H169ZM191 177H192V175H191ZM207 177H208V176H207ZM222 177H223V176H222ZM222 177H221V178H222ZM256 177H257V180L255 179ZM23 178H24V180H23ZM115 178L117 179V183H118V181H119L120 183H118V184H117V183H114V182H115ZM128 178H130V179L128 180ZM131 178H132V179L134 178V181L131 180ZM148 178H149V179H148ZM166 178H167V179H166ZM172 178H173V179L176 178V180L172 181V180H173ZM182 178H184V179L182 180ZM192 178H194V177H192ZM218 178H219V177H218ZM224 178H223V179H224ZM30 179H31V180H30ZM106 179H107V180H106ZM124 179H127V180L125 181ZM154 179H155V178H154ZM165 179H166L167 181H165ZM194 179H195V178H194ZM206 179H207V178H206ZM216 179H217V178H216ZM135 180H136V181H135ZM146 180H147V181H146ZM149 180H150V181H149ZM178 180H179V181H178ZM190 180H191V179H190ZM192 180H193V179H192ZM204 180H203V181H204ZM218 180H219V179H218ZM221 180H222V179H220V181H221ZM234 180H233V181H234ZM248 180H249V179H248ZM7 181L5 180V182H7ZM21 181H22V182H21ZM44 181H45V180H44ZM110 181H111V182H110ZM130 181H131L132 183L134 182L135 185L137 184L138 187L140 186V187H139L140 189H139V188H138V189H139L140 191L142 190V192H141V193H138V194H140V196H141V194H142L143 197L141 196V198H144V196H145V198H146V199H143V200H142V203H141V200H140V202H138L139 204L137 203V205H138V207H139V211L137 210V213H134V214H135V218H134L133 211H135L138 207H137L136 204H135L136 206H135V205H132V204L134 203V202L132 203V201H135L134 198H136V197H138V196H136V197L134 196V197H133V195H130V193H129L130 197L134 199V200L131 199V202H130V200H129L130 197H129V195H128V192H129V188H130V186H131V185H134V184H131V183H130V184H129V188H128L127 183L130 182ZM139 181H140V183H139ZM193 181H194V180H193ZM231 181H232V180H231ZM34 182H35V184H33ZM108 182H109L110 185H108ZM123 182H124V184H125L127 187H125V185L122 184ZM136 182H137V183H136ZM141 182H142V183H141ZM148 182H150V183H148ZM170 182H172V183H170ZM174 182H175V183H174ZM205 182H206V181H205ZM244 182H245V183H244ZM255 182H256V183H255ZM31 183H32V184H31ZM111 183H113V184L111 185ZM138 183H139V184H138ZM154 183H155V182H154ZM177 183H180V184L177 185ZM246 183H247V184H246ZM248 183H249V184H248ZM252 183H253V184H252ZM11 184H12V185H11ZM29 184H30V185H29ZM115 184H117V186H114ZM149 184H151V185H149ZM181 184H182V185H181ZM202 184H203V183H202ZM6 185H7V183H6ZM8 185H9V184H8ZM8 185H7V187H1V186H0V187H1L0 190H1V189L3 190V191H0V194H3V196L8 194L7 196H5V197H1V198H0V199H1L0 201H2V202H1L2 205L4 204L3 206H1V203H0V206H1L0 213H1L2 210H4V208H6V209L9 208V211H13L12 208H13V209H16V208H17L16 206H13V205H12L13 203L16 205L15 202L11 203V205H10V204H9L10 201L8 202V199L6 198V197L9 198V196L12 194V193L9 194ZM15 185H17V188H16ZM119 185L123 186V189H121L122 187L119 186ZM175 185H176V186H175ZM246 185H247V186H246ZM255 185H256V186H255ZM257 185H258V186H257ZM14 186H15V187H14ZM33 186H36L37 188L34 189ZM137 186H136V188H137ZM143 186L146 188L145 190H143V188H144ZM183 186H184V187H183ZM186 186H187V187H186ZM232 186H233V187H232ZM251 186H252V187H251ZM24 187H26V188H24ZM113 187H114V188H113ZM116 187H119V188L116 189ZM141 187H143V188H141ZM150 187H152L153 189H151ZM172 187H173V188H172ZM175 187H176L177 189H176ZM181 187H182V188H181ZM185 187H186V188H185ZM238 187H240V189H239ZM244 187H245V188H244ZM250 187H251V188H250ZM253 187H254L255 190L253 189ZM257 187H258V189H257ZM6 188H7V191H6ZM18 188H20V189H18ZM105 188L103 189V191L105 190ZM110 188H111V189H110ZM131 188H132V187H131ZM134 188H135V187H134ZM147 188H148V189H147ZM171 188H172V189H171ZM230 188H231L232 190H231ZM233 188H234V189H233ZM235 188H237V189H235ZM115 189L118 190V191H116ZM138 189H137V190L134 189V190L140 192ZM149 189L152 191V193H153L154 196L151 194V191H150ZM174 189H175V190H174ZM180 189H181V190H180ZM183 189H184V190H183ZM218 189H219V190H218L219 193H221V191L223 190V188H221V189L218 188ZM15 190H16V191H15ZM22 190H21V192H20L21 195L23 194ZM126 190H127V191H126ZM132 190H133V189H132ZM132 190H131V194H134L136 191L133 190V191H134V193H133ZM155 190H156V192H155ZM173 190H174V191H173ZM234 190H236V191H234ZM253 190H254V191H253ZM18 191H19V192H18ZM24 191H25V192H24V193H25V196H28V195H26V194L29 192V190H27L28 192H27L26 190H24ZM30 191H31V190H30ZM122 191H124V192H126V193H125L124 195H122V194H123ZM164 191H165V190H164ZM233 191H234V192H233ZM256 191H257V192H256ZM5 192H6V194H4ZM26 192H27V193H26ZM143 192H144L145 195H143ZM147 192H150V194L147 193ZM178 192H179V193H183V194H187V193L189 194L188 196H190V197H188V200L185 199L184 201H188V202L191 203V205H190V206L188 205V207H191L192 205H194V206H192L193 209H192V207L190 208L191 210H190L189 208H187L186 206H183V207H182L183 204L186 205V204H189V203H188V202H184V203H183L184 195L179 194ZM185 192H186V193H185ZM208 192H209V191H207V192H205V193L207 194ZM215 192H216V191H214V193H215ZM222 192H223V191H222ZM104 193H105V191H104ZM155 193H156V196H157V197H155ZM157 193H158V194H157ZM159 193H160L161 195H159ZM170 193H171V194H170ZM205 193H204V194H205ZM219 193H217V194H219ZM223 193H224V192H223ZM236 193L239 194V192H236ZM248 193H249V194H248ZM254 193H256L257 195L254 194ZM20 194H18L17 196H19ZM113 194H115V195L113 196ZM164 194H165V195H164ZM168 194H169V195H168ZM174 194H175V195L178 194L179 197H181V195H182V197H183V198L181 197V198H182V201H181V199H180V203H181V204H180V203L178 204V201H179V199H178L179 197H177L178 195L174 196ZM204 194H203V195H204ZM245 194H246L247 196H245ZM16 195H15V196H16ZM21 195H20L19 197H21ZM29 195H30V196H31V195L33 196L34 194H30V192H29ZM111 195H112V196H111ZM127 195H128V196H127ZM134 195H136V193H135ZM158 195H159V197H161L162 195L166 197V198H165V199H166V204H167L166 206H164V204H165V203H164L165 200H163V202H162V201H161L162 199L160 200V198H158ZM170 195H171V199L174 198V199H173L174 202H176L175 200H177V203H174V204H173V201H168V198H167V197H168V196L170 197ZM193 195H194V194H193ZM248 195H249V196H248ZM0 196H2V195H0ZM12 196H13V195H12ZM117 196H119L121 199H119V197H117ZM122 196H123V197H122ZM124 196H125L127 199H125ZM163 196H162V197H163ZM258 196H259V197H258ZM185 197L187 198V196H185ZM255 197H257V198L254 199ZM3 198H6L7 200H6V199H3ZM115 198H117V199H115ZM139 198H140V197H139ZM147 198L149 199L148 201H147ZM152 198H153V199H152ZM156 198H157V199H156ZM193 198H194V197H193ZM260 198L262 199V197H260ZM260 198H259V200H260V204H261V199H260ZM14 199H15V198H14ZM114 199H115V200H114ZM122 199H123V200H122ZM150 199H151V200H150ZM154 199H155V200H154ZM158 199H159V201H157ZM163 199H164V197H163ZM199 199H200L201 201H203L204 203H207V204L200 203V200H199ZM251 199H252V200H251ZM3 200H5V201H3ZM11 200H12V199H11ZM125 200H126V201H125ZM136 200H137V199H136ZM138 200H139V199H138ZM145 200H146V201H145ZM153 200L156 201L158 204H157L156 202L154 203ZM190 200H191V201H190ZM249 200H251V201H249ZM12 201H13V200H12ZM14 201H15V200H14ZM108 201H109V200H108ZM150 201H151V202H150ZM3 202H4V203H3ZM16 202L18 203L17 200H16ZM125 202H127V203L129 202V204L127 205ZM143 202H144V205H145V206L148 204V202L150 203L149 205H147V208H145V210H141V208L144 209V206L141 205V204H143ZM145 202H147V204H145ZM167 202H168V203L171 202L172 205H173L174 207H175V204H178V209L174 208L175 210H173V209H172L173 206L170 205L171 203L169 204V207H171V209H169V207H167V206H168V203H167ZM257 202H256V203H257ZM107 203H108V202H107ZM114 203H115V204H114ZM123 203H124V204H123ZM135 203H136V202H135ZM160 203H161V205H159ZM252 203H251V205H252ZM108 204H109V203H108ZM118 204H120V205H118ZM121 204H122V205H121ZM130 204H131V206H130ZM203 204H204V205H203ZM254 204H255V202H254ZM257 204H259V202H258ZM260 204H259V207H262L263 205H260ZM17 205H18V204H17ZM125 205H126V206H125ZM139 205H140L141 207H140ZM156 205H157V207H156ZM162 205H163L164 207H163ZM6 206H8V207H6ZM11 206H12V207H11ZM133 206H134V207H133ZM142 206H143V207H142ZM148 206H149V209H148ZM151 206H153V209H152ZM176 206H177V205H176ZM179 206H180L182 209H184V210L188 209V210H186L188 213L186 214V211H184V210H182V209H179V208H180ZM195 206H196V207H195ZM198 206H199L200 208H199ZM201 206H202V207H201ZM14 207H15V208H14ZM18 207H19V205H18ZM113 207H112V208H113ZM120 207H121V208H120ZM161 207H163V208H161ZM166 207H167V208H166ZM194 207H195V208H194ZM2 208H3V209H2ZM20 208H21V206H20ZM105 208H107V205L105 206ZM134 208H136V209H134ZM156 208L161 209V210H160L161 212L163 211V212L161 213V214H162L161 216H160V211H159L158 209H156ZM165 208H166V210H165ZM197 208H198V209H197ZM226 208H227V207H226ZM263 208H264V207H263ZM263 208H262V209H263ZM18 209H19V208H18ZM103 209H104V208H103ZM110 209H111V208H110ZM133 209H134V210H133ZM146 209H148V210H146ZM168 209L171 210V211H169ZM195 209H197V210H195ZM224 209H225V208H224ZM241 209H243V208L241 207V208H240V211H238V212H239V215H240L239 218H240V219L242 218L241 221L243 222V220H244V219H243V216H241V214H240V212H242ZM256 209H258V207H257ZM256 209L254 208V210H256ZM7 210H8V209H7ZM7 210H5V212L8 213L9 211H7ZM104 210H105V209H104ZM104 210H103V211H104ZM106 210H105V211H106ZM132 210H133V211H132ZM154 210H155V212L157 211L159 214H158V213L155 214V212H150V211H154ZM164 210H165V211H164ZM172 210H173V211H172ZM179 210H180V211H181V210L183 211V214H182V211H181L180 213H177V214H179V215L181 214L180 217H182V218H180L179 215H176V212H177V211L179 212ZM194 210H195L196 212H195ZM226 210H227V209H225V210L221 209V212H222V211H223V212H224V211H225V212H228V211H229V207H228V210H227V211H226ZM230 210H231V213H233L232 210H235V209H230ZM238 210H239V208H238ZM243 210H244V212H245V210L247 211L248 209L245 208V209H243ZM259 210H260V208H259ZM263 210H264V209H263ZM141 211H145V212H143L142 214L138 213V212H141ZM147 211H148V212H147ZM167 211H169V212H167ZM175 211H176V212H175ZM192 211H193V213H192ZM235 211H236V210H235ZM2 212H3V211H2ZM5 212H3V213H5ZM115 212L117 213V215H116ZM146 212H147V213L150 212L151 215H152V213H153V214H155V216H156V215H157V216L159 215L158 217L161 218V219L157 218V216H156V217L154 216V217L151 218V216H149V215H150V213H149V214H148V216H149L148 218H150V219H153V218L155 219V218H156V222L158 223V224L155 225L156 227H157V225L160 224V223H159L160 220L162 221V222L160 221L162 224H163V222H164L165 224L170 225V227H168V231L166 232V231H164V229L162 230L163 227H159V226H158L159 229H158V227H157V228H156V227H152L151 224H152V221H153V220L151 221V223H149V222H150V219L148 220V218H146V217H147V216H145V215H146ZM171 212H172L173 215L171 214ZM189 212H190V213H189ZM197 212H198V213H197ZM213 212H212V213H213ZM225 212H224V213H225ZM244 212H243L242 214H243L244 216L247 217V215H245ZM258 212H259V211H258ZM3 213H2V214H3ZM9 213H10V212H9ZM16 213H18V215H19V214H22V209H21L20 212H19V210H18V212H17V209H16V211H15L14 213L12 212L13 215L16 214ZM23 213H24V212H23ZM104 213H107V211L104 212ZM110 213H109V215H110ZM119 213L121 214L120 216H119ZM144 213H145V215L142 216ZM163 213H164V215H163ZM168 213H169V214H168ZM184 213H185V214H184ZM196 213L198 214V217H199L201 220H200V219L197 220L198 217H197V214H196ZM224 213H223V214H224ZM236 213H237V212H236ZM2 214H0V215H2ZM138 214H139V215H138ZM189 214H190V215H189ZM191 214H192L193 216H192ZM210 214H211V215H210ZM246 214H247V213H246ZM262 214H263V213H262ZM3 215H4V214H3ZM106 215L108 216V214H106ZM111 215H110V216H111ZM115 215H116V217H115ZM124 215H125V216H124ZM137 215H138V218H136ZM140 215H141V216H140ZM169 215H170V216H169ZM175 215L178 216V217H177L178 219L176 218ZM183 215H184V216L186 215V216L184 217ZM187 215H189V216H187ZM200 215H202V214H200ZM209 215H210L211 217H210ZM231 215H232V214H231ZM263 215H264V214H263ZM263 215H262V216H263ZM107 216H106V219H107V218L109 219L110 216H108V217H107ZM113 216H111V218H112ZM117 216H118V217H117ZM152 216H153V215H152ZM165 216H166V217H165ZM168 216H169V217H168ZM173 216H175V217H173ZM18 217H19V216H18ZM140 217H142L143 220H145V219H146V220L143 221V220L140 219ZM172 217H173V219H172ZM183 217H184L186 220L183 221V219H184ZM190 217H191V218H190ZM218 217H217V218H218ZM246 217H245V219H247ZM21 218H22V217H21ZM111 218H110V219H111ZM126 218H127V219H126ZM188 218H190L191 221H189ZM220 218H221V222L224 221L225 224H223V223L220 224L221 222L219 223ZM236 218H237V219H236ZM104 219H105V217H104ZM110 219H109V220H110ZM120 219H121V220H120ZM130 219H131V223L129 222ZM169 219L171 220V221H169L170 223L173 221V222H172V223H174L173 225L167 222ZM192 219H193V220H192ZM195 219H196V220H195ZM207 219H208V220H207ZM222 219H223V221H222ZM233 219H234V220H233ZM109 220H107V222H109ZM117 220H118V222H117ZM122 220H123L124 223H122ZM135 220H136V222H134ZM140 220H141V221H140ZM158 220H159V221H158ZM163 220H165V221H163ZM194 220H195V221H194ZM238 220H239V219H238ZM247 220H248V219H247ZM247 220H244V222L247 221ZM105 221H106V220H104V222H105ZM119 221H120V222H119ZM138 221H140L141 225H138ZM174 221H175V222H174ZM178 221H179V222H178ZM233 221H234V222H233ZM132 222H133V224H134V223L137 224L136 228H135V225H136V224H134V226H133ZM143 222H147L149 225L147 224V226H145L146 224L144 225ZM153 222H155V220H154ZM156 222H155V223H156ZM176 222H178V223H176ZM181 222H182V223H181ZM190 222H191V224H193L195 227L192 225V228H190V227H189V226L191 225V224H189ZM199 222H201V223H199ZM237 222H238V221H237ZM239 222H240V221H239ZM118 223H119V224H118ZM120 223H121L122 225H121ZM140 223H139V224H140ZM142 223H143V224H142ZM155 223H153V225H154ZM179 223H181L180 225L183 224L184 226H183V225L180 226ZM184 223L187 224V225L185 226ZM240 223H241V222H240ZM263 223H264V219H263ZM106 224H107V225H106ZM128 224H129V226H128ZM162 224H160V225H162ZM175 224H176V225H175ZM233 224H231V226H233ZM242 224H243V223H242ZM111 225H114V227H113L114 229H112V226H111ZM131 225H132V227H131ZM142 225H144L145 227H142ZM218 225H219V226H218ZM258 225H261L260 222H258ZM140 226H141V227H140ZM163 226H164V225H163ZM166 226H167V225H166ZM178 226H180V227L178 228ZM217 226H218V228H217ZM115 227H116V228H115ZM119 227H120V228H119ZM133 227H134V229H133ZM138 227H139V229L141 230L142 233H143V231L147 232V228H148V227H152L151 230H153V229H158V231L161 230V231H159V232L163 233V235H161V233H160V235H161L162 237H161V236L159 237V236H158L159 232L157 233L156 230H155V232H154V231H151L149 228H148V229L150 230V234L144 232V235H143V234L140 235L141 232H140V230H138ZM181 227H182V228H181ZM188 227H189V228H188ZM200 227H201V228H200ZM203 227H204V228H203ZM226 227H228V226L226 225ZM229 227H230V226H229ZM122 228H123V229H122ZM144 228H145V230H144ZM160 228H161V229H160ZM164 228H167V227H164ZM180 228H181V229H180ZM187 228H188V230H187ZM212 228H210V230H212ZM214 228H216V230H215ZM223 228H224V227H223ZM103 229H104V228H103ZM125 229H126V230H125ZM127 229H128V230H127ZM130 229H131V230H130ZM179 229H180V231H179ZM185 229H186V231H184ZM206 229H207V228H206ZM135 230H136V231H135ZM149 230H148V231H149ZM165 230H166V229H165ZM172 230H170V231H172ZM182 230H183V231H182ZM197 230H195V231H197ZM210 230H208V231H210ZM123 231H125V232H123ZM162 231H164V232H162ZM187 231H189V232H187ZM202 231H203V230H202ZM202 231H201V232H202ZM107 232H108V233H107ZM130 232H131V233H130ZM133 232H135V233H133ZM138 232H139V233H138ZM152 232H154V233H152ZM184 232H187V235H186V233H184ZM198 232H199V231H198ZM203 232H204V231H203ZM205 232H206V230H205ZM216 232H215L216 236L214 235V237H213V236H209V235H207L208 233H207V234H205V233L202 234V233H201V234H202L203 236H204V235L207 236L205 239H207L208 236H209V238L207 239L208 242L213 243V242H211L212 239L215 240V241H216V239H217V241H218V240H220V239L222 238V236H221V238L219 239L218 237H220V236H218ZM119 233H120V235H119ZM122 233H124V234H122ZM151 233H152V234H151ZM155 233H156V234H155ZM164 233H167V235L164 236V235H165ZM174 233H175V234H174ZM182 233H184V234L182 235ZM4 234H6V233H4ZM4 234H2V235H3V238H2V239H5V238H4ZM7 234H8V233H7ZM7 234H6V235H7ZM10 234H11V233H10ZM104 234H106V235L104 236ZM132 234H133V235H132ZM168 234H170V236H172L171 234H173V237H174V236H175V237H174V238H173V237H170ZM201 234H200V236H202ZM218 234H219V233H218ZM233 234H234V237H231V236H233L232 233L229 235V236H230L229 238L232 239V241H233V239L236 240V238H235V235H236V234H235V233H233ZM239 234H240V236H242V239H240V237H238V235H236V237H238V238H237V240L235 241V243L239 242L240 240H241V241H244V242H242V243H244V244H242V243L240 242L241 245H242V246H241V249H242V250L245 251V248L247 247V248H246L247 251H251V249H252L253 252H252V251H251V252H252L253 255H255V254H254V251H256L255 249H256L257 246H258V249H257L256 253H258V254L261 253V250H262V248H263V247H261V246L263 245V244H261L262 241H258V239H256L257 242H256V241H254V242H251V241H250V242H249V239H251V238H248L249 235H247V233H243V232L241 233V232H240ZM243 234H244V235L246 234V235H245L246 237H243V236H244ZM6 235H5V236H6ZM8 235H9V234H8ZM139 235L142 236V239H141V237H139ZM146 235H147V236H146ZM150 235H151V238H152V236L154 235V236H155V237L153 236L154 239H153V238L151 239V238L149 237ZM156 235L158 236V239L156 238V237H157ZM184 235H185V236H184ZM190 235H191V234H190ZM212 235H213V234H212ZM163 236H164V237H163ZM188 236H189V235H188ZM217 236H218V237H217ZM1 237H2V236H0V238H1ZM6 237H7V236H6ZM107 237L110 238V241H112V242H110L109 239H108ZM135 237H136V238H135ZM144 237H145V239L143 240ZM169 237L171 238V240L169 239ZM193 237H194L195 240L198 239V237L195 238V235H194ZM193 237H192V238H193ZM210 237H211V238L213 237V238L210 239ZM215 237H216V238H215ZM146 238H148V239H146ZM172 238H173V239H172ZM190 238H191V237H190ZM192 238H191V239H192ZM243 238H248V239H247L248 241L243 240ZM105 239H106V240H105ZM155 239H156L157 242L161 240L160 243H162V244H159V243H158L159 245L156 244L157 242L155 241ZM159 239H160V240H159ZM162 239H163V240H162ZM186 239H185V241H186ZM191 239L188 238L189 242H190V241L193 242ZM205 239L202 240V241L206 242L205 244H207V241H205ZM238 239H239V241H238ZM107 240H108V241H107ZM137 240H138V241H137ZM139 240H140V241H139ZM145 240H146V243H145ZM165 240H166V241H165ZM182 240H183V239H182ZM213 240H212V241H213ZM251 240H252V239H251ZM260 240H261V239H260ZM142 241H143V243H140V242H142ZM167 241H168V242H167ZM228 241H229L230 243H232V241H230V240H228ZM107 242H109V243L107 244ZM147 242H148V243H147ZM152 242H153V245H154V246L151 244ZM164 242L167 243V251H168V252H167L166 250H163V249H165V248H162V247L160 246V245H162V246L164 245V246L166 247V245H165ZM248 242H249L251 245H252V243H254V244H253V247H252ZM255 242H256V243H255ZM112 243H113V244H112ZM125 243H126V244H125ZM136 243H137L140 247H142L141 249H143V250H141V251H142L143 253H139V252H141V251H140V247L137 246ZM144 243H145V244H144ZM187 243H188V242H187ZM197 243H198V242H197ZM210 243H208V244H210ZM233 243H234V242H233ZM240 243H239V245H240ZM246 243L249 244V245H248L249 248H248V246H247ZM124 244H125V245H124ZM140 244H142L143 246L140 245ZM146 244H148V245L151 244V247H153V248L150 249V248H151L150 245H149V246H146V248H145V245H146ZM170 244H171L172 246H171ZM184 244H185V243H184ZM184 244H182V243L180 244V245H181V250H182V247L184 246ZM237 244H238V243H237ZM255 244H256V246H255ZM107 245H108V247H107ZM117 245H118V246H117ZM123 245H124V246H123ZM126 245H127V246H126ZM135 245H136V246H135ZM177 245L180 247L179 243H178ZM177 245H176V247H177ZM188 245H189V243H188ZM190 245H191V244H190ZM190 245H189V246H190ZM244 245H245L246 247H245ZM119 246H120V247H119ZM155 246H156V247H155ZM169 246H170V247H169ZM186 246H187V245H185V247H186ZM193 246H194V245L191 246L192 248H191V247H190V248L188 247V250H192V249H195V248H196L195 246H194V247H193ZM254 246H255V249H253ZM123 247L125 248V250L123 249ZM143 247H144V248H143ZM149 247H150V248H149ZM154 247H155L156 249H155ZM168 247H169V248H168ZM179 247L177 248L178 250H180ZM239 247H240V246H239ZM110 248H111V249H110ZM113 248H114V249H113ZM115 248H116V249H115ZM121 248H122L123 250H122ZM158 248H161L162 250H160V249H158ZM250 248H251V249H250ZM119 249H120V250H119ZM138 249H139V250H138ZM169 249H170V250H169ZM186 249H187V247H186ZM249 249H250V250H249ZM259 249H261V250L259 251ZM115 250H116V251H115ZM117 250H119V252L122 251V253H119ZM134 250H135V251H134ZM188 250H187V251H188ZM195 250H196V249H195ZM195 250H194V251L192 250V251L195 252ZM112 251H114L115 254L112 253ZM137 251H139V252H137ZM147 251H148V252H147ZM156 251L158 252V255H161L160 257H157V258H156V256H157V255H156V253H157ZM159 251H161L160 254H159ZM162 251H163V252H162ZM165 251H166V252H165ZM131 252H132V253H131ZM135 252H136V254H137V253H138V254L136 255ZM149 252H150V256H151V257L148 255ZM155 252H156V253H155ZM169 252H170V254L167 255V253H169ZM188 252H189V251H188ZM188 252H187V256H189ZM117 253H118V254H117ZM152 253H153V254H152ZM163 253H164V254L166 253V254H165L166 256H169V255H170L169 257H167V259H168V258H171V260H170L171 262L168 261L169 259L166 260V256H165ZM190 253H191V252H190ZM112 254H113V255H112ZM122 254H123V255H122ZM127 254H128L129 257L127 256ZM140 254H142V256H141ZM143 254H147V255L145 256V255H143ZM110 255H109V257H110ZM116 255H117V256H116ZM130 255H131V256H130ZM133 255H135L134 258H132ZM155 255H156V256H155ZM163 255L165 256V258H164ZM191 255H193V254H191ZM191 255H190V257H192ZM259 255H260V254H259ZM259 255L257 256V254H256L255 256H252V257H254V260L256 259L255 263L258 262V261L260 262V257H259ZM137 256H138L139 258H137ZM249 256H250V255H249ZM123 257H125V258H123ZM143 257H145V258H143ZM147 257H149V259H148ZM152 257H154V258H152ZM162 257H163V258H162ZM131 258L133 259L134 262L131 261V260H132ZM250 258H251V257H250ZM257 258H259L258 261H257ZM124 259H126V260H124ZM130 259H131V260H130ZM136 259H137V263H135V262H136ZM142 259H143V260H142ZM144 259H148V260H144ZM153 259H154V260H153ZM160 259H158V261H159ZM122 260H123V261H122ZM127 260H129V261H127ZM149 260H150V261H149ZM152 260H153L154 262H153ZM172 260H173V261H172ZM177 260H178V263H176ZM204 260H205V259H204ZM121 261H122V262H121ZM175 261H176V262H175ZM194 261H195V260H193V259H191V262L187 261L188 263H187V262L183 263V261H182L181 264H186V263H187V264H193ZM202 261H203V259H202ZM125 262H126V263H125ZM131 262H132V263H131ZM146 262H147V263H146ZM166 263H165V264H166ZM174 263H173V264H174ZM195 264H198V263H196V261H195ZM256 264H258V263H256Z\"/></svg>","mask_w":264,"mask_h":264}]
</instances>
